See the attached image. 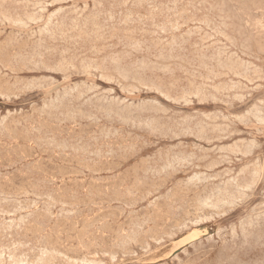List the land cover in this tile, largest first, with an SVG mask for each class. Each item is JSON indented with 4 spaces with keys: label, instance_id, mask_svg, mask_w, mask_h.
<instances>
[{
    "label": "rangeland",
    "instance_id": "obj_1",
    "mask_svg": "<svg viewBox=\"0 0 264 264\" xmlns=\"http://www.w3.org/2000/svg\"><path fill=\"white\" fill-rule=\"evenodd\" d=\"M3 1V0H2ZM12 1V2H11ZM13 1H14V3H13ZM24 1H25V3H27V4H25L24 3ZM21 0V1H16V0H4V2H2L1 3V0H0V5H1V7H0V21H1V23H0V52H1V55H0V86H3V87H7V90H6V88H3V87H0V121H2V122H0V156L2 157H0L1 159H0V169H1V171H0V180H1V184L2 185H0V187H1V189H0V193H2L1 195H0V200L2 199V201L4 202H0V206H1V209H0V213L2 214V216L0 215V225L1 224H3V222H5L4 223V225H1L0 227H3L4 226V228H0L1 230H0V255H1V257H0V264L2 263L3 264V260H4V264H10V262H11V264H19L18 262H20L21 260H23V259H27L26 260V262H25V260H23V263H20V264H33V263H36L35 261H40V258L42 259V260H45L44 262L46 263V264H86L87 263V261L89 262V264H93V263H95V264H98V262H99V264H100V262H101V264H188V262H190L189 264H264V166H263V164H264V122H263V120H264V106H263V104H264V0H248L250 3H248V4H250V5H247V0H241V2L239 1V0H220V1H218V0H200L201 1V4L202 5H200V1L199 0H180V2H179V0H119V2H118V0H112V4H111V0H104V1H102V0H63L64 1V3H62L63 1L61 0H59V1H57V0ZM37 1V2H36ZM95 1V3H96V1L97 2H99V3H96L97 5L98 4H100V5H96L95 3H93ZM101 1H102V3H101ZM113 1L116 3H113ZM122 1H124V2H122ZM127 1V2H126ZM144 1V2H143ZM146 1V2H145ZM150 1V2H149ZM152 1V2H151ZM168 1H169V3H171V4H169L168 3ZM189 1V2H188ZM196 1V2H195ZM211 1H213V2H211ZM226 1V2H225ZM258 3V4H255L256 2ZM8 2V3H7ZM15 2H17V3H15ZM21 2H23V3H21ZM51 2V3H50ZM66 2V3H65ZM108 2V3H107ZM130 2V3H129ZM139 2H140V5H139ZM142 2V3H141ZM155 2V3H154ZM156 2H157V4H156ZM182 2H186L185 4L184 3H182ZM191 2H192V4H191ZM208 2V3H207ZM233 2V3H232ZM237 2H239L238 4H237ZM251 2H253V3H251ZM13 3V4H12ZM18 3H20V4H18ZM33 4V5H30V4ZM38 3V4H37ZM43 3H44V5H43ZM46 3H48V4H46ZM56 3V4H55ZM58 3V4H57ZM105 3V4H104ZM123 3V5H121ZM127 3V4H126ZM137 4V5H134V4ZM144 3V4H143ZM152 3V4H151ZM154 3V4H153ZM166 5H165V4ZM176 3H178V4H176ZM226 3V4H225ZM244 3H246L245 4V9L243 8V6H244ZM261 3V4H260ZM3 4H5V8H4V11H3V9H2V7H3ZM8 6H7V5ZM10 4H12L11 6H10ZM16 4V5H15ZM26 6H25V5ZM41 4L43 5V6H41ZM50 4V5H49ZM77 4V5H76ZM86 4V5H85ZM89 4V6H91V8L89 7V6H87ZM93 4H94V6H93ZM101 4H102V6L103 7H101ZM121 6H120V5ZM131 4V5H130ZM142 4V5H141ZM160 4H162L163 6H160ZM173 4V5H172ZM174 4H175V6H174ZM182 4V5H181ZM194 4V5H193ZM197 4V5H196ZM203 4H205L206 5V7H205V5L203 6ZM214 4V5H213ZM223 4V5H222ZM233 4H234V7H233ZM241 4H243V5H241ZM15 5V6H14ZM17 5H19V6H17ZM35 5V6H34ZM49 5V6H48ZM51 5H52V7H51ZM84 5V6H83ZM110 5V6H109ZM139 5V6H138ZM157 5H159V6H157ZM171 5V6H170ZM186 5H188V6H186ZM190 5V6H189ZM191 5H193V8L191 7ZM210 7H208V6ZM212 7H211V6ZM218 5H220V7L218 6ZM76 6V7H75ZM77 6H78V8H80V9H78L77 8ZM80 6V7H79ZM116 6H118V7H116ZM135 6H137V7H135ZM157 6V7H156ZM182 6H184V7H187V9L186 8H184V7H182ZM201 6V7H200ZM215 6H217V7H215ZM222 6V7H221ZM229 8H228V7ZM230 6H232V7H230ZM236 6V7H235ZM242 6V7H241ZM250 6H251V8H250ZM255 6V7H254ZM46 7V8H45ZM71 7V8H70ZM73 7H75V8H73ZM85 7V8H84ZM108 7V8H107ZM112 7L114 8V9H112ZM127 9H126V8ZM140 7V8H139ZM144 7V8H143ZM152 7V8H151ZM154 7V8H153ZM170 7V8H169ZM175 9H174V8ZM177 7V8H176ZM197 7V9H195ZM208 7V8H207ZM8 8L10 9V11L8 10ZM25 8V10L24 11H22V9H24ZM31 8V9H30ZM32 8H34V9H32ZM41 8H44V9H46V10H44L43 9V11H41V10H39V9ZM63 8H65V11H64V9ZM83 10H82V9ZM101 8V9H100ZM104 8V9H103ZM107 8V9H106ZM110 8V9H109ZM117 8V9H116ZM143 10H142V9ZM169 8V9H168ZM216 8V9H215ZM220 8V9H219ZM222 8V9H221ZM253 8V9H252ZM12 9V10H11ZM14 9V10H13ZM29 9V10H28ZM50 9V10H49ZM59 9V10H58ZM68 11H67V10ZM74 9V10H73ZM76 9V10H75ZM87 10V11H85V10ZM98 9H100V11L98 10ZM116 9V10H115ZM119 9V10H118ZM126 9V10H125ZM145 9V10H144ZM147 9V10H146ZM156 9V10H155ZM160 9H162V10H160ZM174 9V10H173ZM177 9V10H176ZM183 9H184V11H183ZM186 9V10H185ZM226 9V10H225ZM235 9V10H234ZM238 9H239V11H238ZM250 9V10H249ZM18 10V11H17ZM32 10V11H31ZM37 11V12H35V11ZM63 10V11H62ZM79 10V11H78ZM105 10L106 11H108V12H105ZM112 10V11H111ZM122 10V11H121ZM123 10H125V11H123ZM134 10H135V12H134ZM157 10H158V12H157ZM167 10V11H166ZM170 10V11H169ZM189 12H188V11ZM196 10V11H195ZM197 10H199V11H197ZM207 10V11H206ZM212 10V11H211ZM231 10V11H230ZM244 10V11H243ZM5 11H6V13H5ZM9 11V12H8ZM13 13H12V12ZM56 13H55V12ZM66 11H67V14H66ZM77 11V12H76ZM91 11H92V13H94V14H92L91 13ZM101 11H102V14H101ZM114 11V12H113ZM130 11V12H129ZM135 14V15H133V13ZM139 11H141V12H139ZM151 11V12H150ZM156 11V12H155ZM179 11V12H178ZM195 11V12H194ZM210 11V12H209ZM222 11V12H221ZM226 11V12H225ZM232 11H236L235 13L233 12L232 13ZM258 11V12H257ZM4 14H3V13ZM8 12V13H7ZM21 12V13H20ZM28 12V13H27ZM32 12H34L33 13V15H31L32 14ZM44 12V14H42ZM45 12H47V13H45ZM52 12H53V15H54V17H57V19L56 18H54L53 17V15H50V14H52ZM57 12L58 13H60L59 15L57 14ZM65 14H64V13ZM81 14H80V13ZM84 12H86V14L84 13ZM110 12V13H109ZM115 14L116 12V14L114 15L113 13ZM152 13V15L150 14V13ZM161 12H162V14H161ZM175 12V13H174ZM182 12H183V14H182ZM185 12H188V13H185ZM212 12V13H211ZM214 12V13H213ZM10 13H11V15H10ZM17 15H15V14ZM24 13H25V15H24ZM62 13L64 14V16L62 15ZM71 13H72V15H71ZM79 15H78V14ZM99 13V14H98ZM122 15H121V14ZM185 13V14H184ZM194 13V14H193ZM222 13H224V14H222ZM226 13V14H225ZM228 13V14H227ZM230 13V14H229ZM243 13V14H242ZM262 13H263V15H262ZM23 15V16H21V15ZM27 14V15H26ZM35 14V15H34ZM40 14V15H39ZM56 14V15H55ZM75 14V15H74ZM83 14V15H82ZM113 14V15H112ZM132 14V15H131ZM136 14H138V16H140V17H138V16H136ZM140 14V15H139ZM143 14V15H142ZM154 14L156 15V17L154 16ZM208 15V16H205V15ZM215 14H216V16H215ZM222 14V15H221ZM247 14V15H246ZM249 14V15H248ZM255 16H254V15ZM3 15V16H2ZM8 15V16H7ZM39 15V16H38ZM43 15H44V18H43ZM66 15H67V17H66ZM81 15H82V17H81ZM90 15H92V16H90ZM94 15V16H93ZM100 15V16H99ZM105 15V16H104ZM109 15L111 16V17H109ZM159 15V16H158ZM171 15H173V16H171ZM178 16V18L179 17H181V18H177V16ZM258 15H259V17H258ZM262 15V16H261ZM5 16V17H4ZM9 16H10V18H9ZM21 16V17H20ZM24 16H25V18H24ZM37 16V17H36ZM59 16V17H58ZM105 18H104V17ZM107 16V17H106ZM115 16V18H114V20H112L113 19V17ZM121 17L120 19H119V17ZM125 16V17H124ZM130 16V17H129ZM131 16H132V18H131ZM143 16V17H142ZM145 16V17H144ZM148 16V17H147ZM165 16V17H164ZM204 16V17H203ZM220 16V17H219ZM236 16H237V19H236ZM261 16V17H260ZM2 17V18H1ZM7 17V18H6ZM14 17V18H13ZM18 17V18H17ZM35 17L37 18V20L35 19ZM39 17V18H38ZM41 17V18H40ZM53 19H52V18ZM62 17H63V20H62ZM72 17V18H71ZM75 17V21L73 20V18ZM80 17V18H79ZM88 17V18H87ZM90 17V18H89ZM124 17V18H123ZM137 17V18H136ZM162 17V18H161ZM187 17V18H186ZM196 17H197V19H196ZM222 17V18H221ZM226 17H229V18H226ZM232 18V20H231V18ZM256 17V18H255ZM4 18H6V19H4ZM17 20H16V19ZM20 18V19H19ZM34 18V21L33 20H31V19H33ZM43 18V19H42ZM49 18V19H48ZM51 18V19H50ZM61 18V19H60ZM68 18V19H67ZM83 18V19H82ZM107 18V19H106ZM133 18L135 19V20H133ZM148 18H152V19H148ZM156 19V20H154V19ZM165 18V19H164ZM167 18H169V19H167ZM193 18H195V19H193ZM204 18V19H203ZM223 18L224 19H226V20H223ZM234 18V19H233ZM261 18H262V20H261ZM3 19V20H2ZM22 19V20H21ZM26 19V20H25ZM69 19H70V21H69ZM78 19V20H77ZM81 19V20H80ZM88 21H87V20ZM90 19H94L95 21H98V22H95V21H93V20H90ZM97 19V20H96ZM121 19H123L122 21H120ZM141 19V20H140ZM144 19V20H143ZM167 19V20H166ZM173 19V20H172ZM176 21H175V20ZM207 19V20H206ZM215 19V20H214ZM230 19V20H229ZM241 19V20H240ZM8 20H10V21H8ZM24 20V21H23ZM29 20H31L32 22H30ZM38 20H42L41 22L40 21H38ZM54 21V23H52L53 21ZM86 20V21H85ZM104 20V21H103ZM117 20V21H116ZM119 20V21H118ZM124 20H125V22H124ZM128 20V21H127ZM129 20H132V21H129ZM147 22H146V21ZM149 20H152V21H149ZM158 20V21H157ZM162 20V21H161ZM163 20H164V23L162 24V22H163ZM170 20V21H169ZM181 20V21H180ZM183 20H185V21H183ZM196 20H198V21H196ZM204 20V21H203ZM217 20V21H216ZM222 22H221V21ZM257 20V21H256ZM5 23H4V22ZM8 21V22H7ZM23 21V23L22 24H20L21 22ZM29 21V22H28ZM36 21H37V23H36ZM49 21H51V22H49ZM64 21V22H63ZM79 23H78V22ZM82 21V22H81ZM106 21H108V22H106ZM113 21V22H112ZM140 21V22H139ZM144 21V22H143ZM167 21V22H166ZM175 21V22H174ZM178 21V22H177ZM189 21H191V22H189ZM230 21V22H229ZM11 22V23H10ZM19 22V23H18ZM28 22V23H27ZM38 22H40V23H38ZM58 22V23H57ZM60 22V23H59ZM76 22V23H75ZM94 22V24H92ZM100 22V23H99ZM110 22V23H109ZM122 22V23H121ZM131 22H132V25H131ZM135 22H137L136 24H135ZM184 22V23H183ZM195 22V23H194ZM204 22V23H203ZM206 22V23H205ZM208 22V23H207ZM225 22V23H224ZM226 22H227V24H226ZM233 22V23H232ZM245 22H247V23H245ZM14 23H16V24H14ZM36 23V24H35ZM47 23H48V25L50 24V26H48V27H46L47 26ZM57 23V25H55ZM70 23V24H69ZM78 23V24H77ZM104 24V25H102V24ZM107 25H109V26H107ZM109 23V24H108ZM113 23V24H112ZM119 23H121V24H119ZM141 23V24H140ZM143 23V24H142ZM157 23V24H156ZM171 23V24H170ZM187 23V25H185ZM191 23H193L192 25H191ZM217 23V24H216ZM240 23H242V24H240ZM253 23H255V24H253ZM261 23V24H260ZM4 24V25H3ZM6 24V25H5ZM18 24V27L16 26ZM26 24H28V26L26 25ZM30 24H31V26H30ZM55 25V26H57V27H53V25ZM67 24V25H66ZM73 24V25H72ZM77 26H75V25ZM87 24V25H86ZM92 24V25H91ZM97 24V25H96ZM101 25V26H99V25ZM111 24V25H110ZM118 24H119V26H118ZM124 24V25H123ZM129 24V25H128ZM140 24V25H139ZM158 24H159V26H158ZM165 24H168V25H165ZM174 24V25H173ZM181 24V25H180ZM195 24V25H194ZM202 24V25H201ZM211 24V25H210ZM216 26H215V25ZM231 26H230V25ZM232 24H233V26H232ZM245 24H247L246 26H245ZM13 25V26H12ZM46 25V26H45ZM52 25V26H51ZM61 25V26H60ZM63 25V26H62ZM72 25V26H71ZM91 25V26H90ZM96 25V26H95ZM117 25V26H116ZM121 25V26H120ZM131 25V26H130ZM133 25H136V26H133ZM145 25V26H144ZM162 25L163 26H165V27H167L166 29L168 30H166V29H164L165 27H162ZM170 25V26H169ZM178 25H180V27L178 26ZM183 25V26H182ZM189 25V26H188ZM201 27H200V26ZM223 25V26H222ZM224 25L226 26V27H224ZM240 25V26H239ZM243 25V26H242ZM260 25V26H259ZM261 25H263L262 27H261ZM23 26H25V27H23ZM26 26L28 27V28H26ZM30 26V27H29ZM43 26H44V28L46 29H44L43 28ZM65 26V27H64ZM70 28L69 30H68V28ZM70 26V27H69ZM78 26H80V27H78ZM88 26V27H87ZM103 26V27H102ZM105 26H107V29H108V27H109V29L108 30H106V27ZM115 27V29H114V27ZM124 26V27H123ZM125 26H126V28H125ZM133 26V27H132ZM149 28H148V27ZM154 26H156V27H154ZM178 26V27H177ZM188 26V27H187ZM191 26V27H190ZM193 26H194V28H193ZM197 28H196V27ZM206 26H208V27H206ZM21 27H23V28H21ZM52 29H51V28ZM60 27V28H59ZM86 27V28H85ZM95 27V28H94ZM124 29H123V28ZM132 27V28H131ZM144 27V28H143ZM158 27V28H157ZM182 27V28H181ZM215 27V28H214ZM221 27V28H220ZM228 27H230V28H228ZM231 27H233V28H231ZM241 28V29H238V28ZM242 27H244V29L242 28ZM248 27V28H247ZM257 27V28H256ZM21 28V29H20ZM39 28H41V29H39ZM57 28V29H56ZM65 28V29H64ZM75 28V29H74ZM80 29V30H78V29ZM88 28L90 29V30H88ZM93 28V29H92ZM120 28V29H119ZM127 28H129L128 30H127ZM137 28H139V29H137ZM157 28V29H156ZM184 28V29H183ZM186 28V29H185ZM193 28V29H192ZM209 28V29H208ZM218 30H217V29ZM262 28V29H261ZM37 29V30H36ZM49 29V30H48ZM55 31H54V30ZM64 29V30H63ZM73 29V30H72ZM99 29H101V30H99ZM117 29V30H116ZM123 29V30H122ZM132 29V30H131ZM160 29H162V31L160 30ZM169 29H171V30H169ZM177 29V30H176ZM181 29V30H180ZM201 29V30H200ZM229 29V30H228ZM248 29V30H247ZM43 30V31H42ZM51 30H52V32H51ZM58 30V31H57ZM61 30V31H60ZM65 30H67L66 32H65ZM73 32H72V31ZM76 30V31H75ZM81 30H83V31H81ZM85 30H87V31H85ZM94 30V31H93ZM96 30V31H95ZM113 30V31H112ZM121 30V31H120ZM135 30V31H134ZM139 30V31H138ZM148 30V31H147ZM149 30H151V31H149ZM154 32H153V31ZM158 30V31H157ZM160 30V31H159ZM179 30V31H178ZM188 30H190V31H188ZM194 30V31H193ZM196 30V31H195ZM203 30V31H202ZM213 30H215V31H217V32H215V31H213ZM219 30H221V31H219ZM223 30V31H222ZM240 30V31H239ZM1 31H5L6 33H2ZM14 31V32H13ZM36 33H35V32ZM41 31V32H40ZM47 31V32H46ZM49 31V32H48ZM62 31H64V32H62ZM74 31H75V34H74ZM89 31H92V32H89ZM103 31H105L104 33H103ZM108 31L110 32V33H108ZM116 31H119V32H117V33H115ZM129 31V34L127 33ZM136 31H138V32H136ZM164 31H166V33L168 32V34L166 35H164ZM171 33H170V32ZM173 31H176V32H173ZM187 31V32H186ZM207 31V32H206ZM225 31V32H224ZM233 31V32H232ZM236 31H237V33H238V31H239V35L236 33ZM12 32V33H11ZM18 32H19V36L17 35L18 34ZM32 32H33V34H32ZM43 32V33H42ZM51 32V33H50ZM61 32V33H60ZM91 33L90 35L91 36H89V33ZM98 32H99V34H98ZM131 32V33H130ZM132 32H135V34H137L136 36H135V34L134 33H132ZM143 34H142V33ZM158 32V33H157ZM188 34H186V33ZM189 32V33H188ZM190 32H192V33H190ZM194 32H195V34H194ZM213 32V33H212ZM222 32V33H221ZM227 32V33H226ZM16 35H15V34ZM23 33V34H22ZM24 33H25V35H24ZM28 33V34H27ZM40 33V34H39ZM47 33H49V35L47 34ZM55 33V34H54ZM57 33V34H56ZM64 33H66L65 35H63ZM123 33H125V34H123ZM151 33V34H150ZM163 33V34H162ZM182 33V34H181ZM185 33V34H184ZM197 33H199V34H197ZM200 33H201V35H200ZM206 33H208V36L207 35H205ZM211 33V34H210ZM233 33V34H232ZM243 33V34H242ZM11 34V35H10ZM13 34V35H12ZM30 34V35H29ZM51 34V35H50ZM70 34V35H69ZM88 34V35H87ZM105 34V35H104ZM107 34H109V35H107ZM138 34H140V35H138ZM189 34H190V36H189ZM204 34V38H206V37H208V39H207V41H206V39H204L203 38V35ZM220 34H221V36L222 37H220ZM223 34H225V35H223ZM26 35H28V36H26ZM34 35V36H33ZM38 35V36H37ZM41 35H42V37H41ZM43 35H45V36H43ZM53 35V36H52ZM62 35V36H61ZM67 35V36H66ZM120 35V36H119ZM124 35V36H123ZM127 35V38H125V36ZM130 35V36H129ZM132 35V36H131ZM154 35V36H153ZM160 35V36H159ZM184 38H181V36ZM188 37H187V36ZM212 35H214L213 37H212ZM218 35V36H217ZM227 35V36H226ZM240 35H241V39H240ZM8 36V38L7 39H5V37H7ZM16 36V37H15ZM31 36V37H30ZM64 36V37H63ZM72 36H74V37H72ZM77 36V37H76ZM80 36H82V37H80ZM105 38H104V37ZM121 38H119V37ZM141 36V37H140ZM145 36V37H144ZM148 36V37H147ZM157 36V37H156ZM169 38H168V37ZM171 36V37H170ZM193 36V37H192ZM244 36V37H243ZM4 37V38H3ZM13 39H12V38ZM26 37H27V39H26ZM32 37H33V39H32ZM38 40H36L35 38ZM53 37V38H52ZM54 37H55V39H54ZM66 37V38H65ZM85 37V38H84ZM92 39H91V38ZM98 37H100V38H98ZM113 37V38H112ZM115 37H116V39H115ZM130 37V38H129ZM137 37V38H136ZM144 37V38H143ZM160 37V38H159ZM177 38V40H176V38ZM192 38V39H190V38ZM209 37H211V38H209ZM217 37V38H216ZM225 37V38H224ZM228 37H229V39H228ZM230 37L232 38V41H230L231 39H230ZM233 37H235V38H233ZM15 38H17V40L15 39ZM69 38V39H68ZM79 38V39H78ZM80 38H81V41H79L80 40ZM82 38L84 39V40H82ZM89 38V39H88ZM96 38V39H95ZM104 38V39H103ZM107 38H109L110 40H111V42H109L110 40L109 39H107ZM124 38V39H123ZM134 38V39H133ZM142 38V39H141ZM145 38H147V39H145ZM157 38V39H156ZM162 38H163V40H162ZM167 38V39H166ZM174 38V39H173ZM188 38V39H187ZM200 38H203L202 40H199ZM213 38H215V39H217V40H215V39H213ZM10 39H12V40H10ZM19 39V40H18ZM22 39H23V43H22ZM31 39V40H30ZM40 39H41V41H40ZM59 39V40H58ZM61 39V40H60ZM76 39V40H75ZM87 39V40H86ZM114 39V40H113ZM120 39V40H119ZM127 39H130V40H128L127 41ZM133 39V41H131ZM154 39V40H153ZM182 39V40H181ZM227 39H228V41H227ZM240 39V40H239ZM245 39H247L246 41H245ZM10 40V41H9ZM15 40V41H14ZM21 40V41H20ZM28 40V41H27ZM49 40H52V41H49ZM71 40V41H70ZM93 40V41H92ZM99 40V41H98ZM109 40V41H108ZM119 40V41H118ZM124 40H125V42L126 43H124ZM140 40V41H139ZM156 40V41H155ZM161 40V41H160ZM171 41V43H172V46H171V43H170V41ZM174 40V41H173ZM181 40V41H180ZM184 40V41H183ZM197 40H198V42H197ZM204 40V41H203ZM212 40V41H211ZM220 41L222 44H220V42H218L219 44H217V41ZM239 40V41H238ZM251 40V41H250ZM18 41H19V44H17L18 43ZM31 41H32V43H31ZM36 41H37V43H36ZM45 41H46V43H45ZM49 41V42H48ZM64 41H65V43H64ZM77 41V42H76ZM88 41H90V43L88 42ZM97 41H98V43H97ZM103 43H102V42ZM106 41H108V43L106 42ZM122 43H121V42ZM130 41H131V43H130ZM139 43V45H138V43ZM152 41V42H151ZM157 41H158V43H157ZM159 41H160V43H159ZM177 41V42H176ZM185 42L184 44H183V42ZM191 41V42H190ZM196 41V42H195ZM209 41V42H208ZM237 41V42H236ZM5 42V43H4ZM12 42H15V43H12ZM43 43V45H42V43ZM51 42V43H50ZM60 42V43H59ZM62 42V43H61ZM69 42V43H68ZM72 44H71V43ZM74 42V43H73ZM78 42H79V45H78ZM87 42H88V44H87ZM94 42V43H93ZM120 42V43H119ZM141 42V43H140ZM144 44H143V43ZM145 42H146V44H145ZM164 42H167V43H164ZM169 42V43H168ZM203 42V43H202ZM216 43V45H215V43ZM240 42H241V44H240ZM244 42V43H243ZM251 42V43H250ZM4 45H3V44ZM28 43H30V44H28ZM49 43V44H48ZM57 43V44H56ZM75 43H77V44H75ZM82 45H81V44ZM93 43V44H92ZM96 43V44H95ZM129 43V46L127 45ZM153 45L154 44V46H152L151 44ZM174 43V44H173ZM176 43V44H175ZM196 45H195V44ZM207 43V44H206ZM223 43L225 44V45H223ZM237 43V44H236ZM246 43V44H245ZM14 44H15V46H14ZM22 44V45H21ZM23 44H24V46H23ZM26 44V45H25ZM35 46H33V45ZM38 44V45H37ZM55 44V45H54ZM69 44L70 45H73V46H70L69 47ZM75 44V45H74ZM95 44V45H94ZM98 44H100V45H98ZM110 44V45H109ZM111 44H112V46H111ZM119 44V45H118ZM125 44H126V46H128L127 48H124V47H126L125 46ZM131 44V45H130ZM136 44H137V46H136ZM150 44V45H149ZM155 44H158L159 45V47H158V45H155ZM169 44V45H168ZM181 44V45H180ZM186 44V45H185ZM199 44V45H198ZM209 44H214V45H212V47H211V45H209ZM233 46H232V45ZM7 45H10V46H8L7 47ZM13 45V46H12ZM22 47H21V46ZM29 47H28V46ZM37 45V46H36ZM133 45H135V46H133ZM145 47H144V46ZM164 45V46H163ZM167 45V46H166ZM201 45H203V47L201 46ZM209 45V46H208ZM18 46V47H17ZM50 48H48V47ZM53 46V47H52ZM56 46H58V47H56ZM61 46H62V48H61ZM87 46V47H86ZM90 46V47H89ZM96 48V51H95V49L93 48ZM96 46V47H95ZM104 46V47H103ZM105 46H107V47H105ZM118 46V47H117ZM130 46H131V48H130ZM141 46V47H140ZM148 46V47H147ZM152 46V47H151ZM162 46V47H161ZM179 46V47H178ZM182 46V48H180ZM185 46V47H184ZM200 46V47H199ZM223 47L222 49H221V51H220V48L221 47ZM226 46V47H225ZM245 46V47H244ZM249 46V47H248ZM3 47V48H2ZM9 47H12V48H10L9 49ZM21 47V48H20ZM23 47H24V49L27 47V49H23ZM38 47H39V49H38ZM45 47V48H44ZM92 47V48H91ZM117 47V48H116ZM147 47V48H146ZM151 47V48H150ZM168 47V48H167ZM173 48V50H172V48ZM178 47V48H177ZM192 47V48H191ZM196 47V48H195ZM199 47V48H198ZM207 47H209V48H207ZM216 49V50H219V51H217L216 52V50L214 49V48ZM235 47H236V49H235ZM247 47V48H246ZM251 47V48H250ZM2 48V49H1ZM5 48V49H4ZM29 48V49H28ZM51 48H52V50H51ZM53 48H55V49H53ZM80 48H82V49H80ZM86 48V49H85ZM90 48V49H89ZM104 48V49H103ZM110 48V49H109ZM121 48H123V50L121 49ZM154 49V51H152L153 49ZM156 48H158V49H156ZM166 48V49H165ZM195 48V49H194ZM206 48H207V50H206ZM226 48V49H225ZM239 48H241V49H239ZM244 48V49H243ZM247 50H246V49ZM4 49V50H3ZM37 49V50H36ZM128 49V50H127ZM129 49H131V50H129ZM140 49H142L141 51H140ZM147 49H150L151 51H149V50H147ZM161 49V50H160ZM163 49L165 50V51H163ZM178 49V50H177ZM183 49V50H182ZM203 49V50H202ZM224 49V50H223ZM253 49V50H252ZM10 50V51H9ZM14 50V51H13ZM22 50H24V51H22ZM39 50V51H38ZM48 50V51H47ZM71 50H72V52H71ZM74 50V51H73ZM86 50V51H85ZM88 50V51H87ZM92 52H91V51ZM94 50V51H93ZM102 51L101 53H100V51ZM121 51V53H122V55H121V53H120V51ZM157 50V51H156ZM170 50H172V51H170ZM175 50V51H174ZM180 50H182L183 52H185V53H183L182 51H180ZM196 50V51H195ZM200 50V51H199ZM227 50L229 51L228 53H226L227 52ZM250 50V51H249ZM5 51V52H4ZM7 51V52H6ZM20 51V52H19ZM50 51H51V53H50ZM55 51L58 53V54H56L55 53ZM66 52V54H65V52ZM69 53H68V52ZM82 51V52H81ZM86 53H85V52ZM126 51H128L127 53H126ZM148 51V52H147ZM160 53H162V54H160ZM191 51V52H190ZM195 51V52H194ZM198 51V52H197ZM205 51V52H204ZM222 51H224V52H222ZM240 51H241V53H242V55H244V56H242L241 55V53H240ZM252 51V52H251ZM4 52V53H3ZM10 52H11V54H10ZM18 54H17V53ZM22 52V53H21ZM47 52V53H46ZM49 52V53H48ZM54 52V53H53ZM74 52V53H73ZM90 52V53H89ZM96 52V53H95ZM107 54H105V53ZM112 52H113V54H112ZM132 54H131V53ZM141 52H143V53H141ZM148 54H146V53ZM157 52V53H156ZM172 54H171V53ZM201 52H203V53H201ZM215 52V53H214ZM219 52H221V53H219ZM235 52V54H236V56H235V54H233ZM254 52V53H253ZM6 53V54H5ZM20 53V54H19ZM26 53V55H24ZM35 55V57L33 58V54ZM36 53V54H35ZM44 53V54H43ZM88 53V54H87ZM94 53V54H93ZM115 53H120V56L118 55V54H116L115 55ZM126 53V54H125ZM138 53V54H137ZM155 53V54H154ZM169 53V54H168ZM192 53V54H191ZM199 53H201V54H199ZM223 53H225L224 54V56L227 58V61L225 60L226 58L223 56ZM238 53V54H237ZM245 53H246V56H245ZM253 53V54H252ZM14 54V55H13ZM28 54V55H27ZM32 54V55H31ZM39 54V55H38ZM50 54V55H49ZM63 54V55H62ZM69 54V55H68ZM78 54H79V56H78ZM82 54V55H81ZM84 54H85V56H84ZM96 54H98V55H96ZM109 54V55H108ZM131 55V57H129L130 55ZM145 54H146V56H145ZM180 54V55H179ZM204 54V56L202 57V55ZM206 54V55H205ZM215 54V55H214ZM227 54V55H226ZM232 56H231V55ZM256 54H258V56H255ZM6 55V56H5ZM12 55V56H11ZM16 55V56H15ZM21 57H20V56ZM24 55V56H23ZM41 55V56H40ZM46 55V56H45ZM55 55H58V56H55ZM73 55V56H72ZM91 55H93L92 57H91ZM102 55H103V57H102ZM117 55H118V60L120 61V63L118 62V61H116L117 60ZM151 55V56H150ZM172 55V56H171ZM183 55V56H182ZM188 55V56H187ZM209 55V56H208ZM210 55L212 56V57H210ZM222 55V57H220V56ZM249 55V56H248ZM252 55V56H251ZM4 56H5V58H4ZM19 56V57H18ZM23 56V57H22ZM27 56V57H26ZM41 58H40V57ZM56 58H55V57ZM63 58H62V57ZM71 56V57H70ZM76 56V57H75ZM81 56V57H80ZM90 56V57H89ZM105 56V57H104ZM112 57V60H111V57ZM114 56V57H113ZM126 56H128L129 58H127ZM156 56V57H155ZM180 56V57H179ZM182 56V57H181ZM186 56V57H185ZM218 56V57H217ZM229 56H231V58L229 57ZM234 56H235V58H234ZM237 56H239V57H241V58H239V57H237ZM255 56V57H254ZM2 57V58H1ZM11 58V57H13V58H11L10 60H12V61H10L9 60V58ZM14 57H15V60H14ZM74 57H75V59H74ZM99 57V58H98ZM102 57V58H101ZM107 57V58H106ZM124 57V58H123ZM142 57V58H141ZM176 57H178V58H176ZM185 57V58H184ZM192 57V58H191ZM195 57H197V58H195ZM208 57V58H207ZM233 57V58H232ZM237 57V58H236ZM249 57V58H248ZM252 57H253V59H252ZM256 57H258V58H256ZM20 58V59H19ZM26 60H25V59ZM31 58V59H30ZM47 58V59H46ZM58 58H61V59H58ZM74 59V62H73V59ZM76 58H77V60H76ZM87 58V59H86ZM88 58H91V59H89L88 60ZM127 58V59H126ZM131 58V59H130ZM159 58V59H158ZM162 58V59H161ZM163 58H164V60H163ZM184 58V59H183ZM200 58V59H199ZM212 58V59H211ZM221 58V59H220ZM251 58V59H250ZM1 59H3V61H5V62H3ZM10 61L9 63H11L10 65H9V63H8V60ZM20 61H23V62H21V64H20V62L18 61V60ZM23 59V60H22ZM31 60V61H29V60ZM36 59V60H35ZM40 59V60H39ZM55 59V61H53ZM70 59V60H69ZM79 59V60H78ZM81 59V60H80ZM83 59V60H82ZM100 59H101V61H100ZM129 59V60H128ZM141 59V60H140ZM149 59V60H148ZM170 62H174L175 64L173 65V62L172 63H169V61ZM171 59V60H170ZM173 59V60H172ZM196 59H197V61H196ZM203 59V60H202ZM208 59V60H207ZM214 59H216V60H214ZM241 59V60H240ZM243 59V60H242ZM257 59V60H256ZM259 59V60H258ZM7 60V61H6ZM28 60V61H27ZM42 60H44V62L42 61ZM50 60V63L48 62ZM61 62H60V61ZM88 60V61H87ZM96 60V61H95ZM99 60V61H98ZM106 62H104V61ZM126 60V61H125ZM152 60V61H151ZM159 60V61H158ZM176 60H177V63H176ZM182 60H183V62H182ZM188 60V61H187ZM189 60L191 61V63L189 62ZM199 60H202V61H199ZM207 60V61H206ZM212 60V61H211ZM213 60H214V62H213ZM223 60V61H222ZM236 60L238 61L237 63H236ZM263 60V61H262ZM25 61V62H24ZM40 61V62H39ZM52 61V62H51ZM64 61H65V63L67 62V64H65L64 63ZM69 61V62H68ZM79 61V62H78ZM83 61H85V62H83ZM86 61L88 62V64L86 63ZM91 61V62H90ZM95 61V62H94ZM123 61H125V62H123ZM130 61V62H129ZM136 61V62H135ZM139 61V62H138ZM142 61V62H141ZM146 61V62H145ZM150 61V62H149ZM157 63H156V62ZM197 63V64H195V62ZM198 61H199V63H198ZM206 61V62H205ZM220 61V62H219ZM228 62V63H224V62ZM232 61H234L233 63H232ZM241 61V62H240ZM242 61H245V62H242ZM13 62V63H12ZM18 63V66H17V63ZM32 62V63H31ZM46 62H48V63H46ZM54 62V63H53ZM72 64H71V63ZM77 62V63H76ZM115 62H116V65H117V67L115 66ZM149 62V63H148ZM152 62H154V63H152ZM159 62V63H158ZM165 62H166V64H165ZM178 62H180L182 65L180 66V63H178ZM241 64H240V63ZM7 63H8V65H7ZM42 63H43V65H42ZM56 63V64H55ZM70 63V64H69ZM80 63V64H79ZM83 63V64H82ZM96 63V64H95ZM112 63V64H111ZM123 63V64H122ZM143 63H145V64H143ZM161 63H163L162 65H161ZM202 63H203V65H202ZM210 63H211V65H210ZM222 63V64H221ZM224 63V64H223ZM24 64V65H23ZM32 64V65H31ZM35 64H36V66H39V68L38 67H36L35 66ZM39 64V65H38ZM41 64V65H40ZM53 64V66H55V68H53V66H51ZM75 64V65H74ZM78 64V65H77ZM86 64V65H85ZM92 64V65H91ZM106 64V65H105ZM109 64H111V66L109 65ZM129 64V65H128ZM132 64L133 65H135V66H132ZM138 64V65H137ZM165 64V65H164ZM167 64H169V65H167ZM183 64H185V65H183ZM189 64H191V65H193V66H190ZM221 64V65H220ZM230 66H229V65ZM232 64V65H231ZM235 64H236V66H235ZM244 64H246V65H244ZM251 64V65H250ZM3 65V66H2ZM28 65V66H27ZM29 65H30V67H29ZM48 65V66H47ZM61 65V66H60ZM66 65H67V67H66ZM88 65H89V68H88ZM123 65H125V66H123ZM126 65H128V66H126ZM148 65V68H147V70H146V66ZM152 65H153V67H152ZM186 65H188V66H186ZM203 67H201V66ZM218 65V66H217ZM220 65V66H219ZM223 65H225V66H223ZM226 65H227V67H226ZM242 66V69H240L239 67H241ZM243 65L244 66H246V67H243ZM255 65V66H254ZM6 66H8V68L6 67ZM12 66H14V67H12ZM21 66V67H20ZM24 66V67H23ZM31 66H32V68H31ZM35 66V67H34ZM47 68H46V67ZM65 66V67H64ZM76 68H75V67ZM93 67V69L91 70V68ZM101 66V67H100ZM103 66V67H102ZM131 66V67H130ZM137 66V67H136ZM160 66H161V68H160ZM185 67V69H184V67ZM196 66H198L197 68H198V70H197V68H196ZM249 66H251V67H249ZM254 66V67H253ZM12 67V68H11ZM18 69H17V68ZM49 67V68H48ZM60 67V68H59ZM82 67H84V69L85 70H83V69H81ZM97 67V68H96ZM115 67V68H114ZM120 67H122V69L120 68ZM128 67V68H127ZM165 67V68H164ZM189 67V68H188ZM191 67H195V69L196 70H194L193 68H191ZM218 67V68H217ZM222 67V68H221ZM226 67V68H225ZM229 67V68H228ZM238 67V68H237ZM257 67V68H256ZM4 68V69H3ZM5 68L7 69V70H5ZM14 68V69H13ZM23 68H25V69H23ZM32 69V71H31V69ZM35 68H38V69H40L41 70V72H38V71H40V70H38V69H35ZM63 68V69H62ZM75 68V70L73 71V69ZM77 68H79V70H77ZM87 68V69H86ZM94 68H96V69H98L97 71H96V69H94ZM100 68V69H99ZM110 69V70H107V69ZM120 68V69H119ZM127 68V69H126ZM181 68V69H180ZM199 68H201V69H199ZM225 68V69H224ZM234 68H235V70L236 71H234ZM246 68V69H245ZM250 68V69H249ZM254 68V69H253ZM258 68H260V69H258ZM22 69L24 70V71H22ZM34 69V70H33ZM46 69V70H45ZM55 69V70H54ZM66 69H67V71H66ZM101 69H103V70H101ZM131 69V70H130ZM138 69V70H137ZM142 69V70H141ZM144 69V70H143ZM178 69V70H177ZM180 69V70H179ZM189 70V69H191V70H189V71H187V70ZM206 69H208L207 71H206ZM213 69V70H212ZM215 69V70H214ZM224 69V70H223ZM240 69V70H239ZM246 70V71H244V70ZM254 71H253V70ZM256 69H258V70H256ZM21 70V71H20ZM30 70V71H29ZM37 70V71H36ZM45 70V71H44ZM50 70V71H49ZM54 70V71H53ZM64 70V71H63ZM87 70V71H86ZM100 70V71H99ZM104 70H106V73H105V71ZM114 70V75H113V71ZM116 70V71H115ZM135 70V72H133ZM160 70V71H159ZM176 71V72H174V71ZM184 70V71H183ZM205 70V71H204ZM227 70V71H226ZM230 70V71H229ZM250 71V72H248V71ZM10 71V72H9ZM28 71V72H27ZM48 71V72H47ZM57 71V72H56ZM58 71H59V74H58ZM79 71V72H78ZM81 71H82V73H81ZM96 73H95V72ZM99 71V72H98ZM120 71V72H119ZM124 71V72H123ZM146 71V72H145ZM157 71V72H156ZM185 71H187V73H189L188 75H185V74H187ZM193 71V72H192ZM197 71V72H196ZM211 71H213L212 73H213V75L211 74ZM221 73V75H223L221 78H220V73ZM251 71H253V72H251ZM256 71V72H255ZM259 72V74H258V72ZM13 74H12V73ZM54 72V73H53ZM61 72H63V74H60ZM73 72V73H72ZM91 72V73H90ZM92 72H94V73H92ZM104 72V75H102V73ZM109 72V73H108ZM118 72V74H115V73H117ZM142 72V73H141ZM172 72H173V74H172ZM192 72V73H191ZM201 72V73H200ZM209 72V73H208ZM231 72V73H230ZM241 74H240V73ZM4 73V74H3ZM6 73H8V74H6ZM69 73V74H68ZM79 73V74H78ZM83 73H84V75H83ZM88 73V74H87ZM99 73V74H98ZM128 73H129V75H128ZM144 73V74H143ZM196 73H198V74H196ZM218 73L219 74V76H218V74L216 75V74ZM232 73L234 74V75H232ZM236 73V74H235ZM71 74V75H70ZM89 74H91V76L89 75ZM96 74V75H95ZM106 74H109V75H107L106 76ZM120 74V75H119ZM124 74V75H123ZM136 74H138V75H136ZM143 74V75H142ZM195 75V76H193V78L195 79V81H194V79L192 78V75ZM200 74H202V75H200ZM206 74H208V75H206ZM227 74H228V77H226L227 76ZM240 74V75H239ZM248 74H249V76H248ZM251 74V75H250ZM254 74H258V75H254ZM262 74V75H261ZM1 75H3L4 77L2 78V76ZM6 75V76H5ZM13 75V76H12ZM65 75H66V77H65ZM76 75V76H75ZM80 75V76H79ZM85 75H87V76H85ZM101 75V76H100ZM115 75H117V76H115ZM161 75V76H160ZM175 75V77L173 78V76ZM197 75V76H196ZM210 75H212V76H214V77H210ZM235 75H238V76H235ZM242 75H244V76H242ZM43 76L45 77V78H43ZM61 76V77H60ZM74 76V77H73ZM95 76L97 77V78H95ZM104 78H103V77ZM108 76L110 77V79L108 78ZM112 76V77H111ZM138 76V77H137ZM140 76V77H139ZM150 76V77H149ZM151 76H152V78H151ZM199 76H200V78H199ZM240 76H241V78L242 77H244L247 81H245L244 80V78H240ZM260 76H262V81L260 80L259 81V79L258 78H260L261 79V77ZM9 77H12V78H10L9 79ZM17 77V78H16ZM19 77H20V81H19ZM25 77V78H24ZM48 77V78H47ZM50 77V78H49ZM54 77H55V79H54ZM68 77V78H67ZM102 77V78H101ZM106 77V78H105ZM127 77V78H126ZM149 77V78H148ZM160 77H161V79H160ZM181 77V78H180ZM207 77V78H206ZM219 77V78H218ZM235 77V78H234ZM31 78V79H30ZM36 78H37V80H36ZM39 78H43L42 80L41 79H39ZM47 78V79H46ZM118 80H117V79ZM123 78H125V80H123ZM152 79V81L153 82H151V79ZM159 80H158V79ZM171 78V79H170ZM187 78H188V80H189V83H188V80H187ZM220 79V80H218V79ZM240 78V79H239ZM250 78H253L252 80L250 79ZM3 79V80H2ZM14 79V80H13ZM24 79V80H23ZM28 79H30V80H28ZM37 81V83H36V81ZM51 80V81H49V80ZM53 79V80H52ZM106 81H105V80ZM111 79L113 80V82L111 83ZM115 79V80H114ZM120 79V80H119ZM122 79V80H121ZM130 79V80H129ZM135 79V80H134ZM150 79V80H149ZM156 79V80H155ZM174 79V80H173ZM191 79V80H190ZM198 79V80H197ZM16 80H17V82H16ZM23 80V81H22ZM34 80V81H33ZM46 80H47V82H49L48 84H47V82H46ZM109 80V81H108ZM117 80V81H116ZM170 80V81H169ZM180 80V81H179ZM203 80V81H202ZM206 80H209V81H206ZM229 80H230V82H229ZM241 82H240V81ZM11 81V82H10ZM19 81V82H18ZM28 81H30V82H28ZM32 81V82H31ZM41 81V82H40ZM42 81H44V83L42 82ZM57 81L59 82V83H57ZM120 82V84H119V82ZM140 83L141 82V84H139L138 82ZM147 81H148V83H150V85L147 83ZM159 81V82H158ZM164 81V82H163ZM176 81V82H175ZM211 81V82H210ZM214 81V82H213ZM233 81V82H232ZM238 81V82H237ZM250 81V82H249ZM251 81H252V83L253 82H255L254 84H252L251 83ZM22 82H24V83H22ZM35 83V85H34V83ZM56 82V83H55ZM74 82V83H73ZM79 82V83H78ZM83 82V83H82ZM108 82V83H107ZM136 82V83H135ZM156 84H155V83ZM158 82V83H157ZM162 82V83H161ZM178 82V83H177ZM195 82V83H194ZM203 82V83H202ZM210 84H212L211 86L210 85H208L209 83ZM226 82V83H225ZM249 82V83H248ZM9 83V84H8ZM18 83H20V84H18ZM31 83V84H30ZM40 83H41V85H40ZM46 83V84H45ZM85 83V84H84ZM116 83H117V85H116ZM123 83V85H121ZM132 83V84H131ZM154 83V84H153ZM176 83V84H175ZM206 83V84H205ZM208 83V84H207ZM214 83H215V85H214ZM222 83V84H221ZM224 83V84H223ZM229 83H231V84H229ZM233 83V84H232ZM234 83H236L235 85H234ZM239 83V84H238ZM8 84V85H7ZM17 84V85H16ZM26 84V85H25ZM51 84V85H50ZM53 84V85H52ZM76 84V85H75ZM88 84V85H87ZM128 84V85H127ZM135 84V85H134ZM144 84H146V85H144ZM159 84H162V85H159ZM178 84V85H177ZM190 84V85H189ZM194 84H196V85H194ZM198 84H199V86H198ZM204 84V85H203ZM219 84H221V85H219ZM240 84H241V86H240ZM246 84H247V86H246ZM252 84V85H251ZM10 85H12V86H10ZM15 85V87H13ZM22 85V86H21ZM23 85H25L24 87H23ZM31 85V86H30ZM44 85V86H43ZM73 85V86H72ZM78 85H79V87H78ZM86 85V86H85ZM125 85V86H124ZM133 85L134 86H136V87H133ZM141 85H143V86H141ZM154 85H156V88L158 87V88H160V90L157 88V89H153V86ZM173 85H175V87H173ZM203 85V86H202ZM218 85V86H217ZM227 85H229V87L227 86ZM231 85V86H230ZM257 85H259V86H257ZM10 88H14V90H12V89H10ZM21 86V87H20ZM27 86V87H26ZM29 86V87H28ZM35 86L36 87H38V88H35ZM41 86V87H40ZM48 86V87H47ZM68 86H70V87H68ZM81 86V87H80ZM101 86V87H100ZM130 86L132 87V88H130ZM147 87V89L146 88H144V87ZM152 88H151V87ZM161 86L163 87V88H161ZM167 86V87H166ZM193 87V88H190V87ZM213 86V87H212ZM220 86V87H219ZM225 86V87H224ZM234 86V87H233ZM240 86V87H239ZM255 86V87H254ZM256 86H257V88L259 87V89L257 90V88H256ZM263 87V89H261L262 87ZM33 87V88H32ZM39 87H40V89H39ZM47 87V88H46ZM65 87V88H64ZM91 87H93V88H91ZM109 89H108V88ZM141 89H139V88ZM149 87L152 89V90H150L149 89ZM166 87V88H165ZM172 87V88H171ZM177 87V88H176ZM185 89H184V88ZM194 87H196V88H194ZM199 87V88H198ZM201 87H203V88H201ZM205 87V88H204ZM212 89H211V88ZM215 87H219V89H217V88H215ZM224 87V88H223ZM229 89H228V88ZM252 87V88H251ZM9 88V89H8ZM18 88V89H17ZM25 88V89H24ZM30 88V89H29ZM34 89V90H32V89ZM44 88V89H43ZM68 88V89H67ZM95 88V89H94ZM106 88V89H105ZM125 88V89H124ZM131 89V92H130V89ZM138 88V89H137ZM154 88H155V86H154ZM184 90H183V89ZM201 88V89H200ZM209 88V89H208ZM233 89V90H231V89ZM240 88V89H239ZM242 88H244V89H242ZM37 89L39 90L38 92H37ZM129 91H128V90ZM132 89H134V90H132ZM167 89V90H166ZM170 89H172V91L170 90ZM197 89L199 90V92L197 91ZM216 89H217V91H216ZM246 89V90H245ZM248 89V90H247ZM9 90V91H8ZM28 90H30V91H28ZM65 90V91H64ZM80 90V92H78ZM82 90V91H81ZM90 90V91H89ZM104 90V91H103ZM108 90V91H107ZM114 90V91H113ZM121 90H123V91H121ZM137 90H139L138 92H137ZM148 90V91H147ZM158 90V91H157ZM192 90V91H191ZM196 90V91H195ZM212 90H214V91H212ZM223 90V91H222ZM225 90H227V91H225ZM244 91V93H243V91ZM254 90V91H253ZM8 91V92H7ZM24 91V92H23ZM33 91V92H32ZM88 93H87V92ZM93 91V92H92ZM97 91H99V92H97ZM102 91V92H101ZM135 91V92H134ZM141 91V92H140ZM143 91V92H142ZM146 91V92H145ZM155 91V92H154ZM162 91V92H161ZM188 91V92H187ZM232 91V92H231ZM235 91V92H234ZM249 91V92H248ZM261 91V92H260ZM10 92V93H9ZM23 94H22V93ZM61 92V93H60ZM69 92V93H68ZM75 92V93H74ZM84 92V93H83ZM94 92H95V94H94ZM148 92V93H147ZM158 92V93H157ZM159 92H160V95H159ZM165 92V93H164ZM184 92V93H183ZM224 92V93H223ZM18 93V94H17ZM56 93H58V94H56ZM68 93V94H67ZM77 93V94H76ZM102 93H104V94H102ZM106 93V94H105ZM111 93H114V94H112L111 95ZM131 93V94H130ZM138 93V94H137ZM162 93H164V95L162 94ZM181 93L183 94V96L181 95ZM200 93H201V95H200ZM202 93H203V95H202ZM216 93V94H215ZM230 93V94H229ZM234 93V94H233ZM7 94V95H6ZM12 94V96H11V98H10V100H8V98H9V96ZM79 94V95H78ZM90 94H91V96H90ZM98 94L100 95V96H98ZM133 94V95H132ZM166 94V95H165ZM207 94V95H206ZM213 96H212V95ZM220 96H219V95ZM225 94V95H224ZM227 94V95H226ZM241 95L242 94V96H240V98H239V96H237V95ZM261 96H260V95ZM6 95V96H5ZM9 95V96H8ZM17 95V96H16ZM19 95V96H18ZM20 95H22V96H20ZM24 95V96H23ZM66 95V96H65ZM71 95V96H70ZM81 95H83V96H81ZM85 95V96H84ZM107 95V96H106ZM115 95H116V97H115ZM152 95V96H151ZM167 95L169 96V98L167 97ZM172 95V96H171ZM181 95V96H180ZM186 95H188L187 97H186ZM191 95V96H190ZM197 95H200L201 97H199V98H197ZM206 95V96H205ZM209 95H211V97L209 96ZM244 95H245V97H246V100L244 99L245 97H244ZM250 95V96H249ZM258 95H259V97H258ZM8 96V98H5V97H7ZM15 96V97H14ZM49 96H52V99H51V97H49ZM94 96V97H93ZM110 96V97H109ZM166 96V97H165ZM185 96V97H184ZM232 96V97H231ZM237 96V98H235ZM16 97H17V100H16ZM19 97V98H18ZM60 97V98H59ZM81 97V98H80ZM93 97V98H92ZM107 97H108V99H107ZM113 97H115V98H113ZM120 97V98H119ZM177 97V98H176ZM180 99H179V98ZM191 99H190V98ZM202 97H204V99L202 98ZM206 97V98H205ZM208 97V98H207ZM5 98V99H4ZM13 98H14V100H13ZM45 98V99H44ZM57 98V99H56ZM67 100V101H64L65 99ZM88 98V99H87ZM98 98V99H97ZM106 98V99H105ZM123 98V99H122ZM172 98H173V100H172ZM203 100H202V99ZM215 98H216V100H218V99H220V100H218L217 102H216V100H215ZM231 100H230V99ZM232 98H234V99H232ZM47 99V100H46ZM72 99V100H71ZM84 99V100H83ZM95 99V100H94ZM102 99H104V100H102ZM118 99V100H117ZM167 99V100H166ZM171 100V102H170V100ZM175 99V100H174ZM183 101H182V100ZM190 99V100H189ZM197 99V100H196ZM200 101H199V100ZM205 99H207V101L206 102H204V100ZM212 99H214V100H212ZM240 99H241V101H243V102H241L240 101ZM13 100V101H12ZM42 100V101H41ZM71 100V102H69ZM82 100V101H81ZM122 100V101H121ZM149 100V101H148ZM176 100L177 101H179V102H177V104H176ZM184 100H186V101H184ZM209 100V101H208ZM211 100V101H210ZM263 100V101H262ZM44 101H46V102H48V104L49 105H47V103L46 102H44ZM57 101V102H56ZM79 101V102H78ZM97 101V102H96ZM125 101V102H124ZM132 101V102H131ZM138 101V102H137ZM146 101H148V102H146ZM187 101H188V104H187ZM191 103H190V102ZM213 101H214V103H213ZM226 101H228V102H226ZM235 101V102H234ZM56 102V103H55ZM62 102V103H61ZM75 102V103H74ZM85 102V103H84ZM87 102V103H86ZM91 102V103H90ZM108 104H107V103ZM116 102H118V104L116 103ZM133 102H135V104L133 103ZM144 102V103H143ZM152 103V105H151V103ZM155 102V103H154ZM159 102V103H158ZM175 104H174V103ZM193 102V103H192ZM202 102V103H201ZM219 102V103H218ZM222 102H224V103H222ZM231 102V103H230ZM240 102V103H239ZM254 102H256V103H254ZM261 104H260V103ZM43 103H46V104H44L43 105ZM51 103V104H50ZM53 103V104H52ZM63 105H61V104ZM63 103H65V104H63ZM67 103V104H66ZM70 103V104H69ZM93 103H94V105H93ZM105 103V104H104ZM124 103V104H123ZM157 103H158V105H157ZM161 103V104H160ZM163 103V104H162ZM179 103V104H178ZM190 103V104H189ZM196 103H198V104H196ZM221 103V104H220ZM259 103V104H258ZM36 104V105H35ZM55 104V105H54ZM61 107V108H63V109H61L60 107H58V105ZM78 104V105H77ZM107 104V105H106ZM123 105V107H120V106H122ZM142 104V105H141ZM150 104V106L149 107H146V106H148ZM155 104H156V106H155ZM187 104V105H186ZM223 104V105H222ZM227 104H232V108L229 106H227ZM257 105V107H256V105ZM66 105V106H65ZM75 105V106H74ZM86 105V106H85ZM89 105V106H88ZM93 105V106H92ZM103 105V106H102ZM105 105V106H104ZM127 105V106H126ZM132 105H134V107L136 108H134ZM154 105V106H153ZM261 105V106H260ZM36 106V107H35ZM45 106H47V109H46V107ZM112 106V107H111ZM143 106V107H142ZM145 106V107H144ZM153 106V107H152ZM159 106V107H158ZM162 108H161V107ZM163 106H164V108H165V111H163ZM166 106V107H165ZM239 106H240V108H239ZM259 106V107H258ZM50 107H51V109H50ZM52 107L54 108L53 110H52ZM68 107V108H67ZM71 107V108H70ZM77 107V108H76ZM79 107V108H78ZM86 107H88V110H86L85 108ZM94 110H92L91 108ZM117 107V108H116ZM124 107H127L128 109H126V108H124ZM132 107V108H131ZM150 107L152 108L151 110H149L150 109ZM253 107V109H252V111H251V108ZM254 107H256V108H254ZM262 109H261V108ZM30 108V109H29ZM34 108V109H33ZM41 108V109H40ZM44 108V109H43ZM61 109V111H60V109ZM70 108V109H69ZM90 108V109H89ZM135 110H134V109ZM144 108V109H143ZM155 108H156V110H155ZM258 108H259V110H258ZM22 109V110H21ZM32 109H33V111H32ZM38 109V110H37ZM49 109V110H48ZM67 109H69V111L67 110ZM110 109V110H109ZM160 109V110H159ZM162 109V110H161ZM171 109H174L173 111L171 110ZM179 109V110H178ZM16 110V111H15ZM27 110H28V112H27ZM32 112H31V111ZM42 110V111H41ZM52 110V111H51ZM54 110H56V111H54ZM58 110H59V112H58ZM64 110V111H63ZM77 110V111H76ZM91 110V111H90ZM104 110V111H103ZM121 110V111H120ZM123 110H125V112H123ZM131 110V111H130ZM158 110V112H156ZM171 110V111H170ZM182 110V111H181ZM194 110H196V111H194ZM262 110V111H261ZM27 113H26V112ZM38 111H41L40 113L41 114H39V112ZM44 111V112H43ZM50 111H51V113H50ZM54 111V112H53ZM70 111L72 112V113H70ZM95 111H97V112H95ZM116 111H118V112H116ZM129 111V112H128ZM152 111V112H151ZM155 111V112H154ZM163 111V112H162ZM170 111V112H169ZM190 111V112H189ZM198 111V112H197ZM219 111V112H218ZM247 111H248V113H247ZM249 111H250V113H249ZM255 111V112H254ZM257 111V112H256ZM263 112V113H261V112ZM8 112V113H7ZM64 112H65V114H64ZM87 112V113H86ZM122 112V113H121ZM137 112V113H136ZM141 112H142V114H141ZM165 112H167V113H165ZM174 112V113H173ZM177 112V115H175V113ZM183 112V113H182ZM196 112V113H195ZM199 112H200V114H199ZM213 114H215V115H213ZM256 113V114H253V115H251L252 113ZM259 112V113H258ZM15 113L17 114V115H15ZM48 113H49V115H48ZM60 113H63L62 115L60 114ZM90 113V114H89ZM100 113V114H99ZM104 113V114H103ZM120 113V114H119ZM136 113V114H135ZM150 113V114H149ZM161 114V115H158V114ZM166 114V115H164V114ZM169 113H170V115H171V117H170V115H169ZM180 113V114H179ZM203 113V114H202ZM210 113H211V115H210ZM218 113H220V115L218 114ZM4 114H6L5 116H6V118L5 119H3L4 117H3V115ZM10 114H12V115H10ZM19 114V115H18ZM25 114V115H24ZM31 114V115H30ZM38 114V115H37ZM46 114V115H45ZM53 114V115H52ZM77 116H76V115ZM80 114V115H79ZM93 114H95V115H93ZM97 114V115H96ZM100 116H99V115ZM110 114V115H109ZM124 114V115H123ZM127 116H126V115ZM128 114H130L129 116H128ZM141 116H140V115ZM223 114V115H222ZM260 114L261 116V118L260 117H258V115ZM10 115V116H9ZM27 115V116H26ZM43 115V116H42ZM45 115V116H44ZM63 115H65L64 117H63ZM74 115V116H73ZM85 115V116H84ZM104 115V117H102ZM112 115V116H111ZM115 116V118H114V116ZM147 115V116H146ZM237 115V116H236ZM240 115V116H239ZM2 116V117H1ZM20 116V117H19ZM23 116H26V117H23ZM35 116V117H34ZM48 116H49V118H48ZM60 116V117H59ZM80 116V117H79ZM108 116V117H107ZM121 116H122V118H121ZM133 116V117H132ZM137 116V117H136ZM139 116V117H138ZM143 116V117H142ZM155 116V117H154ZM167 116H168V119H167ZM186 116H188V117H186ZM203 116H205V117H203ZM213 116L215 117V119L213 118ZM219 116V117H218ZM222 116H224V117H222ZM236 116V117H235ZM257 116V117H256ZM21 117L24 119H21ZM28 117H29V120H28ZM53 117V118H52ZM58 117H59V119H58ZM69 117V118H68ZM73 117V118H72ZM76 117H77V119H76ZM82 117V118H81ZM86 117V118H85ZM94 117H96V118H94ZM98 117V118H97ZM117 117V118H116ZM127 117V120L125 119ZM136 117V118H135ZM146 117H147V120H146ZM152 117V118H151ZM184 117H185V119H184ZM191 117V118H190ZM211 117V118H210ZM218 117V118H217ZM235 117V118H234ZM244 117V118H243ZM246 117V118H245ZM255 118V119H252V118ZM15 118V119H14ZM31 118V119H30ZM34 118H37L36 120H37V123H36V120L35 121H33V119ZM43 118H45V120L43 119ZM57 119V121L56 120H54V119ZM67 118H68V120L69 121H66L67 120ZM80 118V119H79ZM105 118V119H104ZM113 118V119H112ZM120 118H121V120H120ZM133 118V119H132ZM145 118V119H144ZM155 118H157V119H155ZM171 118L173 119V120H171ZM179 118V119H178ZM195 118V119H194ZM197 118V119H196ZM221 120H220V119ZM237 118H238V120H237ZM248 118H249V120H251V121H249L248 120ZM259 119V120H257V119ZM6 119H8V121L6 120ZM16 119H18V122H17V120ZM40 120V123H39V120ZM50 119V120H49ZM62 119V120H61ZM90 119V120H89ZM94 119V120H93ZM131 119V120H130ZM137 119V120H136ZM155 119V120H154ZM162 119V121H160ZM183 119V120H182ZM202 119V120H201ZM212 119V120H211ZM219 119V120H218ZM227 119V120H226ZM235 119V120H234ZM243 119V120H242ZM247 119V120H246ZM11 120H12V122H11ZM16 121V123L17 124H15L14 122ZM21 120V121H20ZM26 120H28V121H26ZM52 120V121H51ZM54 120V121H53ZM71 120V121H70ZM73 120V121H72ZM75 120V121H74ZM77 120V121H76ZM83 120H84V122H83ZM102 120V121H101ZM111 120H113L112 122H111ZM116 120H118V122L116 121ZM134 120V121H133ZM146 120V121H145ZM156 120H158V121H156ZM166 120V121H165ZM171 120V121H170ZM178 120H180V121H178ZM185 120H190V121H185ZM212 121V122H210V121ZM214 120V121H213ZM218 120V121H217ZM226 120V121H225ZM245 120H246V122H245ZM255 120H256V122H255ZM260 120H262V122L260 121ZM5 121V122H4ZM14 121V122H13ZM24 121H26V122H24ZM45 121V122H44ZM51 121V122H50ZM91 121V122H90ZM95 121V122H94ZM115 121V122H114ZM124 121V122H123ZM141 121V122H140ZM148 121V122H147ZM156 121V122H155ZM193 121V122H192ZM197 121H201V123H198ZM205 123H204V122ZM239 121V122H238ZM259 121V122H258ZM22 124H21V123ZM41 122H43V125L45 126H43L42 125V123ZM49 122V123H48ZM55 124H54V123ZM58 122V123H57ZM65 122H66V124H65ZM68 122H70V123H68ZM74 122V123H73ZM79 122V123H78ZM96 124V122H98L97 124V126L94 124V123ZM106 122H107V127L105 126L106 125ZM108 122H110V123H108ZM114 122V123H113ZM129 122V123H128ZM135 122V123H134ZM147 122V123H146ZM164 122H165V125H164ZM166 122H168V125H167V123ZM176 122V123H175ZM180 122V123H179ZM193 124H192V123ZM206 122H207V124H206ZM209 122V123H208ZM224 122V123H223ZM230 122V123H229ZM243 122V124H241ZM262 124H261V123ZM11 125H10V124ZM19 123H20V125H19ZM24 123V124H23ZM30 123V124H29ZM34 123H36V124H34ZM41 124L40 126H39V124ZM92 123H93V125H92ZM103 123V124H102ZM119 123H121V124H119ZM124 123V124H123ZM130 123H132V124H130ZM134 123V124H133ZM146 123V124H145ZM156 123V124H155ZM163 123V124H162ZM190 123V124H189ZM203 123H204V125H203ZM226 123V125L224 126V124ZM233 123V124H232ZM237 125H236V124ZM247 123V124H246ZM252 123V124H251ZM9 124V125H8ZM33 124H34V126H33ZM46 124H48V125H46ZM61 124V125H60ZM63 124V125H62ZM88 124L90 125V127L88 126ZM123 124V125H122ZM153 124V125H152ZM177 124V125H176ZM183 124H185L184 126H183ZM192 124V125H191ZM197 124V125H196ZM215 126H214V125ZM228 124V125H227ZM6 125V126H5ZM16 125V126H15ZM38 125V126H37ZM57 125H59V126H57ZM65 125V126H64ZM80 125V126H79ZM84 125V126H83ZM96 127H95V126ZM101 125H103V126H101ZM114 125V126H113ZM136 125H138V126H136ZM141 125V127H139ZM143 125V126H142ZM176 127H175V126ZM202 126V129L203 130H201V126ZM207 125H208V127H207ZM224 126L223 128L221 127V129H220V126ZM12 126V127H11ZM14 126V127H13ZM23 126V127H22ZM30 126H32V128L30 127ZM42 126V127H41ZM50 126V127H49ZM68 126V127H67ZM70 126V127H69ZM71 126L73 127V129L71 128ZM86 129L87 127H89L88 129H84L83 127ZM87 126V127H86ZM94 128H92V127ZM109 126V127H108ZM128 126V127H127ZM133 127V128H130V127ZM147 126V127H146ZM172 126V127H171ZM217 126V127H216ZM227 126V127H226ZM229 126V127H228ZM5 129H4V128ZM10 127V128H9ZM15 127H16V129H17V127H18V129L17 130H15V132L13 131L14 129H15ZM36 127V128H35ZM59 127V128H58ZM76 127V128H75ZM77 127H78V129H77ZM102 127V128H101ZM104 127H105V129H104ZM145 127V128H144ZM149 127L151 128V129H149ZM154 127V128H153ZM156 127H158V129L156 130L155 128ZM160 127V128H159ZM178 127V128H177ZM182 127V128H181ZM197 127H199V128H197ZM209 129V130H207L206 129V131H205V129ZM233 127V128H232ZM3 128V129H2ZM12 128V129H11ZM24 129V131H25V134H27L28 135V139L31 141H29V140H27V135H25L24 134V132H23V129ZM29 128V129H28ZM50 128V129H49ZM61 128H62V130H61ZM119 128V129H118ZM129 128V129H128ZM135 128V129H134ZM140 128V129H139ZM187 128V129H186ZM192 128V129H191ZM215 128V129H214ZM217 128V129H216ZM225 128V129H224ZM229 128V129H228ZM232 128V129H231ZM246 128V129H245ZM11 129V130H10ZM27 129H28V131H27ZM39 129V130H38ZM49 131H48V130ZM53 129H54V131H53ZM66 129V130H65ZM72 131H71V130ZM76 129V130H75ZM80 129H81V131H80ZM84 129V130H83ZM91 129V130H90ZM101 129V130H100ZM114 129V130H113ZM122 129V130H121ZM132 129H134V130H132ZM140 131H139V130ZM147 129V131H145V130ZM170 129V130H169ZM182 129V130H181ZM184 129H186L185 131H184ZM5 130V131H4ZM21 131V132H19V131ZM36 130L37 131H39V133L38 132H36ZM42 130V131H41ZM56 130V131H55ZM59 130H61L62 132H63V134L61 133V131H59ZM70 130V131H69ZM74 130V131H73ZM89 130V131H88ZM98 130V131H97ZM108 130V131H107ZM110 130V131H109ZM114 132H113V131ZM123 130L125 131V130H127V131H125V135L123 134ZM130 130L132 131V132H130ZM151 130V131H150ZM159 130V131H158ZM169 130V131H168ZM177 130V131H176ZM192 130V131H191ZM220 131V130H224V131H220V132H218V131ZM240 130V131H239ZM4 131V132H3ZM13 131V132H12ZM32 131V132H31ZM59 131V132H58ZM68 131H69V133H68ZM104 131V132H103ZM154 131H155V134H154ZM196 133H195V132ZM201 131H202V133H201ZM205 131V132H204ZM235 131H237V132H235ZM242 131V133H240ZM23 132V133H22ZM30 134H29V133ZM34 132V133H33ZM41 132V133H40ZM44 132V133H43ZM47 132V133H46ZM54 132H56V133H54ZM75 133V134H71V133ZM87 132H89V133H87ZM92 132V133H91ZM101 132H102V134H101ZM115 132H117V133H115ZM148 132H150V133H148ZM181 132V133H180ZM191 132V133H190ZM204 132V133H203ZM208 132V133H207ZM211 132H212V134H211ZM215 132H216V134H215ZM218 132V133H217ZM224 132V133H223ZM225 132H227V133H225ZM233 132V134H231ZM245 132H246V134H245ZM250 133V135L248 134V133ZM259 132V133H258ZM12 133V134H11ZM18 133V134H17ZM20 133V134H19ZM52 133H54V135L52 134ZM59 133V134H58ZM67 133V134H66ZM77 133V134H76ZM80 133H81V135H82V137H80L81 135H80ZM84 133V134H83ZM85 133H86V135H85ZM94 133V134H93ZM95 133H98V134H95ZM103 133H104V135L105 136H103ZM109 133V134H108ZM112 133V134H111ZM131 135H130V134ZM132 133H135V134H132ZM144 133V134H143ZM146 133V134H145ZM154 134V136H153V134ZM168 133H170V134H168ZM175 133V134H174ZM183 133H185L186 135V137L184 136V134ZM222 133V134H221ZM4 134V135H3ZM5 134H6V136H5ZM12 135V138H11V135ZM15 134V135H14ZM18 136H17V135ZM25 135V136H23L22 137V135ZM35 134H37V135H35ZM40 134L42 135L41 136V138H40ZM47 134H50V135H48L47 136ZM56 134V135H55ZM61 134V135H60ZM79 134V135H78ZM93 134V135H92ZM151 134H152V137H151ZM157 134V135H156ZM162 134V135H161ZM177 134H178V136H180V137H178L177 136ZM202 134V135H201ZM219 134V135H218ZM226 134V136L224 137V135ZM231 134V137L230 136H228V135H230ZM236 134V135H235ZM14 135V136H13ZM33 135V136H32ZM58 135V136H57ZM65 135H68V136H65ZM77 135V136H76ZM90 135V136H89ZM91 135H92V137H91ZM108 135V136H107ZM113 135H114V137H113ZM127 138V141L125 142V140H126V138H124V136ZM137 135V136H136ZM148 135H150V136H148ZM166 135V136H165ZM176 136V138H174L175 136ZM197 135V136H196ZM201 135V136H200ZM214 136L213 138H212V136ZM233 135V136H232ZM39 138H38V137ZM45 136L47 137V138H45ZM62 136V137H61ZM74 137V140H73V137ZM84 136V137H83ZM89 136V137H88ZM135 136V137H134ZM143 136V137H142ZM169 136H171V137H169ZM174 136V137H173ZM182 136V137H181ZM189 136V137H188ZM3 137H4V139H6V141L3 139ZM10 137V138H9ZM16 137V138H15ZM26 137V138H25ZM36 137V138H35ZM57 137V138H56ZM60 137V138H59ZM96 139H95V138ZM105 137V138H104ZM121 137V138H120ZM130 137V139H128ZM133 137H134V139H133ZM140 138V139H137V138ZM158 137V138H157ZM179 139H178V138ZM184 137V138H183ZM201 137V138H200ZM217 137V138H216ZM228 137H230V138H228ZM37 139V140H35V139ZM66 138H68V139H66ZM72 140H71V139ZM76 138V139H75ZM88 138H90V139H88ZM100 138H102L101 140H100ZM111 140H110V139ZM112 138L113 139H115L116 141H117V143H116V141H112ZM118 138V139H117ZM120 138V139H119ZM136 138V139H135ZM142 138H143V140H142ZM147 140H146V139ZM150 138V139H149ZM157 138V139H156ZM166 140H165V139ZM172 138V139H171ZM209 138V139H208ZM224 138V139H223ZM225 138H227V140L225 139ZM242 138H244V140L242 139ZM8 139H11V140H8ZM15 139V140H14ZM24 141H23V140ZM47 141H46V140ZM51 139V140H50ZM82 139V140H81ZM93 139H94V141H93ZM99 139V140H98ZM124 141H123V140ZM160 139H162V140H160ZM168 139V140H167ZM200 139V140H199ZM206 141V143H205V141ZM214 139V140H213ZM218 139V140H217ZM240 139V140H239ZM16 140H18V141H16ZM33 140V141H32ZM44 140V141H43ZM53 140V141H52ZM57 140V141H56ZM61 140V141H60ZM71 140V141H70ZM87 140V141H86ZM90 140V141H89ZM98 140V141H97ZM129 140V141H128ZM131 140V141H130ZM145 140V141H144ZM200 142H199V141ZM212 140V141H211ZM220 140V141H219ZM252 140H254V142L252 141ZM8 141V142H7ZM9 141H11V142H9ZM27 141H29V142H27ZM35 141H37V142H35ZM81 141V142H80ZM153 141V142H152ZM180 141V142H179ZM207 141H209L208 143H207ZM221 141H223V142H221ZM238 141H240V142H238ZM4 142V144L6 145H4L3 144V146H2V143ZM7 142V143H6ZM13 142V143H12ZM16 142H18V143H16ZM32 142H34V144L32 143ZM42 142H43V144H42ZM45 142V143H44ZM64 142V143H63ZM96 142V143H95ZM111 142V143H110ZM131 142V143H130ZM138 142V143H137ZM146 142V143H145ZM179 142V143H178ZM190 142V143H189ZM220 142V143H219ZM237 142V143H236ZM243 142H245V144L243 143ZM250 144H249V143ZM257 142L259 143V144H257ZM8 143H11V144H8ZM31 143V144H30ZM69 143V144H68ZM82 143V144H81ZM99 143V144H98ZM107 143V144H106ZM119 143V144H118ZM121 143V144H120ZM122 143H123V145H122ZM127 143V146L128 147H126L125 148V144ZM133 143V144H132ZM176 143V144H175ZM195 143V144H194ZM212 145H211V144ZM240 143V144H239ZM255 145H253V144ZM15 144H17V145H15ZM25 144V145H24ZM36 144V145H35ZM39 144V145H38ZM60 144H61V146H63V147H61L60 146ZM65 144H66V146H65ZM72 144V145H71ZM95 144H97V146L95 145ZM113 145V146H111V145ZM115 144H117V145H115ZM129 144V145H128ZM132 144V147L130 146ZM135 144V145H134ZM137 144V145H136ZM144 144V146H142ZM166 144V145H165ZM172 144H173V146H172ZM181 144V145H180ZM186 144V145H185ZM193 144V145H192ZM197 144V145H196ZM216 144V145H215ZM231 144V145H230ZM237 144H239V145H237ZM243 144V145H242ZM10 146L9 148H8V146ZM28 145V146H27ZM31 145V146H30ZM46 145V146H45ZM57 147H56V146ZM78 145H79V149H76V148H78ZM94 145V146H93ZM106 145V146H105ZM108 145V146H107ZM124 146V147H122V146ZM150 147H149V146ZM153 145V146H152ZM165 145V146H164ZM175 145V146H174ZM185 145V146H184ZM191 145V146H190ZM196 145V146H195ZM234 145V146H233ZM237 145V147L238 148H240V149H238L237 147H235ZM241 145V146H240ZM251 146L252 145V147H248V146ZM256 145H257V147H256ZM259 145V146H258ZM261 145H262V147H261ZM15 146V147H14ZM20 146H24V147H20ZM29 149H27L26 147ZM38 148H37V147ZM65 146V147H64ZM76 146V147H75ZM84 146V147H83ZM85 146H87V147H85ZM93 146V147H92ZM96 146V147H95ZM98 146L101 148H98ZM119 146H120V148H119ZM140 146V147H139ZM146 146L148 147V149H146ZM168 146V147H167ZM170 146V147H169ZM187 146H190V147H187ZM198 146H199V149H198ZM203 146V147H202ZM214 146V147H213ZM231 146V147H230ZM244 146V147H243ZM247 146V147H246ZM2 147V148H1ZM3 147H4V149H3ZM7 147V149H5ZM52 147V148H51ZM54 147V148H53ZM68 147H69V149H68ZM75 147V148H74ZM91 147V148H90ZM111 147V148H110ZM117 147V148H116ZM135 149H134V148ZM144 147V148H143ZM168 148V149H165V148ZM173 149H172V148ZM176 147L178 148V149H176ZM215 147H217V149L215 148ZM219 147V148H218ZM220 147H222V148H220ZM230 147V148H229ZM242 147V148H241ZM246 147V148H245ZM12 148V149H11ZM14 148V149H13ZM16 148H18V149H16ZM30 148L32 149V150H30ZM41 148H43L42 150H40ZM60 148V149H59ZM74 150H73V149ZM88 149L87 151H83L84 149ZM110 148V149H109ZM116 148V149H115ZM123 148V149H122ZM129 148V149H128ZM138 148V149H137ZM164 149V150H161V149ZM169 148H171V149H169ZM181 148V149H180ZM189 148H191V149H189ZM201 148H203L202 150H201ZM232 148V149H231ZM234 148V149H233ZM254 148V149H253ZM257 148V149H256ZM24 149H26V150H24ZM34 149V150H33ZM39 149V150H38ZM81 149H83V150H81ZM85 149V150H86ZM92 149H94V150H92ZM106 149H107V151H106ZM114 149V150H113ZM118 149V150H117ZM120 149V150H119ZM128 149V150H127ZM130 149H131V151H130ZM134 149V151L132 152V150ZM144 149V150H143ZM175 149V150H174ZM225 149H226V153H225ZM243 149V150H242ZM15 150V151H14ZM17 150V151H16ZM19 150V151H18ZM21 150V151H20ZM23 150V151H22ZM28 150V151H27ZM48 150V151H47ZM54 150V151H53ZM66 152H65V151ZM70 150V151H69ZM97 150V151H96ZM100 150V151H99ZM116 150V151H115ZM122 150V151H121ZM159 150V151H158ZM172 150V151H171ZM178 150V151H177ZM251 150V151H250ZM254 150V151H253ZM2 151H4V152H2ZM9 153H8V152ZM12 151V152H11ZM34 151V152H33ZM36 151V152H35ZM40 151V152H39ZM47 151V152H46ZM57 151V152H56ZM60 151H62V152H60ZM77 151H81V152H77ZM89 151V152H88ZM120 151V152H119ZM124 151H126V153L124 152ZM136 151V152H135ZM163 151V152H162ZM205 151V152H204ZM214 151V152H213ZM221 151H223V152H221ZM229 151H231V152H229ZM232 151H234V153L232 152ZM240 151H241V153L242 154H240ZM244 151V152H243ZM25 152H26V154H25ZM28 152V153H27ZM31 152H33V153H31ZM54 152V153H53ZM73 152V153H72ZM98 154V156H97V154ZM102 152V153H101ZM105 152V153H104ZM118 152V153H117ZM124 152V153H123ZM130 152H132L131 154H130ZM169 152V153H168ZM188 152V153H187ZM191 152L193 153L192 155H191ZM209 152H213L212 154L210 153L209 154ZM216 152V153H215ZM218 152V153H217ZM220 152L222 153V154H220ZM248 152V153H247ZM8 155V156H6V154ZM25 154V155H23V154ZM29 153H31V154H33V155H31L30 156V154ZM46 153V154H45ZM58 155H57V154ZM60 153V154H59ZM63 153H65L64 155H63ZM71 153H72V155H71ZM80 153V154H79ZM87 153H91V154H89V156L87 155ZM106 153H108V154H106ZM129 153V154H128ZM168 155H167V154ZM175 153V154H174ZM185 153V154H184ZM206 153H208V154H206ZM215 153V154H214ZM230 153V154H229ZM232 153V154H231ZM235 153H237L236 155H235ZM238 153H239V155H238ZM244 153V154H243ZM4 154V155H3ZM10 154V155H9ZM14 154V155H13ZM15 154H17V155H15ZM21 156H20V155ZM34 154H37L36 156H34ZM45 154V155H44ZM53 154H54V156H53ZM78 154H79V156H78ZM83 154V155H82ZM84 154H86V155H84ZM101 154V155H100ZM118 154H120V156H121V154H122V157L124 158H127V159H123V158H121V157H119V155ZM162 154V155H161ZM197 154H200V156L199 155H197ZM224 154V155H223ZM251 154H252V156H251ZM19 155V156H18ZM23 155V156H22ZM27 155V156H26ZM29 155V156H28ZM67 155H70V156H67ZM92 155V156H91ZM100 155V156H99ZM108 155V156H107ZM114 155V156H113ZM129 155V156H128ZM156 155V156H155ZM214 155V156H213ZM218 155V156H217ZM222 155L224 156L223 158H225V159H223L222 158ZM228 155H230V156H228ZM233 155H235V156H233ZM245 155H247L246 157H245ZM12 156L15 158H17L19 161H17V160H15L14 158H12ZM38 156V157H37ZM41 156V157H40ZM55 156L57 157V158H55ZM63 156V157H62ZM67 156V157H66ZM75 157L76 156V158H78L79 159V161H78V159H76V158H74L73 159V157ZM84 156V157H83ZM86 156V157H85ZM93 156H94V158H93ZM102 156V157H101ZM107 156V157H106ZM109 156H110V158H109ZM117 156V157H116ZM131 156V157H130ZM143 156V157H142ZM154 156H155V158H154ZM159 156V157H158ZM161 156V157H160ZM166 156H167V158H169L168 160H167V158H166ZM169 156V157H168ZM181 156V157H180ZM183 156V157H182ZM217 156V157H216ZM20 159H19V158ZM22 157V158H21ZM46 158V159H44V158ZM48 157H50V158H48ZM59 157H61V162H60V160L58 159ZM72 157V158H71ZM79 157H81V159L79 158ZM104 157H106V160H105V158ZM113 157V159H111ZM173 157V158H172ZM185 157V158H184ZM195 157V158H194ZM202 157V158H201ZM258 157H260V158H258ZM12 159V161L13 160H15V161H13L12 162V164H11V161L9 160V162H8V159ZM64 158H66V159H64ZM69 158H71L70 160H69ZM89 158V159H88ZM92 158V159H91ZM98 159V161H97V159ZM101 158V159H100ZM108 158H109V160H108ZM121 158V159H120ZM146 158V159H145ZM155 160H154V159ZM157 158H159V159H157ZM180 158H182V159H180V161H179V159ZM198 158V159H197ZM200 158V159H199ZM221 159V161H220V159ZM233 158V159H232ZM241 158V161L239 160ZM4 161H3V160ZM23 159V160H22ZM25 159H27V160H25ZM38 159H41V160H38ZM44 159V160H43ZM48 159V160H47ZM51 161H50V160ZM59 160V161H56V160ZM62 159H64V160H62ZM84 159V160H83ZM94 159H96V160H94ZM116 159H117V161H116ZM141 159H142V162H141ZM157 159V160H156ZM175 161H173V160ZM192 159V160H191ZM230 159V160H229ZM22 162H21V161ZM31 160V161H30ZM34 160H37V161H34ZM46 160V161H45ZM68 160V161H67ZM75 160V161H74ZM91 162H90V161ZM94 162H93V161ZM102 161V163H101V161ZM119 160V161H118ZM120 160H125L124 162L123 161H120ZM127 160V161H126ZM182 160V161H181ZM186 160H188V161H186ZM208 162H207V161ZM213 160V161H212ZM217 160V161H216ZM218 160H219V162H218ZM227 160V162H225ZM239 160V161H238ZM261 160V161H260ZM3 161V162H2ZM27 163H29V164H27ZM66 161V162H65ZM70 161V162H69ZM76 161H78V163H79V165L80 166H78V163L76 162ZM82 161H84L83 163H82ZM86 161V162H85ZM88 161V162H87ZM109 161V162H108ZM146 161H148V162H150V161H152V162H150V163H146ZM168 161V162H167ZM184 161V162H183ZM186 161V162H185ZM206 161V162H205ZM216 161V162H215ZM229 161H231V162H229ZM237 161V162H236ZM254 161V162H253ZM17 162H18V164H17ZM35 162V163H34ZM47 162V163H46ZM48 162H50L51 163V165H49V163ZM55 162V163H54ZM60 162V163H59ZM63 162V163H62ZM74 162V164H72ZM75 162H76V166H75ZM90 162V163H89ZM172 162V163H171ZM176 164H174V163ZM178 162V163H177ZM203 162V163H202ZM233 162V163H232ZM235 162V163H234ZM253 162V163H252ZM258 162V163H257ZM261 162V163H260ZM4 163V164H3ZM10 163V164H9ZM14 163V164H13ZM23 163V164H22ZM37 163V164H36ZM39 163V164H38ZM43 163H46V164H43ZM53 163V164H52ZM63 165H62V164ZM65 163H67V164H65ZM71 163V164H70ZM92 163V164H91ZM95 163V164H94ZM99 163V165H98V168H97V164ZM106 165H105V164ZM192 163V164H191ZM216 163V164H215ZM220 163V164H219ZM224 163V164H223ZM228 163H230V164H228ZM241 163V164H240ZM21 165V167H20V165ZM25 164V165H24ZM42 164V165H41ZM56 166H55V165ZM69 164H70V166H69ZM90 164V165H89ZM109 164V165H108ZM110 164H113V165H111L110 166ZM116 164H118L117 165V167H116ZM119 164H120V166H119ZM139 164H141V167H139V165L137 166V165ZM149 164V165H148ZM154 166H153V165ZM161 164H163V165H161ZM172 164V165H171ZM187 164V165H186ZM190 166H189V165ZM227 164V165H226ZM257 164V165H256ZM259 164V165H258ZM7 167H5V166ZM9 165H10V167H9ZM13 165L15 166V167H13ZM30 165V166H29ZM31 165H32V167H31ZM33 165H34V167H33ZM58 165V166H57ZM65 165V166H64ZM81 165H82V168H81ZM86 165H88L89 166V169H90V171H88L89 169H88V166H86ZM105 165V167H103ZM184 165V166H183ZM196 165V166H195ZM198 165V166H197ZM218 165V166H217ZM245 165V166H244ZM252 167H251V166ZM45 166V167H44ZM49 166V167H48ZM54 166L57 168H54ZM96 166V167H95ZM100 166V167H99ZM146 166V167H145ZM152 166V167H151ZM158 166V167H157ZM164 166H165V169H163L164 168ZM178 166V167H177ZM189 166V167H188ZM195 168H193V167ZM220 166V167H219ZM230 166V167H229ZM246 166H249L250 168H248V167H246ZM257 166H259V167H257ZM13 167V168H12ZM18 167V168H17ZM27 167V168H26ZM41 167V168H40ZM43 167V168H42ZM63 167H65V168H63ZM69 167H71L70 168V171H69ZM80 167V168H79ZM92 167V168H91ZM93 167H95L96 169L93 171ZM107 167V168H106ZM110 167V168H109ZM112 167V168H111ZM114 167V168H113ZM141 168V169H143L142 171H141V169H139V168ZM146 168V170H145V168ZM148 167H150V168H148ZM157 169H156V168ZM167 167H169L168 169H167ZM171 167H173V168H171ZM183 167H185V168H183ZM191 167H192V169H191ZM201 167V168H200ZM203 167V168H202ZM213 167H215V169L213 168ZM242 167V168H241ZM254 167V168H253ZM5 168V169H4ZM20 168V169H19ZM29 168H31V172H29V173H27L28 171H30V169ZM47 168V169H46ZM61 168V169H60ZM67 168H68V170H67ZM72 168H73V170H72ZM78 169L77 171H81L80 173L79 172H76V169ZM101 170H100V169ZM109 168V169H108ZM116 168V169H115ZM118 168V169H117ZM148 168V169H147ZM176 168V169H175ZM221 168V169H220ZM225 168V169H224ZM234 168V169H233ZM243 169V170H241V169ZM262 168V169H261ZM3 169H4V171H3ZM8 169V170H7ZM16 169H18V170H16ZM23 169V170H22ZM27 170V171H24V170ZM54 171H53V170ZM60 169V170H59ZM63 169V170H62ZM81 169V170H80ZM106 169H107V171H108V173H107V171H106ZM127 169V170H126ZM132 169H133V171H132ZM137 169V170H136ZM150 169V170H149ZM152 169V170H151ZM156 169V170H155ZM174 169V170H173ZM203 169V170H202ZM207 169V170H206ZM260 169V170H259ZM49 170H52V171H49ZM75 170V171H74ZM99 170H100V172H99ZM113 170H115L114 172H113ZM127 172H126V171ZM159 170V171H158ZM163 170V171H162ZM186 170V171H185ZM201 170V171H200ZM223 171V173H222V171ZM247 170V171H246ZM263 170V171H262ZM16 171V172H15ZM17 171H18V173H20V174H17ZM21 171H22V173H21ZM38 171V172H37ZM40 171V172H39ZM68 171V172H67ZM87 171V172H86ZM110 171H112L111 173H110ZM122 171V172H121ZM126 173H128V174H125V172ZM144 171H146V172H144ZM154 171V172H153ZM173 171V172H172ZM180 171V172H179ZM183 171V172H182ZM232 171V172H231ZM246 171V173H245V175L243 174L244 172ZM254 171L256 172V175H255V173H254ZM260 171H262V172H260V175H259V172ZM2 172H4V173H2ZM16 174H15V173ZM27 173V175H26V173ZM38 174H37V173ZM44 172V173H43ZM48 172H50V176H46L47 174L49 175V173ZM52 172L55 174H53L52 175ZM95 172H97L96 174H95ZM137 172V173H136ZM150 172V173H149ZM156 172V173H155ZM160 174H159V173ZM189 172V173H188ZM198 172V173H197ZM218 172H219V175H218ZM238 172V173H237ZM252 172V173H251ZM8 173V174H7ZM40 173V174H39ZM45 173H46V175H45ZM94 173V174H93ZM132 173H133V175H132ZM143 173H145V174H143ZM147 173V174H146ZM148 173H149V175H148ZM167 173L169 174V176L167 177ZM170 173H171V175H170ZM175 173V174H174ZM185 173V174H184ZM194 173V174H193ZM200 173V174H199ZM203 175H202V174ZM231 173V174H230ZM232 173H234V174H232ZM236 173V174H235ZM3 174V175H2ZM5 174V175H4ZM7 174V175H6ZM14 174V175H13ZM22 174V175H21ZM61 174V175H60ZM66 175V176H64V178H63V175ZM78 174H80L79 175V177H78ZM115 174H117V175H115ZM120 174H121V177H120ZM141 174V175H140ZM212 174V175H211ZM224 174H226V175H224ZM238 174L241 176V174H242V176L241 177H239L238 178ZM262 174V175H261ZM2 175V176H1ZM9 175V176H8ZM25 175V176H24ZM35 175H38V177L37 176H35ZM42 175H43V177H42ZM59 175V176H58ZM68 175H70V177L68 176ZM76 175H77V177H76ZM122 175H123V178H122ZM146 175V176H145ZM197 175V176H196ZM202 175V176H201ZM208 177H206V176ZM209 175V176H208ZM221 175V176H220ZM231 175H233L232 177H231ZM244 175V176H243ZM254 175H255V177L257 178H255L254 179ZM9 178V179H7V177ZM19 177V179H16V178H18ZM23 176V177H22ZM41 178H40V177ZM45 176L47 177V178H49V179H45ZM62 176V177H61ZM85 176V177H84ZM90 178H89V177ZM99 176V177H98ZM106 176V177H105ZM125 176H127V178L125 177ZM129 176V177H128ZM132 176V177H131ZM135 176H137V177H135ZM140 176V177H139ZM145 176V177H144ZM153 176V177H152ZM158 176V177H157ZM160 176V177H159ZM171 176V177H170ZM192 176V177H191ZM198 176H200V177H198ZM205 176V177H204ZM223 176V177H222ZM228 176V177H227ZM237 176V177H236ZM260 176V177H259ZM3 177V178H2ZM5 177H6V180H5ZM52 177V178H51ZM55 177H56V179H55ZM91 177H92V179H91ZM95 177V178H94ZM103 177V178H102ZM111 177V179H109V178ZM118 177V178H117ZM138 178V180L137 179H135V178ZM149 177V178H148ZM156 177V178H155ZM165 177V178H164ZM170 177V178H169ZM173 177V178H172ZM211 177V178H210ZM217 177V178H216ZM15 178V180H11V179H14ZM26 180H25V179ZM77 178V179H76ZM85 178H86V180H85ZM97 178V179H96ZM113 178H115L114 180H113ZM119 178H121L120 180L121 181H118L119 180ZM133 178V179H132ZM141 178V179H140ZM143 178V179H142ZM161 178H163V179H165V181L164 180H160ZM195 178V179H194ZM197 178V179H196ZM201 178V180H198V179H200ZM203 178H207L206 179V181L203 179ZM213 178V179H212ZM221 178V179H220ZM233 178V179H232ZM262 180H261V179ZM28 179V180H27ZM40 181H39V180ZM44 179V180H43ZM50 179L52 180V181H50ZM61 179H62V181H61ZM69 179H70V181H69ZM75 179H76V182H75ZM93 179H95V180H97V181H94ZM100 179H102V180H100ZM117 179V180H116ZM129 179H131V180H129ZM135 179V180H134ZM140 179V180H139ZM145 179V180H144ZM146 179H149L150 181L148 182ZM190 179V180H189ZM238 179V180H237ZM254 181V183H252L253 181ZM259 179V180H258ZM25 180V181H24ZM54 180V181H53ZM58 180V181H57ZM59 180H60V182H59ZM105 180V181H104ZM108 180V181H107ZM113 180V181H112ZM116 180V181H115ZM127 180V181H126ZM155 180H156V182H155ZM167 180V181H166ZM182 180H183V183H182ZM193 180V181H192ZM214 180V181H213ZM228 180V181H227ZM234 180H236L235 182H234ZM257 180V181H256ZM3 181H5V182H3ZM30 181V182H29ZM35 181V182H34ZM45 181V182H44ZM78 181H80V182H78ZM82 181V182H81ZM92 181H94V182H92ZM115 181V182H114ZM123 181V182H122ZM127 182V184L125 183V185L123 186L122 185V183L124 184V182ZM131 181V182H130ZM137 181V182H136ZM143 181H145V182H143ZM151 181H153L152 183H153V185H152V183H151ZM196 181V182H195ZM204 181V182H203ZM243 183H242V182ZM255 181L257 182V183H255ZM261 181V182H260ZM8 182H10V184L8 183ZM15 182V183H14ZM22 182V184H20V183ZM45 184H44V183ZM64 184H63V183ZM71 182V183H70ZM100 182V183H99ZM103 182H105V184H103ZM119 182V183H118ZM133 182H135V183H138L137 185L136 184H133ZM139 182H141V183H139ZM146 182H147V184H146ZM160 182V183H159ZM166 182H168V184H166ZM179 182V183H178ZM191 182V183H190ZM194 182V183H193ZM201 182H203L202 183V185H201ZM214 182V183H213ZM227 182H228V184H227ZM236 182H238V183H236ZM246 182V183H245ZM251 182V183H250ZM259 182V183H258ZM27 183V184H26ZM36 183V184H35ZM38 183V184H37ZM41 183H42V185H41ZM54 183V184H53ZM59 183V184H58ZM85 185H83V184ZM91 183H92V185H91ZM99 183V184H98ZM108 183V184H107ZM121 183V184H120ZM130 183V184H129ZM143 183V185H141ZM150 183V185H148ZM208 183H210V184H208ZM7 184H8V186H7ZM11 184L12 185H14V186H11ZM26 184V185H25ZM33 184L35 185V186H33ZM53 184V185H52ZM61 184H62V187H61ZM73 184H76L75 186L73 185ZM93 186V187H95V186H97V188L95 187V189H92L91 188V186ZM94 184V185H93ZM110 184H112V185H110ZM118 184V185H117ZM182 184V185H181ZM186 184H191V185H189L190 187H188ZM195 185V187H194V185ZM227 184V185H226ZM233 184H235V185H237V186H235V185H233ZM245 184V185H244ZM248 184H251V185H254L253 187L255 188H253L252 186H248ZM5 185H6V187H5ZM39 185V186H38ZM49 185V186H48ZM52 185V186H51ZM66 185V186H65ZM70 185V186H69ZM83 185V186H82ZM106 187H105V186ZM128 185V187H126ZM130 185V186H129ZM137 187H136V186ZM139 185V186H138ZM146 185H147V187H146ZM164 185H166L165 187H164ZM205 187H204V186ZM207 185H209V186H207ZM231 185V187H229ZM241 185H242V187H241ZM26 186V187H25ZM33 186V187H32ZM48 186V188H47V190H46V188H44V187H47ZM56 186V187H55ZM57 186H60L61 187V189L58 187L57 188ZM104 187V188H106V189H104V190H102L103 188H101L100 189V187ZM111 186V187H110ZM114 186V188H112ZM115 186L117 187V189L115 188ZM135 186V187H134ZM141 186V187H140ZM143 186V187H142ZM155 186V187H154ZM157 186H158V188H157ZM191 186L193 187V189H191ZM207 186V187H206ZM256 186H258V187H256ZM3 187V188H2ZM13 189H12V188ZM22 187V188H21ZM26 188V189H24V188ZM35 187L37 188H39V190H38V188L37 189H35ZM40 187H41V189H40ZM52 187V188H51ZM54 187V188H53ZM68 189H67V188ZM73 189H72V188ZM80 187H82L84 190L82 191V190H80V189H82V188H80ZM89 187V188H88ZM109 187V188H108ZM119 187H120V190H119V192L122 194H120L119 196H117L119 193H118V189H119ZM130 187V188H129ZM146 187V188H145ZM164 187V188H163ZM197 187H199V188H197ZM201 187V188H200ZM204 187V188H203ZM212 187V188H211ZM219 187H221V188H219ZM236 187V188H235ZM245 187V188H244ZM247 187H248V189H249V191H246V190H248L247 189ZM10 188V189H9ZM17 188V189H16ZM27 188H29V189H27ZM88 188V189H87ZM91 188V189H90ZM111 188V189H110ZM124 188V189H123ZM126 188H128V189H130L129 191H131V193H132V196L128 193V189L126 190ZM132 188H133V190H132ZM140 188V189H139ZM147 190H145V189ZM162 188V189H161ZM180 188V189H179ZM190 188V190H188ZM210 188V189H209ZM227 188V189H226ZM238 188V189H237ZM243 188V189H242ZM8 189V190H7ZM32 189V190H31ZM54 189V190H53ZM65 191H64V190ZM70 189H72V191L74 192V195L72 194V191H68V190H70ZM108 189V191H106ZM110 189V190H109ZM114 189H116L115 191H112V190H114ZM153 189V191H155L154 193H153V191H151ZM170 189V190H169ZM179 189V190H178ZM194 189H196L195 191H194ZM201 189H202V191H201ZM213 189H214V191H213ZM218 189H220V190H218ZM222 189H224L223 191H222ZM229 189H231V190H233V191H231V190H229ZM238 191H237V190ZM251 189H254L253 190V192H252V190ZM9 190H10V192L11 191H13V192H9ZM18 190V191H17ZM42 190L44 191V190H46L47 191V193H49V194H46L45 192L46 191H44V193L42 192ZM51 190V191H50ZM53 190V191H52ZM61 190V191H60ZM63 190V191H62ZM66 190L68 191V192H66ZM77 190V191H76ZM80 190V192H78ZM87 190H88V193H87ZM91 190V191H90ZM92 190H94V191H92ZM122 190V191H121ZM124 190V191H123ZM139 190V191H138ZM148 190H150V191H148ZM172 190V191H171ZM180 190H182V191H180ZM198 190V191H197ZM205 190V191H204ZM243 190L245 191L243 194L245 195H248V197L246 196H244V195H242V192H243ZM6 191V192H5ZM9 192V194H8V192ZM14 191H15V193H14ZM19 191H20V193H19ZM32 191V192H31ZM39 193H38V192ZM49 191V192H48ZM91 193H90V192ZM97 191V192H96ZM100 191H102L103 193H99ZM143 191H144V196H142L143 195ZM158 193H157V192ZM160 191V192H159ZM171 191V192H170ZM179 191V192H178ZM191 191V192H190ZM197 191V192H196ZM204 191V192H203ZM217 191V192H216ZM229 191V194L227 193ZM231 191V192H230ZM251 191V192H250ZM24 192H26V193H24ZM29 193V195H28V193ZM35 192H37V193H35ZM41 192V193H40ZM61 192V193H60ZM66 192V193H65ZM78 192V193H77ZM84 192V193H83ZM110 192H112V193H110ZM126 192V193H125ZM133 192H135V194L133 195ZM140 192V193H139ZM149 192H150V194H149ZM177 192V193H176ZM180 192H183V193H180ZM194 192V193H193ZM207 192V193H206ZM210 192V193H209ZM233 192H235V194L233 193ZM236 192H239V193H236ZM241 192V193H240ZM248 192V193H247ZM262 192V193H261ZM33 193V194H32ZM59 193V194H58ZM69 193H70V195H69ZM76 193V194H75ZM95 193V194H94ZM109 193H110V196L112 197H115V198H111V197H109ZM117 193V194H116ZM139 193V194H138ZM145 193H147V194H145ZM166 193V194H165ZM176 193V195H174ZM200 193H201V196L202 197H199L198 198V196L200 195ZM203 193L205 194V195H203ZM215 193H217L218 194V196L220 195V196H222L223 198H225V197H228V196H232L231 194H233V196L235 197H233V199H229L230 201H231V204H232V207H231V204H228V203H225V202H218V200L220 199H223L222 197H219L218 198V196H217V194H215ZM224 195H223V194ZM15 194H17V195H15ZM25 194V195H24ZM41 196H40V195ZM61 194H63V196L61 195ZM64 194H65V196H64ZM69 195L71 198L69 199V198H67L68 196H66V195ZM78 194V195H77ZM80 194V195H79ZM81 194H82V196H81ZM85 194V195H84ZM88 194V196H86ZM114 194H116V195H114ZM123 194H125V196L127 195H129V197H125ZM178 194V195H177ZM239 194V195H238ZM6 195V196H5ZM9 195V196H8ZM35 195H37L38 197H40L41 199H39L37 196L35 197ZM43 195V196H42ZM49 195L51 196V197H49ZM59 195H61L60 197L62 198V200H61V198H59ZM84 195V196H83ZM90 195H92V197L90 196ZM96 195V196H95ZM162 197H161V196ZM169 197H168V196ZM194 195V196H193ZM210 197H209V196ZM4 196V197H3ZM15 197V196H17V197H15V199L16 200H14L13 198H11V197ZM19 196V197H18ZM24 196H25V198H24ZM28 196H29V198H28ZM52 196H53V198H54V200H52L53 198H52ZM58 196V197H57ZM73 196V197H72ZM76 196V197H75ZM137 196V197H136ZM139 196V197H138ZM146 196H148L147 198H146ZM166 196H167V198H166ZM182 196V197H181ZM225 196V197H224ZM238 196V197H237ZM7 197V199H4V198H6ZM35 197V198H34ZM48 197V198H47ZM65 197V198H64ZM77 197H78V199H77ZM81 197V198H80ZM109 197V198H108ZM117 197H121V198H117ZM131 197V198H130ZM136 197V198H135ZM142 197V198H141ZM160 197V198H159ZM191 197V198H190ZM210 199H213V198H215V199H213V202L214 203H216V204H218V207L220 208V206H221V208L219 209L218 207H216V209H214V207H213V209H211L212 207L210 206H208V205H205L206 203H205V201H207L209 198ZM241 199H240V198ZM249 197H251V198H249ZM10 198V199H9ZM19 198V199H18ZM24 198V199H23ZM30 198H33V199H30ZM52 198V199H51ZM58 198V199H57ZM76 198V199H75ZM89 198H93V199H89ZM96 198H100L99 200L98 199H96ZM117 198V199H116ZM123 198V199H122ZM126 198V199H125ZM145 200H144V199ZM150 198V199H149ZM155 198V199H154ZM183 200V201H181V199ZM194 198V199H193ZM198 200H197V199ZM245 198V200H243ZM247 198V199H246ZM18 199V200H17ZM36 199V200H35ZM51 199V200H50ZM57 201H56V200ZM65 199V200H64ZM69 201V202H67V200ZM81 199V200H80ZM87 199V201H85ZM95 199V200H94ZM101 199H103V200H101ZM112 199V200H111ZM114 199V200H113ZM142 199V200H141ZM200 199V200H199ZM202 199V200H201ZM206 199V200H205ZM11 200V201H10ZM26 200H28V201H26ZM38 200H40V201H38ZM43 200H44V203H43ZM46 200H47V202H46ZM49 200V201H48ZM59 200V201H58ZM61 200V201H60ZM74 200H76L75 202L76 203H73L74 202ZM88 200H89V203H88ZM94 200V201H93ZM99 202H98V201ZM121 200V201H120ZM124 200V201H123ZM126 200V201H125ZM134 201L133 203L132 202H130V201ZM154 202H153V201ZM167 200V201H166ZM239 202H238V201ZM242 200H243V202H242ZM251 200V201H250ZM260 200V201H259ZM21 201V202H20ZM27 203H26V202ZM42 201V202H41ZM56 201V202H55ZM63 201H64V203H63ZM71 201V202H70ZM78 201V202H77ZM96 201V202H95ZM102 201V202H101ZM105 201V202H104ZM108 203H107V202ZM109 201H110V203H109ZM114 201V202H113ZM116 201H119V202H117V204H116ZM128 201V202H127ZM152 201V202H151ZM156 201V202H155ZM197 201H199L198 203H197ZM200 201H201V203H200ZM233 201V202H232ZM250 201V202H249ZM13 204H12V203ZM15 202H16V205H15ZM30 202V203H29ZM32 202H33V204H32ZM38 202V203H37ZM61 204H60V203ZM104 204L103 206H102V204ZM113 202V203H112ZM131 204H130V203ZM158 202V203H157ZM159 202L160 203H162V204H160V205H158L159 204ZM192 202V203H191ZM236 202H238V203H236ZM241 202V203H240ZM8 203V204H7ZM13 205V206H10L11 204ZM26 203V204H25ZM34 203H35V205H34ZM42 203H43V205H42ZM54 203V204H53ZM57 203V204H56ZM64 205H63V204ZM65 203H66V205H65ZM68 203V204H67ZM70 203V204H69ZM72 203V204H71ZM124 205H123V204ZM150 205H149V204ZM167 203V207L166 206H164L165 204ZM174 205H173V204ZM204 203V204H203ZM2 204H5V205H2ZM18 204V205H17ZM28 204V205H27ZM39 204V205H38ZM47 204V205H46ZM51 204V205H50ZM60 204V205H59ZM73 204H74V207H73ZM76 204V205H75ZM80 204V205H79ZM89 204V205H88ZM108 204V205H107ZM131 206H130V205ZM139 205V207L137 206V205ZM147 204V205H146ZM153 204V205H152ZM164 204V205H163ZM187 204V205H186ZM200 206V208H199V206ZM203 204V205H202ZM221 204V205H220ZM225 204H228V205H225ZM237 204V205H236ZM239 204V205H238ZM247 204V205H246ZM9 205V206H8ZM22 205V206H21ZM49 205V206H48ZM70 205V206H69ZM79 205V206H78ZM82 205V206H81ZM91 205V206H90ZM93 205H94V208H93ZM121 205V206H120ZM123 205V206H122ZM126 205V206H125ZM128 205V206H127ZM163 205V206H162ZM173 205V206H172ZM182 206V207H179V206ZM235 205H236V207H235ZM246 205V206H245ZM7 206H8V208H7ZM19 206V207H18ZM31 206V207H30ZM58 206V207H57ZM77 206V207H76ZM97 206V207H96ZM103 208H102V207ZM107 206H108V209H106L107 208ZM115 206V207H114ZM129 206H130V208H129ZM134 206H136V207H134ZM155 206H157L156 208H155ZM160 206V207H159ZM170 206H172V207H170ZM229 206V207H228ZM234 206V207H233ZM254 206H256L255 208H254ZM260 206V207H259ZM12 207V208H11ZM18 207V208H17ZM22 207V209H20ZM24 207V208H23ZM42 207V208H41ZM61 207H62V209L64 210V211H62V212H60L62 209H61ZM67 209H65V208ZM80 207V208H79ZM84 207V208H83ZM114 207V208H113ZM120 207V208H119ZM121 207H123V208H121ZM143 209H142V208ZM164 207H166V209L164 208ZM168 207H170V208H168ZM179 207V208H178ZM203 207H206V208H204L203 209ZM224 207V208H223ZM7 208V209H6ZM9 208H10V210H9ZM16 208V209H15ZM28 208L29 209H31V210H28ZM33 208V209H32ZM51 208V209H50ZM58 208V209H57ZM77 208L79 209L78 211H77ZM81 208H82V210H81ZM90 208V209H89ZM106 209V211H105V209ZM110 208H112L111 210H110ZM125 208V209H124ZM133 208V209H132ZM135 208V209H134ZM146 208H150L149 210L148 209H146ZM155 208V209H154ZM157 208H158V210H157ZM163 208V209H162ZM172 208H174L173 210H174V212H173V210H172ZM176 208V209H175ZM192 208V209H191ZM223 208V209H222ZM256 208H257V210H256ZM258 208L260 209V211H258ZM3 209V210H2ZM6 209V210H5ZM13 210V212H12V210ZM20 211H19V210ZM25 209H27V210H25ZM54 209V210H53ZM57 209V210H56ZM72 209V210H71ZM94 211H93V210ZM100 209V210H99ZM139 209V210H138ZM145 209V210H144ZM162 209V210H161ZM165 209V210H164ZM171 211H170V210ZM197 209H199V211L197 210ZM251 209V210H250ZM8 210V212H9V216L7 215V213L8 212H5V211H7ZM42 210V211H41ZM43 210H45V211H43ZM50 210V211H49ZM59 210V211H58ZM75 210H76V212H75ZM88 210V211H87ZM99 210V212H97ZM104 210V211H103ZM117 210V212H115ZM133 210V211H132ZM140 210H142L141 212H140ZM163 210H164V212H163ZM168 210V211H167ZM190 210V211H189ZM194 210V211H193ZM202 212H201V211ZM216 210V211H215ZM225 210H228V211H225ZM234 210V211H233ZM253 210V211H252ZM33 211V212H32ZM35 211V212H34ZM68 213H67V212ZM70 211V212H69ZM80 211V212H79ZM85 211V212H84ZM89 212L88 214H86L87 212ZM112 211H114V212H112ZM119 211H121V212H119ZM131 211V213H128V212H130ZM137 211V212H136ZM146 211V212H145ZM149 211H152V213H150ZM159 211V212H158ZM166 211V212H165ZM197 211V212H196ZM233 211V212H232ZM243 211V212H242ZM23 212V213H22ZM72 212H74V213H72ZM91 212V213H90ZM94 212V213H93ZM108 212H111V213H108ZM119 212V213H118ZM125 212V213H124ZM142 212H143V214H142ZM147 212H149L148 214H147ZM155 212H157V214L155 213ZM173 212V213H172ZM189 212H191V213H189ZM211 212V213H210ZM225 212V213H224ZM252 212V213H251ZM257 212H260V213H257ZM6 213V214H5ZM17 213V214H16ZM20 213V214H19ZM44 213V214H43ZM45 213H46V215H45ZM68 215H67V214ZM70 213V214H69ZM75 213L77 214V215H75ZM96 213V214H95ZM98 213H99V215H98ZM103 213V214H102ZM108 213V214H107ZM135 213V214H134ZM139 213V214H138ZM155 213V214H154ZM159 213H161V215L159 214ZM165 213V214H164ZM166 213H169V214H171V215H169V214H166ZM175 213H176V215H175ZM193 213V214H192ZM214 213V214H213ZM215 213H216V215H215ZM224 213V214H223ZM257 213V214H256ZM5 214V215H4ZM13 214H15V215H12ZM49 214V215H48ZM61 214V216H57V215H60ZM92 214V215H91ZM104 214H106L107 216L105 217L104 216ZM110 214L112 215V217L110 216ZM116 214V215H115ZM132 214H134V215H132ZM142 216H141V215ZM146 216H145V215ZM162 214H164L165 216H163ZM183 216H182V215ZM186 214V215H185ZM209 214V215H208ZM214 216V219H213V216ZM222 214V215H221ZM261 214V215H260ZM263 214V215H262ZM7 215V216H6ZM21 215V216H20ZM29 215H31V216H29ZM66 215V216H65ZM71 215H72V217H71ZM75 215V216H74ZM82 216V219H81V216ZM93 216L94 215V218L93 217H88V216ZM96 215V216H95ZM121 215H122V217H121ZM131 215V216H130ZM143 218V220H142V218H140V216ZM150 215V216H149ZM152 215H154V216H152ZM169 217H168V216ZM182 217H181V216ZM220 215V216H219ZM224 215V216H223ZM25 216V217H24ZM50 216V217H49ZM57 216V217H56ZM67 216H68V218H67ZM77 216H78V218H77ZM85 216H86V219L88 220V221H86V223L88 224V226H89V224L91 223V224H93V223H95V224H93V225H91L90 224V228L87 226V224L85 223ZM103 216V217H102ZM109 216H110V218H109ZM115 216H117V217H115ZM129 216H130V218H129ZM133 216V217H132ZM136 216V217H135ZM144 216V217H143ZM149 216V217H148ZM152 216V217H151ZM156 216V217H155ZM159 216L161 217V216H163L162 217V219L161 218H159ZM166 216L168 217V218H166ZM179 216V217H178ZM189 216V217H188ZM200 216H201V219H200ZM250 216V217H249ZM253 216V217H252ZM3 217V218H2ZM21 217V218H20ZM26 217H28V218H26ZM31 217V218H30ZM53 217H55V218H53ZM63 217H66V218H63ZM72 219H71V218ZM73 217H75L76 219H74ZM96 217V218H95ZM99 217H101L102 218V220H101V218H99ZM106 218L107 219V217H108V219L106 220H104L103 218ZM137 217H139V218H137ZM158 217V218H157ZM165 217V218H164ZM176 217V218H175ZM178 217V218H177ZM183 217H184V219L186 220H184L183 219ZM186 217V218H185ZM210 217V218H209ZM219 217H221V218H219ZM246 217H247V220H246ZM253 218V222L251 221L252 220V218ZM256 217V218H255ZM5 218V219H4ZM19 218V219H18ZM30 218V219H29ZM40 218V219H39ZM58 218V219H57ZM59 218H61V219H59ZM69 218H70V220H69ZM80 218V219H79ZM92 218H93V222L91 221L92 220ZM114 218H115V220H114ZM121 218V219H120ZM136 218V219H135ZM150 218H151V223H150ZM153 218H155V219H153ZM163 218H164V220H163ZM213 220H212V219ZM13 219V220H12ZM14 219H16V221L17 222H15V224L16 223H18V224H13L14 223ZM21 219V220H20ZM22 219H23V221H22ZM25 219V220H24ZM39 219V220H38ZM66 219H67V221H66ZM100 219V220H99ZM118 221H117V220ZM132 219V220H131ZM135 221H134V220ZM138 219V220H137ZM140 219V220H139ZM166 219V220H165ZM169 219V220H168ZM173 219V220H172ZM176 219H177V222H176ZM179 219H180V222H178L179 221ZM245 219V220H244ZM256 219V220H255ZM9 220H12L11 222L9 221ZM47 220H48V222H47ZM96 220V221H95ZM104 220V221H103ZM116 221V222H114V221ZM157 220H159L157 223L159 224H155L156 223V221ZM161 220H162V222H164V224L161 222ZM182 220H184V222H182ZM200 221V223H199V221ZM212 220V221H211ZM243 220V221H242ZM260 220V221H259ZM1 221H2V223H1ZM27 221H31L30 223L29 222H27ZM46 223H45V222ZM61 221V222H60ZM63 221H64V223H63ZM66 221V222H65ZM77 221H78V223H77ZM102 221V222H101ZM124 221V222H123ZM142 221H144V222H142ZM155 221V222H154ZM168 221V222H167ZM173 221V222H172ZM190 221L192 222V223H190ZM202 221H203V223H202ZM209 221H211V222H209ZM248 221V222H247ZM21 222V223H20ZM23 222H25V224L23 223ZM89 222V223H88ZM100 224H99V223ZM129 222H130V224H131V227H128V226H130V224H129ZM132 222V223H131ZM136 222V223H135ZM148 222V223H147ZM160 222V223H159ZM167 222V223H166ZM171 222L174 224H171ZM186 222V223H185ZM242 224H241V223ZM249 222H251V223H249ZM256 222H257V224H256ZM9 223H11V224H9ZM23 223V224H22ZM56 223V224H55ZM77 223V224H76ZM99 225H98V224ZM113 223V224H112ZM117 223V224H116ZM121 225H119V224ZM128 225H127V224ZM140 223V224H139ZM150 223V224H149ZM178 223V224H177ZM181 223V224H180ZM186 225H185V224ZM194 223V224H193ZM261 223V224H260ZM20 224V226H18ZM27 224V225H26ZM28 224H29V226H28ZM33 224V225H32ZM37 224V225H36ZM49 224V225H48ZM51 224V225H50ZM54 224V225H53ZM65 225V224H68V225H65V226H63V225ZM72 224V225H71ZM124 224V225H123ZM143 224V225H142ZM155 225V227H154V225ZM171 224V225H170ZM185 225V226H183V225ZM187 224H189L188 226H187ZM192 224V225H191ZM197 226H196V225ZM252 224H253V226H252ZM256 224V225H255ZM6 225H8V227L6 226ZM10 225H11V228H9L10 227ZM12 225H14V226H12ZM79 225V226H78ZM81 225V226H80ZM85 225V226H84ZM101 225V226H100ZM105 225V226H104ZM127 225V226H126ZM132 225H133V227H132ZM136 225V226H135ZM161 225V226H160ZM164 227H163V226ZM167 225V226H166ZM178 225V226H177ZM180 225V226H179ZM181 225H182V227H181ZM233 227H232V226ZM236 225V226H235ZM6 226V227H5ZM18 226V227H17ZM25 226H26V228H25ZM31 226V227H30ZM51 226V227H50ZM60 226V227H59ZM76 227V230L77 231H75V230H73L72 231V229L74 228L75 229V227ZM83 226V227H82ZM92 226H94L93 228H91ZM96 226H97V229H96ZM113 226V227H112ZM121 228H120V227ZM122 226H124L125 228H123ZM144 226V227H143ZM148 226H151V227H148ZM153 226V227H152ZM173 226V227H172ZM175 226V227H174ZM256 226V227H255ZM14 229H13V228ZM20 227H21V229H20ZM39 227V228H38ZM42 227V228H41ZM48 227H50V228H48ZM55 227H57V228H55ZM59 227V228H58ZM82 227V228H81ZM86 228V229H84V230H82L83 228ZM107 227H108V229H107ZM111 227H112V229H111ZM139 227H141L142 228V230H143V232H142V230H141V228H139ZM161 227V228H160ZM189 227H191V228H189ZM241 227V228H240ZM244 227H246V228H244ZM260 227V228H259ZM18 228V230H16ZM25 228V229H24ZM44 228V229H43ZM60 228H61V231H60ZM81 229V231H83V232H81L80 231V229ZM121 230H120V229ZM127 228V229H126ZM136 229V231H135V229ZM156 228H159V229H156ZM177 228H180V229H177ZM182 228V229H181ZM185 228V229H184ZM221 228V229H220ZM239 228V229H238ZM249 228V229H248ZM2 229H6L5 231H3ZM8 229H9V231H10V233H9V231H8ZM27 229H29L28 231H27ZM50 230V232H49V230ZM63 229V230H62ZM70 229V230H69ZM91 229L93 230L92 231V233H91ZM119 229V230H118ZM138 229V230H137ZM163 229V230H162ZM176 229H177V231H176ZM188 229V230H187ZM227 229V230H226ZM251 229V230H250ZM15 230V231H14ZM20 230V231H19ZM46 230V231H45ZM53 230V231H52ZM55 230V231H54ZM87 230V231H86ZM99 230V233L98 234H96L97 233V231ZM100 230H101V232H100ZM106 230H108V232L106 231ZM126 230V231H125ZM130 230V231H129ZM134 230V231H133ZM152 230V231H151ZM158 230V231H157ZM160 230V231H159ZM172 230V231H171ZM187 230V231H186ZM220 230H221V232H220ZM247 230V231H246ZM57 231H58V234H57ZM65 231V232H64ZM72 234H70L69 232ZM88 234H86L85 232ZM90 231V232H89ZM105 231V232H104ZM110 231V232H109ZM117 231H118V234H117ZM123 231H124V233H123ZM149 231V232H148ZM162 231V232H161ZM165 231V232H164ZM180 231V232H179ZM205 231V232H204ZM236 231H238V232H236ZM241 231V232H240ZM15 232H17V233H15ZM29 232V233H28ZM54 232H56V233H54ZM64 232V233H63ZM67 232V233H66ZM111 232H113V233H111ZM146 232H148V234H146ZM171 232H173V233H171ZM174 232H175V234H176V236H175V234H174ZM177 232H179V233H177ZM194 232H195V234H194ZM259 232V233H258ZM4 233H6V235L4 234ZM14 233V234H13ZM21 233V234H20ZM32 233V234H31ZM39 233H40V235H39ZM43 233H47L46 235L45 234H43ZM55 235H54V234ZM80 233H82V237H81V234ZM85 233V234H84ZM115 233H116V237H115ZM122 233V234H121ZM127 233H129V234H127ZM149 233H150V235H149ZM155 233H157V235L155 234ZM165 233H167V234H165ZM168 233H169V235H168ZM182 235H181V234ZM218 233V234H217ZM226 233V234H225ZM228 233H229V235H228ZM230 233H231V236H230ZM256 233H258V234H256ZM17 234V235H16ZM49 234V235H48ZM140 234V235H139ZM164 234L167 236H165V238H163V236H164ZM191 234V235H190ZM224 234V235H223ZM244 234V235H243ZM246 234V235H245ZM261 234V235H260ZM12 235V236H11ZM32 235V236H31ZM57 235H58V238H56L57 237ZM62 235V236H61ZM95 235V236H94ZM96 235H98V236H96ZM106 235V236H105ZM126 235H128V236H126ZM131 235V236H130ZM137 235V236H136ZM138 235H139V237H138ZM212 235V236H211ZM218 235V236H217ZM11 236V237H10ZM20 236V237H19ZM42 236H44V239H43V237ZM48 236V237H47ZM49 236H51V237H49ZM56 236V237H55ZM77 236V237H76ZM85 238H84V237ZM89 236V237H88ZM91 236V237H90ZM103 236H104V239H101V237L103 238ZM108 236V237H107ZM110 236V237H109ZM125 236V237H124ZM162 238H160V237ZM170 236H172V239H171V237ZM226 236V237H225ZM236 236V237H235ZM19 237V238H18ZM40 237V238H39ZM66 237V238H65ZM71 237V238H70ZM88 237V238H87ZM96 238V240H95V238ZM100 239H99V238ZM120 237V238H119ZM148 237H150V238H148ZM153 237H154V239H153ZM170 239H169V238ZM197 238V240H195L196 238ZM212 237V238H211ZM229 237V238H228ZM235 237V238H234ZM5 238V239H4ZM9 238V239H8ZM12 238V239H11ZM36 238V239H35ZM80 238V239H79ZM82 238H84V239H82ZM111 238H113V239H111ZM119 240H118V239ZM126 238H129V239H126ZM130 238H131V240H130ZM152 238V239H151ZM174 238V239H173ZM194 238V239H193ZM228 238V239H227ZM25 239H26V241H25ZM34 239V240H33ZM40 239V240H39ZM79 241H78V240ZM92 239H94V240H92ZM107 239H108V241H107ZM147 239V240H146ZM152 241H151V240ZM193 239V240H192ZM222 239V240H221ZM13 240V241H12ZM15 240V241H14ZM37 240V241H36ZM39 240V241H38ZM101 240V241H100ZM114 240V241H113ZM118 240V241H117ZM125 242H124V241ZM134 240V242H132ZM146 240V241H145ZM160 240H161V242H162V244H161V242H160ZM167 240V241H166ZM203 242H202V241ZM234 240V241H233ZM20 241V242H19ZM34 241V242H33ZM41 241L43 242V243H41ZM78 241V242H77ZM82 241V242H81ZM88 241V242H87ZM90 241H91V243H90ZM95 241V242H94ZM113 241V242H112ZM123 241V242H122ZM156 241V242H155ZM157 241H159V242H157ZM2 242V243H1ZM61 242V243H60ZM81 242V244H79ZM101 242H103V243H101ZM117 242V243H116ZM146 242V243H145ZM180 242H183L184 243V246L182 245L181 246V244L182 243H180ZM225 242V243H224ZM17 243V244H16ZM21 243L22 244H24V247H25V249H24V247H23V245H21ZM27 243V244H26ZM36 243H38V244H36ZM40 243V244H39ZM83 243V244H82ZM84 243H86V244H84ZM88 243V244H87ZM90 243V244H89ZM92 243H94V244H92ZM105 243V244H104ZM107 243V244H106ZM129 243L132 245H130L129 246ZM145 243V244H144ZM152 243H153V245H155V246H153L152 245ZM157 243V244H156ZM186 243V244H185ZM6 244H8V245H6ZM9 244H12V247H11V245H9ZM60 244V245H59ZM98 244V247L96 246ZM99 244H100V246H102V247H100L99 246ZM103 244V245H102ZM113 244V245H112ZM114 244H115V246H114ZM121 244V245H120ZM134 244V245H133ZM142 244V245H141ZM147 244H149L148 246H147ZM169 244V245H168ZM177 244H178V246H177ZM220 244V245H219ZM17 246V247H15V246ZM27 245H28V247H27ZM75 245H77V246H75ZM81 245V246H80ZM87 247H86V246ZM91 245H93V246H95L94 247V249L92 248L93 246H91ZM146 245V246H145ZM219 245V246H218ZM34 246H35V248H34ZM104 246V247H103ZM109 246V247H108ZM118 246V247H117ZM119 246H121V247H119ZM124 246L126 247V248H124ZM159 246H160V248H159ZM181 246V247H180ZM257 246V247H256ZM18 247L20 248V249H22V250H20L19 251V249H18ZM47 248V249H43V248ZM59 247V248H58ZM66 247V248H65ZM86 247V248H85ZM90 249H89V248ZM117 249H116V248ZM122 247H123V249H122ZM146 247V248H145ZM152 248V250H151V248ZM176 247H178V248H176ZM7 248H9V250L6 249ZM15 248V249H14ZM27 248V249H26ZM37 248V249H36ZM49 248H50V250H49ZM83 248V249H82ZM104 248H106V249H104ZM108 248V249H107ZM154 248V249H153ZM175 248V249H174ZM192 248H193V250H192ZM253 248V249H252ZM14 249V250H13ZM30 249V250H29ZM34 251H33V250ZM53 249H55V250H53ZM85 249H87V250H85ZM103 249V250H102ZM143 249H145L144 250V252H143ZM148 251H147V250ZM150 249V250H149ZM261 249V250H260ZM6 250V251H5ZM28 250V251H27ZM38 250V251H37ZM39 250H40V253H39ZM82 250V251H81ZM174 250V251H173ZM14 251V252H13ZM15 251H17V252H15ZM36 251V252H35ZM43 251V252H42ZM44 251H45V253H44ZM47 251H49V253L47 252ZM53 251V252H52ZM65 251V252H64ZM100 251V252H99ZM120 251V252H119ZM128 253H127V252ZM142 251V252H141ZM146 251V252H145ZM173 251V252H172ZM182 251V252H181ZM186 251V252H185ZM213 251L215 252V253H213ZM5 252V253H4ZM11 252V253H10ZM21 252V253H20ZM25 252V253H24ZM41 252H42V254H44V255H42L41 254ZM82 252V253H81ZM85 254H84V253ZM87 252V253H86ZM93 252V253H92ZM99 252V253H98ZM106 252H107V254H106ZM131 252V253H130ZM212 252V253H211ZM10 253V254H9ZM15 253H16V255H15ZM24 253V254H23ZM28 253H29V255H28ZM33 253V256L31 255V254ZM52 253V254H51ZM56 253H57V255H62V257H60V256H57L56 255ZM97 255H96V254ZM108 253L110 254V255H108ZM170 253H172V254H170ZM184 253V254H183ZM6 254V255H5ZM14 254V255H13ZM20 254H21V256H20ZM27 254V256H25ZM48 254V255H47ZM70 254V255H69ZM75 255V254H77V255H75V257L73 256V255ZM84 254V255H83ZM87 254V255H86ZM102 254V255H101ZM105 254V255H104ZM111 254H114V255H111ZM117 254V255H116ZM124 256H123V255ZM149 254V255H148ZM170 254V255H169ZM13 255V256H12ZM35 255H37L36 257H35ZM42 255V256H41ZM51 255L53 256V257H51ZM56 257H55V256ZM65 255V256H64ZM80 255V256H79ZM107 255H108V257H107ZM136 255V256H135ZM167 257H166V256ZM7 256V257H6ZM8 256H10V257H8ZM12 256V257H11ZM15 256V257H14ZM20 256V257H19ZM23 256H24V258H23ZM73 256V257H72ZM82 256V257H81ZM89 258H88V257ZM98 256V257H97ZM116 257V259H115V257ZM143 256H145V257H143ZM3 257V258H2ZM26 257V258H25ZM27 257H29V258H27ZM44 257V258H43ZM64 257V258H63ZM93 257V258H92ZM114 257V258H113ZM239 257V258H238ZM6 258V259H5ZM20 260H18V259ZM35 258H38V259H35ZM48 258V259H47ZM51 258V259H50ZM54 258V259H53ZM56 258V259H55ZM67 260H66V259ZM114 260H113V259ZM117 258H119V259H117ZM123 258V259H122ZM162 258V259H161ZM173 258V259H172ZM235 258V259H234ZM241 258V259H240ZM1 259H3V260H1ZM9 259H12L13 260V262H12V260L11 261H9ZM63 261H62V260ZM86 259V260H85ZM111 259V260H110ZM177 261H176V260ZM188 259H190V260H188ZM202 259V260H201ZM204 259H207V260H204ZM5 260H6V262H5ZM17 260H18V262H17ZM33 260V261H32ZM48 260H50V261H48ZM57 260V261H56ZM82 260H83V262H82ZM120 260V261H119ZM121 260H123V261H121ZM188 260V261H187ZM235 260V261H234ZM238 260V261H237ZM16 261V262H15ZM85 261H86V263H85ZM90 261H92V263L90 262ZM94 261H96V262H94ZM114 261H116V262H114ZM173 261V262H172ZM203 261V262H202ZM44 262H42L41 264H45ZM49 262V263H48ZM66 262V263H65ZM77 262V263H76ZM80 262V263H79ZM177 262V263H176ZM216 262V263H215ZM88 264V263H87Z\"/></svg>",
    "mask_w": 264,
    "mask_h": 264
},
{
    "label": "bare ground",
    "instance_id": "obj_2",
    "mask_svg": "<svg viewBox=\"0 0 264 264\" xmlns=\"http://www.w3.org/2000/svg\"><path fill=\"white\" fill-rule=\"evenodd\" d=\"M16 1H18V0H16ZM19 1H21V0H19ZM23 1H24V0H23ZM26 1H27V0H26ZM53 1H54V0H53ZM57 1H59V0H57ZM60 1H61V0H60ZM60 1H59V2H60ZM62 1H63V0H62ZM64 1H65V0H64ZM64 1H63L62 3H64ZM69 1H70V0H69ZM71 1H72V0H71ZM77 1H78V0H77ZM98 1H99V0H98ZM102 1H104V0H102ZM102 1H101V3H102ZM136 1H137V0H136ZM159 1H160V0H159ZM174 1H175V0H174ZM199 1H200V0H199ZM202 1H203V0H202ZM205 1H206V0H205ZM207 1H208V0H207ZM218 1H220V0H218ZM221 1H222V0H221ZM234 1H235V0H234ZM239 1L241 2V0H239ZM247 1H248V0H247ZM261 1H262V0H261ZM2 2H4V0H3V1L1 0V3H2ZM11 2H12V1H11ZM36 2H37V1H36ZM118 2H119V0H118ZM122 2H124V1H122ZM126 2H127V1H126ZM143 2H144V1H143ZM145 2H146V1H145ZM149 2H150V1H149ZM151 2H152V1H151ZM179 2H180V0H179ZM188 2H189V1H188ZM195 2H196V1H195ZM211 2H213V1H211ZM225 2H226V1H225ZM255 2H256V1H255ZM262 2H263V1H262ZM4 3H5V2H4ZM7 3H8V2H7ZM13 3H14V1H13ZM13 3H12V4H13ZM15 3H17V2H15ZM21 3H23V2H21ZM24 3H25V1H24ZM50 3H51V2H50ZM60 3H61V2H60ZM65 3H66V2H65ZM93 3H95V1H94ZM96 3H99V2L96 1ZM96 3H95V4H96ZM107 3H108V2H107ZM113 3H115V2L113 1ZM129 3H130V2H129ZM141 3H142V2H141ZM154 3H155V2H154ZM154 3H153V4H154ZM168 3H169V1H168ZM171 3H172V2H171ZM171 3H169V4H171ZM182 3L185 4L186 2H182ZM207 3H208V2H207ZM232 3H233V2H232ZM238 3H239V2H237V4H238ZM248 3H250L249 1L247 2V5H250V4H248ZM251 3H253V2H251ZM12 4H10V6H11ZM18 4H20V3H18ZM25 4H27V3H25ZM25 4H24V5H25ZM29 4H30V3H29ZM37 4H38V3H37ZM46 4H48V3H46ZM55 4H56V3H55ZM57 4H58V3H57ZM102 4H103V3H102ZM102 4H101V7H103ZM104 4H105V3H104ZM111 4H112V0H111ZM115 4H116V3H115ZM126 4H127V3H126ZM133 4H134V3H133ZM143 4H144V3H143ZM151 4H152V3H151ZM156 4H157V2H156ZM164 4H165V3H164ZM176 4H178V3H176ZM191 4H192V2H191ZM225 4H226V3H225ZM239 4H240V3H239ZM245 4H246V3H244L243 8L245 7ZM255 4H258V3L256 2ZM260 4H261V3H260ZM263 4H264V3H263ZM6 5H7V4H6ZM8 5H9V4H8ZM8 5H7V6H8ZM15 5H16V4H15ZM15 5H14V6H15ZM30 5H33V4H30ZM43 5H44V3H43ZM43 5L41 4V6H43ZM49 5H50V4H49ZM49 5H48V6H49ZM76 5H77V4H76ZM85 5H86V4H85ZM96 5H97V4H96ZM96 5H95V6H96ZM98 5H100V4H98ZM98 5H97V6H98ZM119 5H120V4H119ZM121 5H123V3H122ZM121 5H120V6H121ZM130 5H131V4H130ZM134 5H137V4H134ZM139 5H140V2H139ZM139 5H138V6H139ZM141 5H142V4H141ZM165 5H166V4H165ZM172 5H173V4H172ZM181 5H182V4H181ZM193 5H194V4H193ZM193 5H191L192 8H193ZM196 5H197V4H196ZM200 5H202V4H201V1H200ZM204 5H205V4H203V6H204ZM213 5H214V4H213ZM222 5H223V4H222ZM241 5H243V4H241ZM4 6H5V4H3V7H2L3 11H4V8H5ZM17 6H19V5H17ZM25 6H26V5H25ZM34 6H35V5H34ZM83 6H84V5H83ZM87 6H89V4H88ZM93 6H94V4H93ZM95 6H94V7H95ZM109 6H110V5H109ZM157 6H159V5H157ZM157 6H156V7H157ZM160 6H163V5L160 4ZM160 6H159V7H160ZM170 6H171V5H170ZM174 6H175V4H174ZM186 6H188V5H186ZM189 6H190V5H189ZM207 6H208V5H207ZM210 6H211V5H210ZM218 6L220 7V5H218ZM0 7H1V5H0ZM51 7H52V5H51ZM75 7H76V6H75ZM75 7H73V8H75ZM79 7H80V6H79ZM89 7L91 8V6H89ZM116 7H118V6H116ZM135 7H137V6H135ZM182 7H184V6H182ZM200 7H201V6H200ZM205 7H206V5H205ZM208 7H209V6H208ZM208 7H207V8H208ZM211 7H212V6H211ZM215 7H217V6H215ZM221 7H222V6H221ZM227 7H228V6H227ZM230 7H232V6H230ZM233 7H234V4H233ZM235 7H236V6H235ZM241 7H242V6H241ZM254 7H255V6H254ZM45 8H46V7H45ZM70 8H71V7H70ZM77 8H78V6H77ZM84 8H85V7H84ZM107 8H108V7H107ZM107 8H106V9H107ZM125 8H126V7H125ZM139 8H140V7H139ZM143 8H144V7H143ZM151 8H152V7H151ZM153 8H154V7H153ZM160 8H161V7H160ZM169 8H170V7H169ZM169 8H168V9H169ZM173 8H174V7H173ZM176 8H177V7H176ZM184 8L187 9V7H184ZM209 8H210V7H209ZM217 8H218V7H217ZM228 8H229V7H228ZM250 8H251V6H250ZM30 9H31V8H30ZM32 9H34V8H32ZM38 9H39V8H38ZM43 9H44V8H42V9L40 8L39 10L43 11ZM63 9H64V11H65V8H63ZM78 9H80V8H78ZM81 9H82V8H81ZM100 9H101V8H100ZM100 9H98V10L100 11ZM103 9H104V8H103ZM109 9H110V8H109ZM112 9H114V8L112 7ZM116 9H117V8H116ZM116 9H115V10H116ZM126 9H127V8H126ZM126 9H125V10H126ZM141 9H142V8H141ZM174 9H175V8H174ZM174 9H173V10H174ZM186 9H185V10H186ZM195 9H197V7H196ZM215 9H216V8H215ZM219 9H220V8H219ZM221 9H222V8H221ZM244 9H245V8H244ZM252 9H253V8H252ZM8 10L10 11L9 8H8ZM11 10H12V9H11ZM13 10H14V9H13ZM24 10H25V8L22 9V11H24ZM28 10H29V9H28ZM44 10H46V9H44ZM49 10H50V9H49ZM58 10H59V9H58ZM66 10H67V9H66ZM73 10H74V9H73ZM75 10H76V9H75ZM82 10H83V9H82ZM84 10H85V9H84ZM118 10H119V9H118ZM125 10H123V11H125ZM142 10H143V9H142ZM144 10H145V9H144ZM146 10H147V9H146ZM155 10H156V9H155ZM160 10H162V9H160ZM176 10H177V9H176ZM225 10H226V9H225ZM234 10H235V9H234ZM249 10H250V9H249ZM9 11H8V12H9ZM17 11H18V10H17ZM25 11H26V10H25ZM31 11H32V10H31ZM34 11H35V10H34ZM46 11H47V10H46ZM62 11H63V10H62ZM67 11H68V10H67ZM67 11H66V14H67ZM78 11H79V10H78ZM85 11H87V10H85ZM111 11H112V10H111ZM121 11H122V10H121ZM166 11H167V10H166ZM169 11H170V10H169ZM183 11H184V9H183ZM187 11H188V10H187ZM195 11H196V10H195ZM195 11H194V12H195ZM197 11H199V10H197ZM206 11H207V10H206ZM211 11H212V10H211ZM230 11H231V10H230ZM238 11H239V9H238ZM243 11H244V10H243ZM8 12H7V13H8ZM11 12H12V11H11ZM35 12H37V11H35ZM54 12H55V11H54ZM76 12H77V11H76ZM105 12H108V11L105 10ZM113 12H114V11H113ZM113 12H112V13H113ZM129 12H130V11H129ZM131 12H132V11H131ZM134 12H135V10H134ZM139 12H141V11H139ZM150 12H151V11H150ZM150 12H149V13H150ZM155 12H156V11H155ZM157 12H158V10H157ZM178 12H179V11H178ZM188 12H189V11H188ZM188 12H185V13H188ZM209 12H210V11H209ZM221 12H222V11H221ZM225 12H226V11H225ZM233 12H234V11H232V13H233ZM235 12H236V11H235ZM235 12H234V13H235ZM257 12H258V11H257ZM0 13H1V12H0ZM2 13H3V12H2ZM5 13H6V11H5ZM12 13H13V12H12ZM20 13H21V12H20ZM27 13H28V12H27ZM33 13H34V12H32L31 15H33ZM45 13H47V12H45ZM55 13H56V12H55ZM63 13H64V12H63ZM63 13H62V15L64 16L65 13H64V14H63ZM79 13H80V12H79ZM84 13L86 14V12H84ZM91 13H92V11H91ZM109 13H110V12H109ZM116 13H117V12H116ZM116 13H115V14H116ZM132 13H133V12H132ZM174 13H175V12H174ZM185 13H184V14H185ZM211 13H212V12H211ZM213 13H214V12H213ZM3 14H4V13H3ZM14 14H15V13H14ZM42 14H44V12H43ZM57 14L59 15L60 13L57 12ZM77 14H78V13H77ZM80 14H81V13H80ZM92 14H94V13H92ZM98 14H99V13H98ZM101 14H102V11H101ZM113 14H114V13H113ZM113 14H112V15H113ZM115 14H114V15H115ZM120 14H121V13H120ZM150 14L152 15V13H150ZM161 14H162V12H161ZM182 14H183V12H182ZM193 14H194V13H193ZM222 14H224V13H222ZM222 14H221V15H222ZM225 14H226V13H225ZM227 14H228V13H227ZM229 14H230V13H229ZM242 14H243V13H242ZM0 15H1V14H0ZM10 15H11V13H10ZM15 15H16V14H15ZM17 15H18V14H17ZM17 15H16V16H17ZM20 15H21V14H20ZM24 15H25V13H24ZM26 15H27V14H26ZM34 15H35V14H34ZM39 15H40V14H39ZM39 15H38V16H39ZM50 15H53V12H52V14H50ZM55 15H56V14H55ZM71 15H72V13H71ZM74 15H75V14H74ZM78 15H79V14H78ZM82 15H83V14H82ZM82 15H81V17H82ZM94 15H95V14H94ZM94 15H93V16H94ZM121 15H122V14H121ZM131 15H132V14H131ZM133 15H135V14L133 13ZM139 15H140V14H139ZM142 15H143V14H142ZM162 15H163V14H162ZM246 15H247V14H246ZM248 15H249V14H248ZM253 15H254V14H253ZM262 15H263V13H262ZM262 15H261V16H262ZM2 16H3V15H2ZM7 16H8V15H7ZM21 16H23V15H21ZM21 16H20V17H21ZM59 16H60V15H59ZM59 16H58V17H59ZM90 16H92V15H90ZM99 16H100V15H99ZM104 16H105V15H104ZM104 16H103V17H104ZM136 16H138V14H136ZM154 16L156 17L155 14H154ZM158 16H159V15H158ZM171 16H173V15H171ZM176 16H177V15H176ZM178 16H179V15H178ZM178 16H177V18H178ZM205 16H208V15L206 14ZM215 16H216V14H215ZM254 16H255V15H254ZM261 16H260V17H261ZM4 17H5V16H4ZM36 17H37V16H36ZM36 17H35V19L37 20ZM53 17H54V15H53ZM66 17H67V15H66ZM106 17H107V16H106ZM109 17H111V16L109 15ZM118 17H119V16H118ZM124 17H125V16H124ZM124 17H123V18H124ZM129 17H130V16H129ZM138 17H140V16H138ZM142 17H143V16H142ZM144 17H145V16H144ZM147 17H148V16H147ZM164 17H165V16H164ZM203 17H204V16H203ZM219 17H220V16H219ZM258 17H259V15H258ZM1 18H2V17H1ZM6 18H7V17H6ZM6 18H4V19H6ZM9 18H10V16H9ZM13 18H14V17H13ZM17 18H18V17H17ZM24 18H25V16H24ZM38 18H39V17H38ZM40 18H41V17H40ZM43 18H44V15H43ZM43 18H42V19H43ZM51 18H52V17H51ZM51 18H50V19H51ZM54 18L57 19V17H54ZM71 18H72V17H71ZM79 18H80V17H79ZM87 18H88V17H87ZM89 18H90V17H89ZM104 18H105V17H104ZM114 18H115V16L113 17L112 20H114ZM120 18H121V17H119V19H120ZM131 18H132V16H131ZM136 18H137V17H136ZM161 18H162V17H161ZM179 18H181V17H179ZM179 18H178V19H179ZM186 18H187V17H186ZM221 18H222V17H221ZM226 18H229V17H226ZM230 18H231V17H230ZM255 18H256V17H255ZM10 19H11V18H10ZM15 19H16V18H15ZM19 19H20V18H19ZM48 19H49V18H48ZM52 19H53V18H52ZM60 19H61V18H60ZM67 19H68V18H67ZM74 19H75V17L73 18V20H74ZM82 19H83V18H82ZM106 19H107V18H106ZM148 19H152V18H148ZM153 19H154V18H153ZM164 19H165V18H164ZM167 19H169V18H167ZM167 19H166V20H167ZM193 19H195V18H193ZM196 19H197V17H196ZM203 19H204V18H203ZM233 19H234V18H233ZM236 19H237V16H236ZM2 20H3V19H2ZM6 20H7V19H6ZM16 20H17V19H16ZM21 20H22V19H21ZM25 20H26V19H25ZM31 20L34 21V18L31 19ZM31 20H29V21L32 22ZM62 20H63V17H62ZM77 20H78V19H77ZM80 20H81V19H80ZM86 20H87V19H86ZM86 20H85V21H86ZM90 20L95 21L94 19H90ZM96 20H97V19H96ZM122 20H123V19H121L120 21H122ZM133 20H135V19L133 18ZM140 20H141V19H140ZM143 20H144V19H143ZM154 20H156V19H154ZM172 20H173V19H172ZM174 20H175V19H174ZM206 20H207V19H206ZM214 20H215V19H214ZM223 20H226V19L223 18ZM229 20H230V19H229ZM231 20H232V18H231ZM240 20H241V19H240ZM261 20H262V18H261ZM8 21H10V20H8ZM8 21H7V22H8ZM23 21H24V20H23ZM23 21H22L20 24H22ZM29 21H28V22H29ZM38 21H40V20H38ZM41 21H42V20H41ZM41 21H40V22H41ZM52 21H53V20H52ZM69 21H70V19H69ZM74 21H75V20H74ZM87 21H88V20H87ZM103 21H104V20H103ZM116 21H117V20H116ZM118 21H119V20H118ZM127 21H128V20H127ZM129 21H132V20H129ZM145 21H146V20H145ZM147 21H148V20H147ZM147 21H146V22H147ZM149 21H152V20H149ZM157 21H158V20H157ZM161 21H162V20H161ZM169 21H170V20H169ZM175 21H176V20H175ZM175 21H174V22H175ZM180 21H181V20H180ZM183 21H185V20H183ZM196 21H198V20H196ZM203 21H204V20H203ZM216 21H217V20H216ZM220 21H221V20H220ZM226 21H227V20H226ZM256 21H257V20H256ZM3 22H4V21H3ZM28 22H27V23H28ZM40 22H38V23H40ZM49 22H51V21H49ZM63 22H64V21H63ZM77 22H78V21H77ZM81 22H82V21H81ZM95 22H98V21H95ZM106 22H108V21H106ZM112 22H113V21H112ZM122 22H123V21H122ZM122 22H121V23H122ZM124 22H125V20H124ZM139 22H140V21H139ZM143 22H144V21H143ZM166 22H167V21H166ZM177 22H178V21H177ZM189 22H191V21H189ZM221 22H222V21H221ZM227 22H228V21H227ZM227 22H226V24H227ZM229 22H230V21H229ZM0 23H1V21H0ZM4 23H5V22H4ZM10 23H11V22H10ZM18 23H19V22H18ZM24 23H25V22H24ZM24 23H23V24H24ZM36 23H37V21H36ZM36 23H35V24H36ZM52 23H54V21H53ZM57 23H58V22H57ZM57 23H56L55 25H57ZM59 23H60V22H59ZM75 23H76V22H75ZM78 23H79V22H78ZM78 23H77V24H78ZM99 23H100V22H99ZM109 23H110V22H109ZM109 23H108V24H109ZM121 23H119V24H121ZM136 23H137V22H135V24H136ZM163 23H164V20H163L162 24H163ZM183 23H184V22H183ZM194 23H195V22H194ZM203 23H204V22H203ZM205 23H206V22H205ZM207 23H208V22H207ZM224 23H225V22H224ZM232 23H233V22H232ZM245 23H247V22H245ZM14 24H16V23H14ZM69 24H70V23H69ZM92 24H94V22H93ZM92 24H91V25H92ZM101 24H102V23H101ZM105 24H106V23H105ZM112 24H113V23H112ZM119 24H118V26H119ZM140 24H141V23H140ZM140 24H139V25H140ZM142 24H143V23H142ZM156 24H157V23H156ZM170 24H171V23H170ZM192 24H193V23H191V25H192ZM216 24H217V23H216ZM240 24H242V23H240ZM253 24H255V23H253ZM260 24H261V23H260ZM3 25H4V24H3ZM5 25H6V24H5ZM26 25L28 26V24H26ZM52 25H53V24H52ZM52 25H51V26H52ZM55 25H53V27H54ZM66 25H67V24H66ZM72 25H73V24H72ZM72 25H71V26H72ZM74 25H75V24H74ZM86 25H87V24H86ZM91 25H90V26H91ZM96 25H97V24H96ZM96 25H95V26H96ZM98 25H99V24H98ZM102 25H104V24H102ZM106 25H107V24H106ZM110 25H111V24H110ZM123 25H124V24H123ZM128 25H129V24H128ZM131 25H132V22H131ZM131 25H130V26H131ZM165 25H168V24H165ZM173 25H174V24H173ZM180 25H181V24H180ZM180 25H178V26L180 27ZM185 25H187V23H186ZM194 25H195V24H194ZM201 25H202V24H201ZM210 25H211V24H210ZM214 25H215V24H214ZM229 25H230V24H229ZM246 25H247V24H245V26H246ZM12 26H13V25H12ZM16 26L18 27V24H17ZM27 26H26V28H28ZM30 26H31V24H30ZM30 26H29V27H30ZM45 26H46V25H45ZM48 26H50V24L48 25V23H47V26H46V27H48ZM60 26H61V25H60ZM62 26H63V25H62ZM75 26H76V25H75ZM99 26H101V25H99ZM107 26H109V25H107ZM107 26H105V27H106V30H108L109 27H110V26H109L108 29H107ZM116 26H117V25H116ZM120 26H121V25H120ZM133 26H136V25H133ZM133 26H132V27H133ZM144 26H145V25H144ZM158 26H159V24H158ZM169 26H170V25H169ZM178 26H177V27H178ZM182 26H183V25H182ZM188 26H189V25H188ZM188 26H187V27H188ZM199 26H200V25H199ZM215 26H216V25H215ZM222 26H223V25H222ZM230 26H231V25H230ZM232 26H233V24H232ZM239 26H240V25H239ZM242 26H243V25H242ZM247 26H248V25H247ZM259 26H260V25H259ZM262 26H263V25H261V27H262ZM23 27H25V26H23ZM23 27H21V28H23ZM55 27H57V26H55ZM64 27H65V26H64ZM66 27H67V26H66ZM69 27H70V26H69ZM76 27H77V26H76ZM78 27H80V26H78ZM87 27H88V26H87ZM102 27H103V26H102ZM113 27H114V26H113ZM123 27H124V26H123ZM123 27H122V28H123ZM132 27H131V28H132ZM147 27H148V26H147ZM154 27H156V26H154ZM162 27H165V26L162 25ZM190 27H191V26H190ZM195 27H196V26H195ZM200 27H201V26H200ZM206 27H208V26H206ZM224 27H226V26L224 25ZM263 27H264V26H263ZM21 28H20V29H21ZM43 28H44V26H43ZM48 28H49V27H48ZM50 28H51V27H50ZM59 28H60V27H59ZM67 28H68V27H67ZM80 28H81V27H80ZM85 28H86V27H85ZM94 28H95V27H94ZM125 28H126V26H125ZM143 28H144V27H143ZM148 28H149V27H148ZM157 28H158V27H157ZM157 28H156V29H157ZM166 28H167V27H165L164 29H166ZM181 28H182V27H181ZM193 28H194V26H193ZM193 28H192V29H193ZM196 28H197V27H196ZM214 28H215V27H214ZM220 28H221V27H220ZM228 28H230V27H228ZM231 28H233V27H231ZM242 28L244 29V27H242ZM247 28H248V27H247ZM256 28H257V27H256ZM39 29H41V28H39ZM44 29H45V28H44ZM51 29H52V28H51ZM56 29H57V28H56ZM56 29H55V30H56ZM64 29H65V28H64ZM64 29H63V30H64ZM69 29H70V28H68V30H69ZM74 29H75V28H74ZM77 29H78V28H77ZM92 29H93V28H92ZM114 29H115V27H114ZM119 29H120V28H119ZM123 29H124V28H123ZM123 29H122V30H123ZM128 29H129V28H127V30H128ZM137 29H139V28H137ZM183 29H184V28H183ZM185 29H186V28H185ZM208 29H209V28H208ZM216 29H217V28H216ZM238 29H241V28L239 27ZM261 29H262V28H261ZM263 29H264V28H263ZM36 30H37V29H36ZM45 30H46V29H45ZM48 30H49V29H48ZM53 30H54V29H53ZM55 30H54V31H55ZM72 30H73V29H72ZM72 30H71V31H72ZM78 30H80V29H78ZM88 30H90V29L88 28ZM99 30H101V29H99ZM116 30H117V29H116ZM131 30H132V29H131ZM160 30L162 31V29H160ZM160 30H159V31H160ZM166 30H167V29H166ZM169 30H171V29H169ZM176 30H177V29H176ZM180 30H181V29H180ZM200 30H201V29H200ZM217 30H218V29H217ZM228 30H229V29H228ZM241 30H242V29H241ZM247 30H248V29H247ZM42 31H43V30H42ZM57 31H58V30H57ZM60 31H61V30H60ZM66 31H67V30H65V32H66ZM75 31H76V30H75ZM75 31H74V34H75ZM81 31H83V30H81ZM85 31H87V30H85ZM93 31H94V30H93ZM95 31H96V30H95ZM101 31H102V30H101ZM112 31H113V30H112ZM120 31H121V30H120ZM134 31H135V30H134ZM138 31H139V30H138ZM138 31H136V32H138ZM147 31H148V30H147ZM149 31H151V30H149ZM152 31H153V30H152ZM154 31H155V30H154ZM154 31H153V32H154ZM157 31H158V30H157ZM167 31H168V30H167ZM178 31H179V30H178ZM188 31H190V30H188ZM193 31H194V30H193ZM195 31H196V30H195ZM202 31H203V30H202ZM213 31H215V30H213ZM219 31H221V30H219ZM222 31H223V30H222ZM239 31H240V30H239ZM239 31H238V33H239ZM1 32H2V33H3V32L6 33L5 31H1ZM13 32H14V31H13ZM34 32H35V31H34ZM40 32H41V31H40ZM46 32H47V31H46ZM48 32H49V31H48ZM51 32H52V30H51ZM51 32H50V33H51ZM62 32H64V31H62ZM72 32H73V31H72ZM89 32H92V31H89ZM89 32H88V33H89ZM104 32H105V31H103V33H104ZM114 32H115V31H114ZM117 32H119V31H116L115 33H117ZM169 32H170V31H169ZM173 32H176V31H173ZM186 32H187V31H186ZM186 32H185V33H186ZM206 32H207V31H206ZM215 32H217V31H215ZM224 32H225V31H224ZM232 32H233V31H232ZM11 33H12V32H11ZM35 33H36V32H35ZM42 33H43V32H42ZM60 33H61V32H60ZM66 33H67V32H66ZM66 33H64L63 35H65ZM108 33H110V32L108 31ZM119 33H120V32H119ZM127 33L129 34V31H128ZM130 33H131V32H130ZM132 33L135 34V32H132ZM141 33H142V32H141ZM157 33H158V32H157ZM163 33H164V35H165V34H166V35L168 34V32L166 33V31H164ZM163 33H162V34H163ZM170 33H171V32H170ZM185 33H184V34H185ZM188 33H189V32H188ZM190 33H192V32H190ZM212 33H213V32H212ZM221 33H222V32H221ZM226 33H227V32H226ZM236 33H237V31H236ZM238 33H237V34H238ZM14 34H15V33H14ZM22 34H23V33H22ZM27 34H28V33H27ZM32 34H33V32H32ZM39 34H40V33H39ZM47 34L49 35V33H47ZM54 34H55V33H54ZM56 34H57V33H56ZM90 34H91V33H89V36L92 35V34H91V35H90ZM98 34H99V32H98ZM123 34H125V33H123ZM142 34H143V33H142ZM150 34H151V33H150ZM181 34H182V33H181ZM186 34H187V33H186ZM192 34H193V33H192ZM194 34H195V32H194ZM197 34H199V33H197ZM210 34H211V33H210ZM232 34H233V33H232ZM242 34H243V33H242ZM0 35H1V34H0ZM10 35H11V34H10ZM12 35H13V34H12ZM15 35H16V34H15ZM17 35L19 36V32H18ZM24 35H25V33H24ZM29 35H30V34H29ZM50 35H51V34H50ZM69 35H70V34H69ZM87 35H88V34H87ZM104 35H105V34H104ZM107 35H109V34H107ZM136 35H137V34H135V36H136ZM138 35H140V34H138ZM187 35H188V34H187ZM187 35H186V36H187ZM200 35H201V33H200ZM205 35L208 36V33H206ZM223 35H225V34H223ZM238 35H239V34H238ZM26 36H28V35H26ZM33 36H34V35H33ZM37 36H38V35H37ZM43 36H45V35H43ZM52 36H53V35H52ZM61 36H62V35H61ZM66 36H67V35H66ZM92 36H93V35H92ZM119 36H120V35H119ZM119 36H118V37H119ZM123 36H124V35H123ZM129 36H130V35H129ZM131 36H132V35H131ZM153 36H154V35H153ZM159 36H160V35H159ZM180 36H181V35H180ZM189 36H190V34H189ZM202 36H203V38H204V34H203ZM213 36H214V35H212V37H213ZM217 36H218V35H217ZM226 36H227V35H226ZM15 37H16V36H15ZM28 37H29V36H28ZM30 37H31V36H30ZM41 37H42V35H41ZM63 37H64V36H63ZM72 37H74V36H72ZM76 37H77V36H76ZM80 37H82V36H80ZM103 37H104V36H103ZM105 37H106V36H105ZM105 37H104V38H105ZM140 37H141V36H140ZM144 37H145V36H144ZM144 37H143V38H144ZM147 37H148V36H147ZM156 37H157V36H156ZM167 37H168V36H167ZM170 37H171V36H170ZM187 37H188V36H187ZM192 37H193V36H192ZM220 37H222L221 34H220ZM243 37H244V36H243ZM0 38H1V37H0ZM3 38H4V37H3ZM7 38H8V36L5 37V39H7ZM11 38H12V37H11ZM34 38H35V37H34ZM52 38H53V37H52ZM65 38H66V37H65ZM84 38H85V37H84ZM90 38H91V37H90ZM98 38H100V37H98ZM104 38H103V39H104ZM112 38H113V37H112ZM119 38H120V37H119ZM125 38H127V35L125 36ZM129 38H130V37H129ZM136 38H137V37H136ZM159 38H160V37H159ZM168 38H169V37H168ZM175 38H176V37H175ZM181 38H183V37L181 36ZM189 38H190V37H189ZM203 38H200L199 40H202ZM206 38L208 39V37H206ZM206 38H204V39H206ZM209 38H211V37H209ZM216 38H217V37H216ZM224 38H225V37H224ZM233 38H235V37H233ZM12 39H13V38H12ZM12 39H10V40H12ZM15 39L17 40V38H15ZM26 39H27V37H26ZM32 39H33V37H32ZM35 39H36V38H35ZM54 39H55V37H54ZM68 39H69V38H68ZM78 39H79V38H78ZM88 39H89V38H88ZM91 39H92V38H91ZM95 39H96V38H95ZM107 39H109V38H107ZM115 39H116V37H115ZM120 39H121V38H120ZM120 39H119V40H120ZM123 39H124V38H123ZM133 39H134V38H133ZM133 39H132L131 41H133ZM141 39H142V38H141ZM145 39H147V38H145ZM156 39H157V38H156ZM166 39H167V38H166ZM173 39H174V38H173ZM183 39H184V38H183ZM187 39H188V38H187ZM190 39H192V38H190ZM207 39H206V41H207ZM213 39H215V38H213ZM228 39H229V37H228ZM228 39H227V41H228ZM230 39H231L230 41H232V38H231V37H230ZM240 39H241V35H240ZM240 39H239V40H240ZM10 40H9V41H10ZM18 40H19V39H18ZM30 40H31V39H30ZM33 40H34V39H33ZM36 40H37V39H36ZM58 40H59V39H58ZM60 40H61V39H60ZM75 40H76V39H75ZM82 40H84V39L82 38ZM86 40H87V39H86ZM109 40H110V39H109ZM109 40H108V41H109ZM113 40H114V39H113ZM119 40H118V41H119ZM128 40H130V39H127V41H128ZM153 40H154V39H153ZM162 40H163V38H162ZM176 40H177V38H176ZM181 40H182V39H181ZM181 40H180V41H181ZM215 40H217V39H215ZM239 40H238V41H239ZM246 40H247V39H245V41H246ZM14 41H15V40H14ZM20 41H21V40H20ZM27 41H28V40H27ZM37 41H38V40H37ZM37 41H36V43H37ZM40 41H41V39H40ZM49 41H52V40H49ZM49 41H48V42H49ZM70 41H71V40H70ZM79 41H81V38H80ZM92 41H93V40H92ZM98 41H99V40H98ZM98 41H97V43H98ZM108 41H106V42L108 43ZM131 41H130V43H131ZM139 41H140V40H139ZM139 41H138V42H139ZM155 41H156V40H155ZM160 41H161V40H160ZM160 41H159V43H160ZM169 41H170V40H169ZM173 41H174V40H173ZM183 41H184V40H183ZM183 41H182V42H183ZM203 41H204V40H203ZM211 41H212V40H211ZM250 41H251V40H250ZM23 42H24V41H23V39H22V43H23ZM76 42H77V41H76ZM88 42L90 43V41H88ZM88 42H87V44H88ZM101 42H102V41H101ZM109 42H111V40H110ZM120 42H121V41H120ZM120 42H119V43H120ZM122 42H123V41H122ZM122 42H121V43H122ZM136 42H137V41H136ZM138 42H137V43H138ZM151 42H152V41H151ZM176 42H177V41H176ZM190 42H191V41H190ZM195 42H196V41H195ZM197 42H198V40H197ZM208 42H209V41H208ZM218 42H220V41L218 40V41H217V44H219ZM236 42H237V41H236ZM0 43H1V42H0ZM4 43H5V42H4ZM12 43H15V42H12ZM31 43H32V41H31ZM41 43H42V42H41ZM45 43H46V41H45ZM50 43H51V42H50ZM59 43H60V42H59ZM61 43H62V42H61ZM64 43H65V41H64ZM68 43H69V42H68ZM70 43H71V42H70ZM73 43H74V42H73ZM93 43H94V42H93ZM93 43H92V44H93ZM102 43H103V42H102ZM124 43H126L125 40H124ZM140 43H141V42H140ZM142 43H143V42H142ZM157 43H158V41H157ZM164 43H167V42H164ZM168 43H169V42H168ZM170 43H171V41H170ZM184 43H185V42H183V44H184ZM202 43H203V42H202ZM214 43H215V42H214ZM243 43H244V42H243ZM250 43H251V42H250ZM2 44H3V43H2ZM17 44H19V41H18ZM28 44H30V43H28ZM48 44H49V43H48ZM56 44H57V43H56ZM71 44H72V43H71ZM75 44H77V43H75ZM75 44H74V45H75ZM80 44H81V43H80ZM95 44H96V43H95ZM95 44H94V45H95ZM143 44H144V43H143ZM145 44H146V42H145ZM150 44H151V43H150ZM150 44H149V45H150ZM173 44H174V43H173ZM175 44H176V43H175ZM194 44H195V43H194ZM196 44H197V43H196ZM196 44H195V45H196ZM206 44H207V43H206ZM220 44H222V43L220 42ZM236 44H237V43H236ZM240 44H241V42H240ZM245 44H246V43H245ZM3 45H4V44H3ZM21 45H22V44H21ZM21 45H20V46H21ZM25 45H26V44H25ZM32 45H33V44H32ZM37 45H38V44H37ZM37 45H36V46H37ZM42 45H43V43H42ZM54 45H55V44H54ZM78 45H79V42H78ZM81 45H82V44H81ZM88 45H89V44H88ZM98 45H100V44H98ZM109 45H110V44H109ZM118 45H119V44H118ZM127 45L129 46V43H128ZM130 45H131V44H130ZM138 45H139V43H138ZM151 45H152V44H151ZM155 45H158V44H155ZM168 45H169V44H168ZM180 45H181V44H180ZM185 45H186V44H185ZM198 45H199V44H198ZM209 45H211V44H209ZM209 45H208V46H209ZM212 45H214V44H212ZM212 45H211V47H212ZM215 45H216V43H215ZM215 45H214V46H215ZM223 45H225V44L223 43ZM231 45H232V44H231ZM8 46H10V45H7V47H8ZM12 46H13V45H12ZM14 46H15V44H14ZM23 46H24V44H23ZM27 46H28V45H27ZM33 46H34V45H33ZM43 46H44V45H43ZM70 46H73V45H70V44H69V47H70ZM100 46H101V45H100ZM111 46H112V44H111ZM125 46H126V44H125ZM128 46H126V47H124V48H127ZM133 46H135V45H133ZM136 46H137V44H136ZM143 46H144V45H143ZM152 46H154V44H153ZM152 46H151V47H152ZM163 46H164V45H163ZM166 46H167V45H166ZM171 46H172V43H171ZM173 46H174V45H173ZM173 46H172V47H173ZM201 46L203 47V45H201ZM232 46H233V45H232ZM17 47H18V46H17ZM21 47H22V46H21ZM21 47H20V48H21ZM24 47H25V46H24ZM24 47H23V49H24ZM28 47H29V46H28ZM34 47H35V46H34ZM47 47H48V46H47ZM52 47H53V46H52ZM56 47H58V46H56ZM86 47H87V46H86ZM89 47H90V46H89ZM92 47H93V46H92ZM92 47H91V48H92ZM95 47H96V46H95ZM103 47H104V46H103ZM105 47H107V46H105ZM117 47H118V46H117ZM117 47H116V48H117ZM140 47H141V46H140ZM144 47H145V46H144ZM147 47H148V46H147ZM147 47H146V48H147ZM151 47H150V48H151ZM158 47H159V45H158ZM161 47H162V46H161ZM172 47H171V48H172ZM178 47H179V46H178ZM178 47H177V48H178ZM184 47H185V46H184ZM199 47H200V46H199ZM199 47H198V48H199ZM220 47H221V46H220ZM225 47H226V46H225ZM244 47H245V46H244ZM248 47H249V46H248ZM2 48H3V47H2ZM2 48H1V49H2ZM10 48H12V47H9V49H10ZM44 48H45V47H44ZM48 48H49V47H48ZM58 48H59V47H58ZM61 48H62V46H61ZM93 48H94V47H93ZM107 48H108V47H107ZM130 48H131V46H130ZM167 48H168V47H167ZM180 48H182V46H181ZM191 48H192V47H191ZM195 48H196V47H195ZM195 48H194V49H195ZM207 48H209V47H207ZM207 48H206V50H207ZM213 48H214V47H213ZM222 48H223V47L220 48V51H221ZM246 48H247V47H246ZM246 48H245V49H246ZM250 48H251V47H250ZM4 49H5V48H4ZM4 49H3V50H4ZM25 49H27V47H26ZM25 49H24V50H25ZM28 49H29V48H28ZM38 49H39V47H38ZM49 49H50V48H49ZM53 49H55V48H53ZM80 49H82V48H80ZM85 49H86V48H85ZM89 49H90V48H89ZM94 49H95V51H96V48H94ZM103 49H104V48H103ZM109 49H110V48H109ZM121 49L123 50V48H121ZM152 49H153V48H152ZM156 49H158V48H156ZM165 49H166V48H165ZM214 49H215V48H214ZM225 49H226V48H225ZM235 49H236V47H235ZM239 49H241V48H239ZM243 49H244V48H243ZM24 50H22V51H24ZM36 50H37V49H36ZM51 50H52V48H51ZM82 50H83V49H82ZM127 50H128V49H127ZM129 50H131V49H129ZM141 50H142V49H140V51H141ZM147 50L151 51L150 49H147ZM160 50H161V49H160ZM172 50H173V48H172ZM172 50H170V51H172ZM177 50H178V49H177ZM182 50H183V49H182ZM182 50H180V51H182ZM202 50H203V49H202ZM215 50H216V49H215ZM223 50H224V49H223ZM246 50H247V49H246ZM252 50H253V49H252ZM9 51H10V50H9ZM13 51H14V50H13ZM38 51H39V50H38ZM47 51H48V50H47ZM73 51H74V50H73ZM85 51H86V50H85ZM85 51H84V52H85ZM87 51H88V50H87ZM90 51H91V50H90ZM93 51H94V50H93ZM99 51H100V50H99ZM119 51H120V50H119ZM152 51H154V49H153ZM156 51H157V50H156ZM163 51H165V50L163 49ZM174 51H175V50H174ZM195 51H196V50H195ZM195 51H194V52H195ZM199 51H200V50H199ZM217 51H219V50H216V52H217ZM249 51H250V50H249ZM4 52H5V51H4ZM4 52H3V53H4ZM6 52H7V51H6ZM19 52H20V51H19ZM64 52H65V51H64ZM67 52H68V51H67ZM69 52H70V51H69ZM69 52H68V53H69ZM71 52H72V50H71ZM81 52H82V51H81ZM91 52H92V51H91ZM101 52H102V51H100V53H101ZM127 52H128V51H126V53H127ZM147 52H148V51H147ZM158 52H159V51H158ZM172 52H173V51H172ZM182 52H183V51H182ZM190 52H191V51H190ZM197 52H198V51H197ZM204 52H205V51H204ZM222 52H224V51H222ZM228 52H229V51L227 50L226 53H228ZM251 52H252V51H251ZM16 53H17V52H16ZM21 53H22V52H21ZM46 53H47V52H46ZM48 53H49V52H48ZM50 53H51V51H50ZM53 53H54V52H53ZM55 53L58 54L56 51H55ZM73 53H74V52H73ZM85 53H86V52H85ZM89 53H90V52H89ZM95 53H96V52H95ZM104 53H105V52H104ZM120 53H121V51H120ZM120 53H119V54H118V53H115V55L118 54V55L120 56ZM122 53H123V52H122ZM122 53H121V55H122ZM126 53H125V54H126ZM130 53H131V52H130ZM132 53H133V52H132ZM132 53H131V54H132ZM141 53H143V52H141ZM145 53H146V52H145ZM156 53H157V52H156ZM159 53H160V52H159ZM170 53H171V52H170ZM183 53H185V52H183ZM201 53H203V52H201ZM201 53H199V54H201ZM214 53H215V52H214ZM219 53H221V52H219ZM240 53H241V51H240ZM242 53H243V52H242ZM242 53H241V55H242ZM253 53H254V52H253ZM253 53H252V54H253ZM5 54H6V53H5ZM10 54H11V52H10ZM17 54H18V53H17ZM19 54H20V53H19ZM32 54H33V53H32ZM32 54H31V55H32ZM35 54H36V53H35ZM43 54H44V53H43ZM65 54H66V52H65ZM87 54H88V53H87ZM93 54H94V53H93ZM105 54H106V53H105ZM112 54H113V52H112ZM127 54H128V53H127ZM137 54H138V53H137ZM146 54H147V53H146ZM146 54H145V56H146ZM154 54H155V53H154ZM160 54H162V53H160ZM168 54H169V53H168ZM171 54H172V53H171ZM191 54H192V53H191ZM224 54H225V53H223V56H224ZM233 54H235V52H234ZM237 54H238V53H237ZM0 55H1V52H0ZM13 55H14V54H13ZM24 55H26V53H25ZM24 55H23V56H24ZM27 55H28V54H27ZM38 55H39V54H38ZM49 55H50V54H49ZM62 55H63V54H62ZM68 55H69V54H68ZM81 55H82V54H81ZM96 55H98V54H96ZM106 55H107V54H106ZM108 55H109V54H108ZM118 55H117V60H116V61H118V62L120 63V61L118 60ZM129 55H130V54H129ZM147 55H148V54H147ZM162 55H163V54H162ZM179 55H180V54H179ZM205 55H206V54H205ZM214 55H215V54H214ZM226 55H227V54H226ZM230 55H231V54H230ZM5 56H6V55H5ZM5 56H4V58H5ZM11 56H12V55H11ZM15 56H16V55H15ZM19 56H20V55H19ZM19 56H18V57H19ZM23 56H22V57H23ZM32 56H33V58L35 57L34 54H33ZM40 56H41V55H40ZM40 56H39V57H40ZM45 56H46V55H45ZM55 56H58V55H55ZM55 56H54V57H55ZM72 56H73V55H72ZM78 56H79V54H78ZM84 56H85V54H84ZM92 56H93V55H91V57H92ZM150 56H151V55H150ZM171 56H172V55H171ZM182 56H183V55H182ZM182 56H181V57H182ZM187 56H188V55H187ZM203 56H204V54L202 55V57H203ZM208 56H209V55H208ZM219 56H220V55H219ZM231 56H232V55H231ZM231 56H229V57L231 58ZM235 56H236V54H235ZM235 56H234V58H235ZM242 56H244V55H242ZM245 56H246V53H245ZM248 56H249V55H248ZM251 56H252V55H251ZM255 56H258V54H256ZM255 56H254V57H255ZM20 57H21V56H20ZM26 57H27V56H26ZM58 57H59V56H58ZM61 57H62V56H61ZM70 57H71V56H70ZM75 57H76V56H75ZM75 57H74V59H75ZM80 57H81V56H80ZM89 57H90V56H89ZM102 57H103V55H102ZM102 57H101V58H102ZM104 57H105V56H104ZM110 57H111V56H110ZM113 57H114V56H113ZM126 57L129 58V57H131V55H130L129 57H128V56H126ZM155 57H156V56H155ZM179 57H180V56H179ZM185 57H186V56H185ZM185 57H184V58H185ZM210 57H212V56L210 55ZM217 57H218V56H217ZM220 57H222V55H221ZM224 57H225V56H224ZM237 57H239V56H237ZM237 57H236V58H237ZM258 57H259V56H258ZM258 57H256V58H258ZM1 58H2V57H1ZM8 58H9V57H8ZM11 58H13V57H11ZM11 58H9V60H10ZM40 58H41V57H40ZM55 58H56V57H55ZM62 58H63V57H62ZM98 58H99V57H98ZM106 58H107V57H106ZM123 58H124V57H123ZM127 58H126V59H127ZM141 58H142V57H141ZM176 58H178V57H176ZM184 58H183V59H184ZM191 58H192V57H191ZM195 58H197V57H195ZM207 58H208V57H207ZM222 58H223V57H222ZM225 58H226V57H225ZM232 58H233V57H232ZM239 58H241V57H239ZM248 58H249V57H248ZM19 59H20V58H19ZM24 59H25V58H24ZM30 59H31V58H30ZM46 59H47V58H46ZM58 59H61V58H58ZM72 59H73V58H72ZM74 59H73V62H74ZM86 59H87V58H86ZM89 59H91V58H88V60H89ZM130 59H131V58H130ZM158 59H159V58H158ZM161 59H162V58H161ZM199 59H200V58H199ZM211 59H212V58H211ZM220 59H221V58H220ZM250 59H251V58H250ZM252 59H253V57H252ZM1 60L3 61V59H1ZM7 60H8V59H7ZM7 60H6V61H7ZM9 60H8V63H9L10 61H12V60H10V61H9ZM14 60H15V57H14ZM17 60H18V59H17ZM22 60H23V59H22ZM25 60H26V59H25ZM28 60H29V59H28ZM28 60H27V61H28ZM35 60H36V59H35ZM39 60H40V59H39ZM69 60H70V59H69ZM76 60H77V58H76ZM78 60H79V59H78ZM80 60H81V59H80ZM82 60H83V59H82ZM88 60H87V61H88ZM111 60H112V57H111ZM128 60H129V59H128ZM140 60H141V59H140ZM148 60H149V59H148ZM163 60H164V58H163ZM167 60H168V59H167ZM170 60H171V59H170ZM172 60H173V59H172ZM202 60H203V59H202ZM202 60H199V61H202ZM207 60H208V59H207ZM207 60H206V61H207ZM214 60H216V59H214ZM214 60H213V62H214ZM225 60L227 61V58H226ZM240 60H241V59H240ZM242 60H243V59H242ZM256 60H257V59H256ZM258 60H259V59H258ZM15 61H16V60H15ZM18 61H19V60H18ZM20 61H21V60H20ZM20 61H19V62H20ZM29 61H31V60H29ZM42 61L44 62V60H42ZM53 61H55V59H54ZM59 61H60V60H59ZM87 61H86V63L88 64ZM95 61H96V60H95ZM95 61H94V62H95ZM98 61H99V60H98ZM100 61H101V59H100ZM103 61H104V60H103ZM125 61H126V60H125ZM125 61H123V62H125ZM151 61H152V60H151ZM158 61H159V60H158ZM168 61H169V60H168ZM187 61H188V60H187ZM196 61H197V59H196ZM199 61H198V63H199ZM206 61H205V62H206ZM211 61H212V60H211ZM222 61H223V60H222ZM226 61H225L224 63H228V62H226ZM262 61H263V60H262ZM3 62H5V61H3ZM21 62H23V61H21ZM21 62H20V64H21ZM24 62H25V61H24ZM39 62H40V61H39ZM48 62L50 63V60H49ZM48 62H46V63H48ZM51 62H52V61H51ZM55 62H56V61H55ZM60 62H61V61H60ZM68 62H69V61H68ZM73 62H72V63H73ZM78 62H79V61H78ZM83 62H85V61H83ZM90 62H91V61H90ZM104 62H105V61H104ZM106 62H107V61H106ZM106 62H105V63H106ZM129 62H130V61H129ZM135 62H136V61H135ZM138 62H139V61H138ZM141 62H142V61H141ZM145 62H146V61H145ZM149 62H150V61H149ZM149 62H148V63H149ZM155 62H156V61H155ZM172 62H173V61H172ZM172 62L169 61V63H172ZM182 62H183V60H182ZM189 62L191 63L190 60H189ZM194 62H195V61H194ZM202 62H203V61H202ZM219 62H220V61H219ZM233 62H234V61H232V63H233ZM237 62H238V61L236 60V63H237ZM240 62H241V61H240ZM240 62H239V63H240ZM242 62H245V61H242ZM5 63H6V62H5ZM8 63H7V65H8ZM12 63H13V62H12ZM16 63H17V62H16ZM31 63H32V62H31ZM49 63H48V64H49ZM53 63H54V62H53ZM64 63H65V61H64ZM70 63H71V62H70ZM70 63H69V64H70ZM72 63H71V64H72ZM76 63H77V62H76ZM152 63H154V62H152ZM156 63H157V62H156ZM158 63H159V62H158ZM176 63H177V60H176ZM178 63H180V62H178ZM203 63H204V62H203ZM203 63H202V65H203ZM224 63H223V64H224ZM234 63H235V62H234ZM234 63H233V64H234ZM0 64H1V63H0ZM10 64H11V63H9V65H10ZM55 64H56V63H55ZM65 64H67V62H66ZM79 64H80V63H79ZM82 64H83V63H82ZM95 64H96V63H95ZM111 64H112V63H111ZM111 64H109V65L111 66ZM122 64H123V63H122ZM143 64H145V63H143ZM162 64H163V63H161V65H162ZM165 64H166V62H165ZM165 64H164V65H165ZM174 64H175V63L173 62V65H174ZM195 64H197V63L195 62ZM221 64H222V63H221ZM221 64H220V65H221ZM240 64H241V63H240ZM11 65H12V64H11ZM23 65H24V64H23ZM31 65H32V64H31ZM38 65H39V64H38ZM40 65H41V64H40ZM42 65H43V63H42ZM74 65H75V64H74ZM77 65H78V64H77ZM85 65H86V64H85ZM91 65H92V64H91ZM105 65H106V64H105ZM128 65H129V64H128ZM128 65H126V66H128ZM135 65H136V64H135ZM135 65L132 64V66H135ZM137 65H138V64H137ZM145 65H146V64H145ZM167 65H169V64H167ZM181 65H182V64L180 63V66H181ZM183 65H185V64H183ZM189 65H190V66H193V65H191V64H189ZM210 65H211V63H210ZM220 65H219V66H220ZM228 65H229V64H228ZM231 65H232V64H231ZM244 65H246V64H244ZM244 65H243V67H246V66H244ZM250 65H251V64H250ZM2 66H3V65H2ZM17 66H18V63H17ZM27 66H28V65H27ZM35 66H36V64H35ZM35 66H34V67H35ZM47 66H48V65H47ZM51 66H53V64H52ZM60 66H61V65H60ZM115 66L117 67L116 62H115ZM123 66H125V65H123ZM169 66H170V65H169ZM186 66H188V65H186ZM200 66H201V65H200ZM203 66H204V65H203ZM217 66H218V65H217ZM223 66H225V65H223ZM229 66H230V65H229ZM235 66H236V64H235ZM240 66H241V65H240ZM254 66H255V65H254ZM254 66H253V67H254ZM6 67L8 68V66H6ZM12 67H14V66H12ZM12 67H11V68H12ZM20 67H21V66H20ZM23 67H24V66H23ZM29 67H30V65H29ZM36 67L39 68V66H36ZM45 67H46V66H45ZM64 67H65V66H64ZM66 67H67V65H66ZM74 67H75V66H74ZM76 67H77V66H76ZM76 67H75V68H76ZM91 67H92V66H91ZM100 67H101V66H100ZM102 67H103V66H102ZM130 67H131V66H130ZM136 67H137V66H136ZM152 67H153V65H152ZM170 67H171V66H170ZM183 67H184V66H183ZM197 67H198V66H196V68H197ZM201 67H202V66H201ZM226 67H227V65H226ZM226 67H225V68H226ZM249 67H251V66H249ZM0 68H1V67H0ZM16 68H17V67H16ZM31 68H32V66H31ZM31 68H30V69H31ZM38 68H35V69H38ZM46 68H47V67H46ZM48 68H49V67H48ZM53 68H55V66H53ZM59 68H60V67H59ZM67 68H68V67H67ZM75 68L73 69V71L75 70ZM88 68H89V65H88ZM96 68H97V67H96ZM96 68H94V69H96ZM114 68H115V67H114ZM120 68L122 69V67H120ZM120 68H119V69H120ZM127 68H128V67H127ZM127 68H126V69H127ZM145 68H146V70H147L148 65H147ZM160 68H161V66H160ZM164 68H165V67H164ZM171 68H172V67H171ZM188 68H189V67H188ZM191 68H193V67H191ZM202 68H203V67H202ZM217 68H218V67H217ZM221 68H222V67H221ZM225 68H224V69H225ZM228 68H229V67H228ZM237 68H238V67H237ZM239 68L242 69V66L239 67ZM256 68H257V67H256ZM3 69H4V68H3ZM13 69H14V68H13ZM17 69H18V68H17ZM23 69H25V68H23ZM23 69H22V71H24ZM62 69H63V68H62ZM81 69L85 70L84 67H82ZM86 69H87V68H86ZM89 69H90V68H89ZM92 69H93V67L91 68V70H92ZM99 69H100V68H99ZM106 69H107V68H106ZM180 69H181V68H180ZM180 69H179V70H180ZM184 69H185V67H184ZM193 69L196 70L195 67H194ZM199 69H201V68H199ZM224 69H223V70H224ZM240 69H239V70H240ZM245 69H246V68H245ZM249 69H250V68H249ZM253 69H254V68H253ZM253 69H252V70H253ZM258 69H260V68H258ZM258 69H256V70H258ZM5 70H7V69L5 68ZM33 70H34V69H33ZM38 70H40V69H38ZM45 70H46V69H45ZM45 70H44V71H45ZM54 70H55V69H54ZM54 70H53V71H54ZM77 70H79V68H77ZM97 70H98V69H96V71H97ZM101 70H103V69H101ZM107 70H110V69H107ZM130 70H131V69H130ZM137 70H138V69H137ZM141 70H142V69H141ZM143 70H144V69H143ZM177 70H178V69H177ZM186 70H187V69H186ZM189 70H191V69H189ZM189 70H187V71H189ZM197 70H198V68H197ZM207 70H208V69H206V71H207ZM212 70H213V69H212ZM214 70H215V69H214ZM243 70H244V69H243ZM20 71H21V70H20ZM29 71H30V70H29ZM31 71H32V69H31ZM36 71H37V70H36ZM49 71H50V70H49ZM63 71H64V70H63ZM66 71H67V69H66ZM75 71H76V70H75ZM86 71H87V70H86ZM99 71H100V70H99ZM99 71H98V72H99ZM104 71H105V73H106V70H104ZM115 71H116V70H115ZM159 71H160V70H159ZM173 71H174V70H173ZM183 71H184V70H183ZM187 71H185V72L187 73ZM204 71H205V70H204ZM226 71H227V70H226ZM229 71H230V70H229ZM234 71H236L235 68H234ZM244 71H246V70H244ZM247 71H248V70H247ZM253 71H254V70H253ZM253 71H251V72H253ZM9 72H10V71H9ZM27 72H28V71H27ZM38 72H41V70L38 71ZM47 72H48V71H47ZM56 72H57V71H56ZM78 72H79V71H78ZM94 72H95V71H94ZM94 72H92V73H94ZM112 72H113V75H114V70H113ZM119 72H120V71H119ZM123 72H124V71H123ZM133 72H135V70H134ZM145 72H146V71H145ZM156 72H157V71H156ZM174 72H176V71H174ZM192 72H193V71H192ZM192 72H191V73H192ZM196 72H197V71H196ZM212 72H213V71H211V74L213 75L214 72H213V73H212ZM218 72H219V71H218ZM248 72H250V71H248ZM255 72H256V71H255ZM257 72H258V71H257ZM11 73H12V72H11ZM53 73H54V72H53ZM72 73H73V72H72ZM81 73H82V71H81ZM90 73H91V72H90ZM95 73H96V72H95ZM108 73H109V72H108ZM141 73H142V72H141ZM200 73H201V72H200ZM208 73H209V72H208ZM219 73H220V72H219ZM230 73H231V72H230ZM239 73H240V72H239ZM253 73H254V72H253ZM263 73H264V72H263ZM3 74H4V73H3ZM6 74H8V73H6ZM12 74H13V73H12ZM58 74H59V71H58ZM60 74H63V72H61ZM68 74H69V73H68ZM78 74H79V73H78ZM87 74H88V73H87ZM98 74H99V73H98ZM115 74H118V72L115 73ZM143 74H144V73H143ZM143 74H142V75H143ZM172 74H173V72H172ZM188 74H189V73H187V74H185V75H188ZM196 74H198V73H196ZM215 74H216V73H215ZM217 74H218V73H217ZM217 74H216V75H217ZM235 74H236V73H235ZM240 74H241V73H240ZM240 74H239V75H240ZM258 74H259V72H258ZM258 74H254V75H258ZM63 75H64V74H63ZM70 75H71V74H70ZM83 75H84V73H83ZM89 75L91 76V74H89ZM95 75H96V74H95ZM102 75H104V72L102 73ZM107 75H109V74H106V76H107ZM119 75H120V74H119ZM123 75H124V74H123ZM128 75H129V73H128ZM136 75H138V74H136ZM200 75H202V74H200ZM206 75H208V74H206ZM212 75H210V77H211ZM220 75H221V73H220ZM223 75H224V74H223ZM223 75H221L220 78H221ZM232 75H234V74L232 73ZM250 75H251V74H250ZM261 75H262V74H261ZM1 76H2V78L4 77L3 75H1ZM5 76H6V75H5ZM12 76H13V75H12ZM75 76H76V75H75ZM79 76H80V75H79ZM85 76H87V75H85ZM100 76H101V75H100ZM115 76H117V75H115ZM160 76H161V75H160ZM193 76H195V75L193 74V75H192V78H193ZM196 76H197V75H196ZM218 76H219V74H218ZM235 76H238V75H235ZM242 76H244V75H242ZM248 76H249V74H248ZM60 77H61V76H60ZM65 77H66V75H65ZM73 77H74V76H73ZM91 77H92V76H91ZM102 77H103V76H102ZM102 77H101V78H102ZM111 77H112V76H111ZM137 77H138V76H137ZM139 77H140V76H139ZM149 77H150V76H149ZM149 77H148V78H149ZM174 77H175V75L173 76V78H174ZM212 77H214V76H212ZM226 77H228V74H227ZM238 77H239V76H238ZM244 77H245V76H244ZM244 77H242V78H244ZM260 77H261V79H260V78H258V79H259V81H260V80L262 81V76H260ZM10 78H12V77H9V79H10ZM16 78H17V77H16ZM24 78H25V77H24ZM43 78H45V77L43 76ZM43 78H39V79L42 80ZM47 78H48V77H47ZM47 78H46V79H47ZM49 78H50V77H49ZM67 78H68V77H67ZM95 78H97V77L95 76ZM103 78H104V77H103ZM105 78H106V77H105ZM108 78L110 79L109 76H108ZM126 78H127V77H126ZM151 78H152V76H151ZM151 78H150V79H151ZM180 78H181V77H180ZM199 78H200V76H199ZM206 78H207V77H206ZM218 78H219V77H218ZM218 78H217V79H218ZM234 78H235V77H234ZM240 78H241V76H240ZM240 78H239V79H240ZM242 78H241V79H242ZM30 79H31V78H30ZM30 79H28V80H30ZM54 79H55V77H54ZM116 79H117V78H116ZM150 79H149V80H150ZM157 79H158V78H157ZM160 79H161V77H160ZM170 79H171V78H170ZM193 79H194V78H193ZM200 79H201V78H200ZM250 79L252 80L253 78H250ZM0 80H1V79H0ZM2 80H3V79H2ZM13 80H14V79H13ZM23 80H24V79H23ZM23 80H22V81H23ZM34 80H35V79H34ZM34 80H33V81H34ZM36 80H37V78H36ZM36 80H35V81H36ZM48 80H49V79H48ZM52 80H53V79H52ZM104 80H105V79H104ZM114 80H115V79H114ZM117 80H118V79H117ZM117 80H116V81H117ZM119 80H120V79H119ZM121 80H122V79H121ZM123 80H125V78H123ZM129 80H130V79H129ZM134 80H135V79H134ZM155 80H156V79H155ZM158 80H159V79H158ZM173 80H174V79H173ZM187 80H188V78H187ZM190 80H191V79H190ZM197 80H198V79H197ZM218 80H220V79H218ZM244 80L247 81L245 78H244ZM253 80H254V79H253ZM19 81H20V77H19ZM19 81H18V82H19ZM49 81H51V80H49ZM105 81H106V80H105ZM108 81H109V80H108ZM169 81H170V80H169ZM179 81H180V80H179ZM194 81H195V79H194ZM202 81H203V80H202ZM206 81H209V80H206ZM239 81H240V80H239ZM0 82H1V81H0ZM10 82H11V81H10ZM16 82H17V80H16ZM28 82H30V81H28ZM31 82H32V81H31ZM40 82H41V81H40ZM42 82L44 83V81H42ZM46 82H47V80H46ZM51 82H52V81H51ZM112 82H113V80L111 79V83H112ZM118 82H119V81H118ZM120 82H121V81H120ZM120 82H119V84H120ZM137 82H138V81H137ZM151 82H153L152 79H151ZM158 82H159V81H158ZM158 82H157V83H158ZM163 82H164V81H163ZM175 82H176V81H175ZM210 82H211V81H210ZM213 82H214V81H213ZM229 82H230V80H229ZM232 82H233V81H232ZM237 82H238V81H237ZM240 82H241V81H240ZM249 82H250V81H249ZM249 82H248V83H249ZM262 82H263V81H262ZM22 83H24V82H22ZM33 83H34V82H33ZM36 83H37V81H36ZM48 83H49V82H47V84H48ZM55 83H56V82H55ZM57 83H59V82L57 81ZM73 83H74V82H73ZM78 83H79V82H78ZM82 83H83V82H82ZM107 83H108V82H107ZM135 83H136V82H135ZM138 83H139V82H138ZM147 83H148V81H147ZM154 83H155V82H154ZM154 83H153V84H154ZM161 83H162V82H161ZM177 83H178V82H177ZM188 83H189V80H188ZM194 83H195V82H194ZM202 83H203V82H202ZM208 83H209V82H208ZM208 83H207V84H208ZM225 83H226V82H225ZM251 83H252V81H251ZM254 83H255V82H253L252 84H254ZM8 84H9V83H8ZM8 84H7V85H8ZM18 84H20V83H18ZM30 84H31V83H30ZM45 84H46V83H45ZM84 84H85V83H84ZM131 84H132V83H131ZM139 84H141V82H140ZM148 84L150 85V83H148ZM155 84H156V83H155ZM175 84H176V83H175ZM205 84H206V83H205ZM221 84H222V83H221ZM221 84H219V85H221ZM223 84H224V83H223ZM229 84H231V83H229ZM232 84H233V83H232ZM235 84H236V83H234V85H235ZM238 84H239V83H238ZM252 84H251V85H252ZM16 85H17V84H16ZM25 85H26V84H25ZM25 85H23V87H24ZM34 85H35V83H34ZM40 85H41V83H40ZM50 85H51V84H50ZM52 85H53V84H52ZM75 85H76V84H75ZM87 85H88V84H87ZM116 85H117V83H116ZM121 85H123V83H122ZM127 85H128V84H127ZM134 85H135V84H134ZM134 85H133V87H136V86H134ZM144 85H146V84H144ZM159 85H162V84H159ZM177 85H178V84H177ZM189 85H190V84H189ZM194 85H196V84H194ZM203 85H204V84H203ZM203 85H202V86H203ZM208 85L211 86L212 84L209 83ZM214 85H215V83H214ZM3 86H4V85H3ZM3 86H0V87H3ZM10 86H12V85H10ZM21 86H22V85H21ZM21 86H20V87H21ZM30 86H31V85H30ZM41 86H42V85H41ZM41 86H40V87H41ZM43 86H44V85H43ZM72 86H73V85H72ZM85 86H86V85H85ZM124 86H125V85H124ZM141 86H143V85H141ZM154 86H155V88H154ZM154 86H153V89H157V88L159 87V86H158V87L156 88V85H154ZM198 86H199V84H198ZM217 86H218V85H217ZM227 86L229 87V85H227ZM230 86H231V85H230ZM235 86H236V85H235ZM240 86H241V84H240ZM240 86H239V87H240ZM246 86H247V84H246ZM257 86H259V85H257ZM257 86H256V88H257ZM8 87H9V86H8ZM13 87H15V85H14ZM26 87H27V86H26ZM28 87H29V86H28ZM40 87H39V89H40ZM47 87H48V86H47ZM47 87H46V88H47ZM68 87H70V86H68ZM78 87H79V85H78ZM80 87H81V86H80ZM100 87H101V86H100ZM147 87H148V86H147ZM147 87L145 86L144 88L147 89ZM150 87H151V86H150ZM150 87H149V89L152 90V89H151L152 87H151V88H150ZM166 87H167V86H166ZM166 87H165V88H166ZM173 87H175V85H173ZM189 87H190V86H189ZM212 87H213V86H212ZM219 87H220V86H219ZM219 87H218V88L215 87V88L219 89ZM224 87H225V86H224ZM224 87H223V88H224ZM228 87H227V88H228ZM233 87H234V86H233ZM254 87H255V86H254ZM261 87H262V86H261ZM3 88H6V90H7V87H3ZM9 88H10V87H9ZM9 88H8V89H9ZM15 88H16V87H15ZM32 88H33V87H32ZM32 88H31V89H32ZM35 88H38V87L35 86ZM64 88H65V87H64ZM70 88H71V87H70ZM91 88H93V87H91ZM107 88H108V87H107ZM130 88H132V87L130 86ZM130 88H129V89H130ZM138 88H139V87H138ZM138 88H137V89H138ZM161 88H163V87L161 86ZM171 88H172V87H171ZM176 88H177V87H176ZM183 88H184V87H183ZM183 88H182V89H183ZM190 88H193V87H190ZM194 88H196V87H194ZM198 88H199V87H198ZM201 88H203V87H201ZM201 88H200V89H201ZM204 88H205V87H204ZM210 88H211V87H210ZM251 88H252V87H251ZM10 89H12V88H10ZM17 89H18V88H17ZM24 89H25V88H24ZM29 89H30V88H29ZM43 89H44V88H43ZM67 89H68V88H67ZM71 89H72V88H71ZM94 89H95V88H94ZM105 89H106V88H105ZM108 89H109V88H108ZM124 89H125V88H124ZM139 89H140V88H139ZM158 89L160 90V88H158ZM184 89H185V88H184ZM184 89H183V90H184ZM200 89H199V90H200ZM208 89H209V88H208ZM211 89H212V88H211ZM217 89H216V91H217ZM228 89H229V88H228ZM230 89H231V88H230ZM239 89H240V88H239ZM242 89H244V88H242ZM258 89H259V87L257 88V90H258ZM261 89H263V87H262ZM12 90H14V88H13ZM32 90H34V89H32ZM127 90H128V89H127ZM132 90H134V89H132ZM140 90H141V89H140ZM166 90H167V89H166ZM170 90L172 91V89H170ZM199 90L197 89L198 92H199ZM231 90H233V89H231ZM245 90H246V89H245ZM247 90H248V89H247ZM8 91H9V90H8ZM8 91H7V92H8ZM28 91H30V90H28ZM38 91H39V90L37 89V92H38ZM64 91H65V90H64ZM81 91H82V90H81ZM89 91H90V90H89ZM103 91H104V90H103ZM107 91H108V90H107ZM113 91H114V90H113ZM121 91H123V90H121ZM128 91H129V90H128ZM138 91H139V90H137V92H138ZM147 91H148V90H147ZM157 91H158V90H157ZM191 91H192V90H191ZM195 91H196V90H195ZM200 91H201V90H200ZM212 91H214V90H212ZM218 91H219V90H218ZM218 91H217V92H218ZM222 91H223V90H222ZM225 91H227V90H225ZM242 91H243V90H242ZM253 91H254V90H253ZM23 92H24V91H23ZM32 92H33V91H32ZM78 92H80V90H79ZM86 92H87V91H86ZM92 92H93V91H92ZM97 92H99V91H97ZM101 92H102V91H101ZM130 92H131V89H130ZM134 92H135V91H134ZM140 92H141V91H140ZM142 92H143V91H142ZM145 92H146V91H145ZM154 92H155V91H154ZM161 92H162V91H161ZM187 92H188V91H187ZM201 92H202V91H201ZM219 92H220V91H219ZM231 92H232V91H231ZM234 92H235V91H234ZM248 92H249V91H248ZM260 92H261V91H260ZM9 93H10V92H9ZM21 93H22V92H21ZM60 93H61V92H60ZM68 93H69V92H68ZM68 93H67V94H68ZM74 93H75V92H74ZM83 93H84V92H83ZM87 93H88V92H87ZM147 93H148V92H147ZM157 93H158V92H157ZM164 93H165V92H164ZM164 93H162V94L164 95ZM183 93H184V92H183ZM223 93H224V92H223ZM243 93H244V91H243ZM17 94H18V93H17ZM22 94H23V93H22ZM56 94H58V93H56ZM76 94H77V93H76ZM94 94H95V92H94ZM102 94H104V93H102ZM105 94H106V93H105ZM112 94H114V93H111V95H112ZM130 94H131V93H130ZM137 94H138V93H137ZM215 94H216V93H215ZM229 94H230V93H229ZM233 94H234V93H233ZM6 95H7V94H6ZM6 95H5V96H6ZM78 95H79V94H78ZM132 95H133V94H132ZM159 95H160V92H159ZM165 95H166V94H165ZM181 95L183 96L182 93H181ZM181 95H180V96H181ZM200 95H201V93H200ZM200 95H197V98L201 97ZM202 95H203V93H202ZM206 95H207V94H206ZM206 95H205V96H206ZM211 95H212V94H211ZM211 95H209V96L211 97ZM218 95H219V94H218ZM224 95H225V94H224ZM226 95H227V94H226ZM236 95H237V94H236ZM239 95H240V94H239ZM239 95H237V96H239ZM259 95H260V94H259ZM259 95H258V97H259ZM263 95H264V94H263ZM8 96H9V95H8ZM8 96L5 97V98H8ZM11 96H12V94L9 96L8 100H10ZM16 96H17V95H16ZM18 96H19V95H18ZM20 96H22V95H20ZM23 96H24V95H23ZM65 96H66V95H65ZM70 96H71V95H70ZM81 96H83V95H81ZM84 96H85V95H84ZM90 96H91V94H90ZM98 96H100V95L98 94ZM106 96H107V95H106ZM151 96H152V95H151ZM171 96H172V95H171ZM187 96H188V95H186V97H187ZM190 96H191V95H190ZM212 96H213V95H212ZM219 96H220V95H219ZM237 96H236L235 98H237ZM240 96H242V94H241ZM240 96H239V98H240ZM249 96H250V95H249ZM260 96H261V95H260ZM14 97H15V96H14ZM49 97H51V99H52V96H49ZM93 97H94V96H93ZM93 97H92V98H93ZM109 97H110V96H109ZM115 97H116V95H115ZM115 97H113V98H115ZM165 97H166V96H165ZM167 97L169 98L168 95H167ZM184 97H185V96H184ZM231 97H232V96H231ZM244 97H245V95H244ZM5 98H4V99H5ZM18 98H19V97H18ZM59 98H60V97H59ZM80 98H81V97H80ZM119 98H120V97H119ZM176 98H177V97H176ZM178 98H179V97H178ZM180 98H181V97H180ZM180 98H179V99H180ZM189 98H190V97H189ZM202 98L204 99V97H202ZM202 98H201V99H202ZM205 98H206V97H205ZM207 98H208V97H207ZM44 99H45V98H44ZM56 99H57V98H56ZM64 99H65V98H64ZM87 99H88V98H87ZM97 99H98V98H97ZM105 99H106V98H105ZM107 99H108V97H107ZM122 99H123V98H122ZM190 99H191V98H190ZM190 99H189V100H190ZM203 99H202V100H203ZM229 99H230V98H229ZM232 99H234V98H232ZM237 99H238V98H237ZM244 99L246 100V97H245ZM13 100H14V98H13ZM13 100H12V101H13ZM16 100H17V97H16ZM46 100H47V99H46ZM52 100H53V99H52ZM71 100H72V99H71ZM71 100H70L69 102H71ZM83 100H84V99H83ZM94 100H95V99H94ZM102 100H104V99H102ZM117 100H118V99H117ZM166 100H167V99H166ZM169 100H170V99H169ZM172 100H173V98H172ZM174 100H175V99H174ZM181 100H182V99H181ZM196 100H197V99H196ZM198 100H199V99H198ZM212 100H214V99H212ZM215 100H216V98H215ZM218 100H220V99H218ZM218 100H216V102H217ZM230 100H231V99H230ZM41 101H42V100H41ZM64 101H67V100L65 99ZM81 101H82V100H81ZM121 101H122V100H121ZM148 101H149V100H148ZM148 101H146V102H148ZM182 101H183V100H182ZM184 101H186V100H184ZM199 101H200V100H199ZM206 101H207V99L204 100V102H206ZM208 101H209V100H208ZM210 101H211V100H210ZM240 101H241V99H240ZM262 101H263V100H262ZM44 102H46V101H44ZM56 102H57V101H56ZM56 102H55V103H56ZM78 102H79V101H78ZM96 102H97V101H96ZM124 102H125V101H124ZM131 102H132V101H131ZM137 102H138V101H137ZM170 102H171V100H170ZM177 102H179V101L176 100V104H177ZM189 102H190V101H189ZM226 102H228V101H226ZM234 102H235V101H234ZM241 102H243V101H241ZM46 103H47V105H49L48 102H46ZM46 103H43V105L46 104ZM61 103H62V102H61ZM61 103H60V104H61ZM74 103H75V102H74ZM84 103H85V102H84ZM86 103H87V102H86ZM90 103H91V102H90ZM106 103H107V102H106ZM116 103L118 104V102H116ZM133 103L135 104V102H133ZM143 103H144V102H143ZM150 103H151V102H150ZM154 103H155V102H154ZM158 103H159V102H158ZM158 103H157V105H158ZM173 103H174V102H173ZM179 103H180V102H179ZM179 103H178V104H179ZM190 103H191V102H190ZM190 103H189V104H190ZM192 103H193V102H192ZM201 103H202V102H201ZM213 103H214V101H213ZM218 103H219V102H218ZM222 103H224V102H222ZM230 103H231V102H230ZM239 103H240V102H239ZM254 103H256V102H254ZM259 103H260V102H259ZM259 103H258V104H259ZM50 104H51V103H50ZM52 104H53V103H52ZM63 104H65V103H63ZM66 104H67V103H66ZM69 104H70V103H69ZM104 104H105V103H104ZM107 104H108V103H107ZM107 104H106V105H107ZM123 104H124V103H123ZM160 104H161V103H160ZM162 104H163V103H162ZM174 104H175V103H174ZM187 104H188V101H187ZM187 104H186V105H187ZM196 104H198V103H196ZM220 104H221V103H220ZM260 104H261V103H260ZM35 105H36V104H35ZM54 105H55V104H54ZM57 105H58V104H57ZM61 105H62V104H61ZM77 105H78V104H77ZM93 105H94V103H93ZM93 105H92V106H93ZM121 105H122V104H121ZM141 105H142V104H141ZM151 105H152V103H151ZM222 105H223V104H222ZM230 105H231V106H230ZM230 105L227 104L228 107L230 106V107L232 108V104H230ZM255 105H256V104H255ZM62 106H63V105H62ZM65 106H66V105H65ZM74 106H75V105H74ZM85 106H86V105H85ZM88 106H89V105H88ZM102 106H103V105H102ZM104 106H105V105H104ZM126 106H127V105H126ZM132 106L134 107V105H132ZM149 106H150V104H149L148 106H146V107H149ZM153 106H154V105H153ZM153 106H152V107H153ZM155 106H156V104H155ZM260 106H261V105H260ZM263 106H264V104H263ZM35 107H36V106H35ZM45 107H46V109H47V106H45ZM58 107H60V106L58 105ZM111 107H112V106H111ZM120 107H123V105L120 106ZM135 107H136V106H135ZM135 107H134V108H135ZM142 107H143V106H142ZM144 107H145V106H144ZM158 107H159V106H158ZM160 107H161V106H160ZM165 107H166V106H165ZM256 107H257V105H256ZM256 107H254V108H256ZM258 107H259V106H258ZM54 108H55V107H54ZM54 108L52 107V110H53ZM60 108H61V107H60ZM60 108H59V109H60ZM67 108H68V107H67ZM70 108H71V107H70ZM70 108H69V109H70ZM76 108H77V107H76ZM78 108H79V107H78ZM84 108H85V107H84ZM90 108H91V107H90ZM90 108H89V109H90ZM116 108H117V107H116ZM124 108L128 109L127 107H124ZM131 108H132V107H131ZM134 108H133V109H134ZM161 108H162V107H161ZM239 108H240V106H239ZM260 108H261V107H260ZM29 109H30V108H29ZM33 109H34V108H33ZM33 109H32V111H33ZM40 109H41V108H40ZM43 109H44V108H43ZM50 109H51V107H50ZM61 109H63V108H61ZM61 109H60V111H61ZM69 109H67V110L69 111ZM85 109L88 110V107H86ZM91 109H92V108H91ZM135 109H136V108H135ZM135 109H134V110H135ZM143 109H144V108H143ZM151 109H152V108L150 107L149 110H151ZM252 109H253V107L251 108V111H252ZM261 109H262V108H261ZM21 110H22V109H21ZM37 110H38V109H37ZM48 110H49V109H48ZM52 110H51V111H52ZM92 110H93V109H92ZM109 110H110V109H109ZM155 110H156V108H155ZM159 110H160V109H159ZM161 110H162V109H161ZM171 110L173 111L174 109H171ZM171 110H170V111H171ZM178 110H179V109H178ZM258 110H259V108H258ZM15 111H16V110H15ZM30 111H31V110H30ZM32 111H31V112H32ZM41 111H42V110H41ZM41 111H38L39 114H41V113H40ZM51 111H50V113H51ZM54 111H56V110H54ZM54 111H53V112H54ZM63 111H64V110H63ZM76 111H77V110H76ZM88 111H89V110H88ZM90 111H91V110H90ZM93 111H94V110H93ZM103 111H104V110H103ZM120 111H121V110H120ZM130 111H131V110H130ZM163 111H165L164 106H163ZM163 111H162V112H163ZM170 111H169V112H170ZM181 111H182V110H181ZM194 111H196V110H194ZM261 111H262V110H261ZM261 111H260V112H261ZM25 112H26V111H25ZM27 112H28V110H27ZM27 112H26V113H27ZM43 112H44V111H43ZM56 112H57V111H56ZM58 112H59V110H58ZM95 112H97V111H95ZM116 112H118V111H116ZM123 112H125V110H123ZM128 112H129V111H128ZM151 112H152V111H151ZM154 112H155V111H154ZM156 112H158V110H157ZM189 112H190V111H189ZM197 112H198V111H197ZM218 112H219V111H218ZM254 112H255V111H254ZM256 112H257V111H256ZM263 112H264V111H263ZM263 112H261V113H263ZM7 113H8V112H7ZM70 113H72V112L70 111ZM86 113H87V112H86ZM121 113H122V112H121ZM136 113H137V112H136ZM136 113H135V114H136ZM165 113H167V112H165ZM173 113H174V112H173ZM182 113H183V112H182ZM195 113H196V112H195ZM211 113H212V112H211ZM211 113H210V115H211ZM247 113H248V111H247ZM249 113H250V111H249ZM251 113H252V112H251ZM258 113H259V112H258ZM60 114L62 115L63 113H60ZM64 114H65V112H64ZM89 114H90V113H89ZM99 114H100V113H99ZM99 114H98V115H99ZM103 114H104V113H103ZM119 114H120V113H119ZM141 114H142V112H141ZM149 114H150V113H149ZM161 114H162V113H161ZM161 114L159 113L158 115H161ZM163 114H164V113H163ZM179 114H180V113H179ZM199 114H200V112H199ZM202 114H203V113H202ZM212 114H213V113H212ZM218 114L220 115V113H218ZM253 114H256V113H252L251 115H253ZM5 115H6V114H4L3 117H4ZM10 115H12V114H10ZM10 115H9V116H10ZM15 115H17V114L15 113ZM18 115H19V114H18ZM24 115H25V114H24ZM30 115H31V114H30ZM37 115H38V114H37ZM45 115H46V114H45ZM45 115H44V116H45ZM48 115H49V113H48ZM52 115H53V114H52ZM75 115H76V114H75ZM79 115H80V114H79ZM93 115H95V114H93ZM96 115H97V114H96ZM109 115H110V114H109ZM123 115H124V114H123ZM125 115H126V114H125ZM129 115H130V114H128V116H129ZM139 115H140V114H139ZM164 115H166V114H164ZM169 115H170V113H169ZM175 115H177V112L175 113ZM213 115H215V114H213ZM222 115H223V114H222ZM257 115H258V114H257ZM26 116H27V115H26ZM26 116H23V117H26ZM42 116H43V115H42ZM64 116H65V115H63V117H64ZM73 116H74V115H73ZM76 116H77V115H76ZM84 116H85V115H84ZM99 116H100V115H99ZM111 116H112V115H111ZM113 116H114V115H113ZM126 116H127V115H126ZM140 116H141V115H140ZM146 116H147V115H146ZM236 116H237V115H236ZM236 116H235V117H236ZM239 116H240V115H239ZM260 116H261V115L259 114L258 117H260ZM1 117H2V116H1ZM19 117H20V116H19ZM34 117H35V116H34ZM59 117H60V116H59ZM59 117H58V119H59ZM79 117H80V116H79ZM102 117H104V115H103ZM107 117H108V116H107ZM132 117H133V116H132ZM136 117H137V116H136ZM136 117H135V118H136ZM138 117H139V116H138ZM142 117H143V116H142ZM154 117H155V116H154ZM170 117H171V115H170ZM186 117H188V116H186ZM203 117H205V116H203ZM218 117H219V116H218ZM218 117H217V118H218ZM222 117H224V116H222ZM235 117H234V118H235ZM256 117H257V116H256ZM5 118H6V116H5L3 119H5ZM48 118H49V116H48ZM52 118H53V117H52ZM68 118H69V117H68ZM68 118H67L66 121H69ZM72 118H73V117H72ZM81 118H82V117H81ZM85 118H86V117H85ZM94 118H96V117H94ZM97 118H98V117H97ZM114 118H115V116H114ZM116 118H117V117H116ZM121 118H122V116H121ZM121 118H120V120H121ZM151 118H152V117H151ZM190 118H191V117H190ZM205 118H206V117H205ZM210 118H211V117H210ZM213 118L215 119L214 116H213ZM243 118H244V117H243ZM245 118H246V117H245ZM260 118H261V117H260ZM260 118H259V119H260ZM14 119H15V118H14ZM21 119H23V118L21 117ZM30 119H31V118H30ZM36 119H37V118H34L33 121H35ZM43 119L45 120V118H43ZM76 119H77V117H76ZM79 119H80V118H79ZM104 119H105V118H104ZM112 119H113V118H112ZM125 119L127 120V117H126ZM132 119H133V118H132ZM144 119H145V118H144ZM155 119H157V118H155ZM155 119H154V120H155ZM167 119H168V116H167ZM178 119H179V118H178ZM184 119H185V117H184ZM194 119H195V118H194ZM196 119H197V118H196ZM219 119H220V118H219ZM219 119H218V120H219ZM252 119H255V118L253 117ZM256 119H257V118H256ZM259 119H257V120H259ZM261 119H262V118H261ZM6 120L8 121V119H6ZM16 120H17V122H18V119H16ZM23 120H24V119H23ZM28 120H29V117H28ZM28 120H26V121H28ZM38 120H39V119H38ZM49 120H50V119H49ZM54 120L57 121L56 118H55ZM54 120H53V121H54ZM61 120H62V119H61ZM89 120H90V119H89ZM93 120H94V119H93ZM130 120H131V119H130ZM136 120H137V119H136ZM146 120H147V117H146ZM146 120H145V121H146ZM171 120H173V119L171 118ZM171 120H170V121H171ZM182 120H183V119H182ZM201 120H202V119H201ZM211 120H212V119H211ZM215 120H216V119H215ZM218 120H217V121H218ZM220 120H221V119H220ZM226 120H227V119H226ZM226 120H225V121H226ZM234 120H235V119H234ZM237 120H238V118H237ZM242 120H243V119H242ZM246 120H247V119H246ZM246 120H245V122H246ZM248 120H249V118H248ZM2 121H3V120H2ZM2 121H0V122H2ZM14 121H15V120H14ZM14 121H13V122H14ZM20 121H21V120H20ZM26 121H24V122H26ZM51 121H52V120H51ZM51 121H50V122H51ZM70 121H71V120H70ZM72 121H73V120H72ZM74 121H75V120H74ZM76 121H77V120H76ZM101 121H102V120H101ZM112 121H113V120H111V122H112ZM116 121L118 122V120H116ZM133 121H134V120H133ZM156 121H158V120H156ZM156 121H155V122H156ZM160 121H162V119H161ZM165 121H166V120H165ZM178 121H180V120H178ZM185 121H187V120H185ZM188 121H190V120H188ZM188 121H187V122H188ZM209 121H210V120H209ZM213 121H214V120H213ZM249 121H251V120H249ZM260 121L262 122V120H260ZM4 122H5V121H4ZM11 122H12V120H11ZM44 122H45V121H44ZM83 122H84V120H83ZM90 122H91V121H90ZM94 122H95V121H94ZM94 122H93V123H94ZM114 122H115V121H114ZM114 122H113V123H114ZM123 122H124V121H123ZM140 122H141V121H140ZM147 122H148V121H147ZM147 122H146V123H147ZM192 122H193V121H192ZM192 122H191V123H192ZM197 122H198V123H201V121H200V122L197 121ZM203 122H204V121H203ZM210 122H212V121H210ZM238 122H239V121H238ZM255 122H256V120H255ZM258 122H259V121H258ZM261 122H260V123H261ZM263 122H264V120H263ZM14 123L17 124L16 121H15ZM20 123H21V122H20ZM20 123H19V125H20ZM36 123H37V120H36ZM36 123H34V124H36ZM39 123H40V120H39ZM39 123H38V124H39ZM41 123H42V125H43V122H41ZM48 123H49V122H48ZM53 123H54V122H53ZM55 123H56V122H55ZM55 123H54V124H55ZM57 123H58V122H57ZM68 123H70V122H68ZM73 123H74V122H73ZM78 123H79V122H78ZM93 123H92V125H93ZM97 123H98V122H96V124H95V123H94V124L97 126V125H98ZM108 123H110V122H108ZM128 123H129V122H128ZM134 123H135V122H134ZM134 123H133V124H134ZM146 123H145V124H146ZM166 123H167V125H168V122H166ZM175 123H176V122H175ZM179 123H180V122H179ZM204 123H205V122H204ZM204 123H203V125H204ZM208 123H209V122H208ZM223 123H224V122H223ZM229 123H230V122H229ZM9 124H10V123H9ZM9 124H8V125H9ZM21 124H22V123H21ZM23 124H24V123H23ZM29 124H30V123H29ZM34 124H33V126H34ZM65 124H66V122H65ZM102 124H103V123H102ZM110 124H111V123H110ZM119 124H121V123H119ZM123 124H124V123H123ZM123 124H122V125H123ZM130 124H132V123H130ZM155 124H156V123H155ZM162 124H163V123H162ZM189 124H190V123H189ZM192 124H193V123H192ZM192 124H191V125H192ZM206 124H207V122H206ZM232 124H233V123H232ZM235 124H236V123H235ZM241 124H243V122H242ZM246 124H247V123H246ZM251 124H252V123H251ZM261 124H262V123H261ZM263 124H264V123H263ZM1 125H2V124H1ZM1 125H0V126H1ZM10 125H11V124H10ZM40 125H41V124H39V126H40ZM46 125H48V124H46ZM60 125H61V124H60ZM62 125H63V124H62ZM95 125H94V126H95ZM152 125H153V124H152ZM164 125H165V122H164ZM176 125H177V124H176ZM184 125H185V124H183V126H184ZM196 125H197V124H196ZM213 125H214V124H213ZM225 125H226V123L224 124V126H225ZM227 125H228V124H227ZM236 125H237V124H236ZM5 126H6V125H5ZM15 126H16V125H15ZM37 126H38V125H37ZM43 126H44V125H43ZM57 126H59V125H57ZM64 126H65V125H64ZM79 126H80V125H79ZM83 126H84V125H83ZM83 126H82V127H83ZM88 126L90 127L89 124H88ZM96 126H95V127H96ZM101 126H103V125H101ZM105 126L107 127V122H106V125H105ZM113 126H114V125H113ZM136 126H138V125H136ZM142 126H143V125H142ZM165 126H166V125H165ZM174 126H175V125H174ZM185 126H186V125H185ZM200 126H201V125H200ZM214 126H215V125H214ZM219 126H220V125H219ZM224 126H223V127H224ZM11 127H12V126H11ZM13 127H14V126H13ZM22 127H23V126H22ZM30 127L32 128V126H30ZM41 127H42V126H41ZM44 127H45V126H44ZM49 127H50V126H49ZM67 127H68V126H67ZM69 127H70V126H69ZM86 127H87V126H86ZM89 127H87L86 129H88ZM91 127H92V126H91ZM97 127H98V126H97ZM108 127H109V126H108ZM127 127H128V126H127ZM133 127H134V126H133ZM133 127L131 126L130 128H133ZM139 127H141V125H140ZM146 127H147V126H146ZM171 127H172V126H171ZM175 127H176V126H175ZM207 127H208V125H207ZM216 127H217V126H216ZM221 127H222V126H220V129H221ZM223 127H222V128H223ZM226 127H227V126H226ZM228 127H229V126H228ZM3 128H4V127H3ZM3 128H2V129H3ZM9 128H10V127H9ZM35 128H36V127H35ZM58 128H59V127H58ZM71 128L73 129L72 126H71ZM75 128H76V127H75ZM83 128H84V127H83ZM92 128H93V127H92ZM101 128H102V127H101ZM144 128H145V127H144ZM153 128H154V127H153ZM159 128H160V127H159ZM177 128H178V127H177ZM181 128H182V127H181ZM197 128H199V127H197ZM203 128H204V127H203ZM232 128H233V127H232ZM232 128H231V129H232ZM4 129H5V128H4ZM11 129H12V128H11ZM11 129H10V130H11ZM17 129H18V127H17ZM17 129H16V127H15V129H14L13 131L15 132V130H17ZM22 129H23V128H22ZM28 129H29V128H28ZM28 129H27V131H28ZM49 129H50V128H49ZM77 129H78V127H77ZM84 129H85V128H84ZM84 129H83V130H84ZM86 129H85V130H86ZM93 129H94V128H93ZM104 129H105V127H104ZM118 129H119V128H118ZM128 129H129V128H128ZM134 129H135V128H134ZM134 129H132V130H134ZM139 129H140V128H139ZM139 129H138V130H139ZM149 129H151V128L149 127ZM155 129L157 130L158 127H156ZM186 129H187V128H186ZM186 129H184V131H185ZM191 129H192V128H191ZM204 129H205V128H204ZM206 129H207V128H206ZM206 129H205V131H206ZM214 129H215V128H214ZM216 129H217V128H216ZM224 129H225V128H224ZM228 129H229V128H228ZM245 129H246V128H245ZM38 130H39V129H38ZM47 130H48V129H47ZM61 130H62V128H61ZM61 130H59V131H61ZM65 130H66V129H65ZM70 130H71V129H70ZM70 130H69V131H70ZM75 130H76V129H75ZM90 130H91V129H90ZM100 130H101V129H100ZM113 130H114V129H113ZM113 130H112V131H113ZM121 130H122V129H121ZM144 130H145V129H144ZM169 130H170V129H169ZM169 130H168V131H169ZM181 130H182V129H181ZM201 130H203V129H202V126H201ZM207 130H209V129H207ZM4 131H5V130H4ZM4 131H3V132H4ZM13 131H12V132H13ZM18 131H19V130H18ZM41 131H42V130H41ZM48 131H49V130H48ZM53 131H54V129H53ZM55 131H56V130H55ZM59 131H58V132H59ZM69 131H68V133H69ZM71 131H72V130H71ZM73 131H74V130H73ZM80 131H81V129H80ZM88 131H89V130H88ZM97 131H98V130H97ZM107 131H108V130H107ZM109 131H110V130H109ZM125 131H127V130H125ZM125 131L123 130V134H124V135H125ZM139 131H140V130H139ZM145 131H147V129H146ZM150 131H151V130H150ZM158 131H159V130H158ZM176 131H177V130H176ZM191 131H192V130H191ZM205 131H204V132H205ZM217 131H218V130H217ZM220 131L222 132V131H224V130H220ZM220 131H218V132H220ZM239 131H240V130H239ZM19 132H21V131H19ZM23 132H24V134H25L24 129H23ZM23 132H22V133H23ZM31 132H32V131H31ZM36 132L39 133V131H37V130H36ZM103 132H104V131H103ZM113 132H114V131H113ZM130 132H132V131L130 130ZM194 132H195V131H194ZM204 132H203V133H204ZM218 132H217V133H218ZM235 132H237V131H235ZM28 133H29V132H28ZM33 133H34V132H33ZM40 133H41V132H40ZM43 133H44V132H43ZM46 133H47V132H46ZM54 133H56V132H54ZM54 133H52V134L54 135ZM61 133L63 134L62 131H61ZM87 133H89V132H87ZM91 133H92V132H91ZM115 133H117V132H115ZM148 133H150V132H148ZM180 133H181V132H180ZM190 133H191V132H190ZM195 133H196V132H195ZM201 133H202V131H201ZM207 133H208V132H207ZM223 133H224V132H223ZM225 133H227V132H225ZM240 133H242V131H241ZM247 133H248V132H247ZM258 133H259V132H258ZM11 134H12V133H11ZM11 134H10V135H11ZM17 134H18V133H17ZM17 134H16V135H17ZM19 134H20V133H19ZM24 134L22 135V137L25 136V135H27V134H25V135H24ZM29 134H30V133H29ZM58 134H59V133H58ZM66 134H67V133H66ZM71 134H75V133L73 132V133H71ZM76 134H77V133H76ZM83 134H84V133H83ZM93 134H94V133H93ZM93 134H92V135H93ZM95 134H98V133H95ZM101 134H102V132H101ZM108 134H109V133H108ZM111 134H112V133H111ZM129 134H130V133H129ZM132 134H135V133H132ZM143 134H144V133H143ZM145 134H146V133H145ZM152 134H153V133H152ZM152 134H151V137H152ZM154 134H155V131H154ZM154 134H153V136H154ZM168 134H170V133H168ZM174 134H175V133H174ZM183 134H184V136L186 135L185 133H183ZM211 134H212V132H211ZM215 134H216V132H215ZM221 134H222V133H221ZM227 134H228V133H227ZM231 134H233V132H232ZM231 134L228 135V136L231 137ZM245 134H246V132H245ZM248 134L250 135V133H248ZM3 135H4V134H3ZM14 135H15V134H14ZM14 135H13V136H14ZM35 135H37V134H35ZM48 135H50V134H47V136H48ZM55 135H56V134H55ZM60 135H61V134H60ZM63 135H64V134H63ZM78 135H79V134H78ZM80 135H81V133H80ZM85 135H86V133H85ZM92 135H91V137H92ZM124 135H123V136H124ZM130 135H131V134H130ZM156 135H157V134H156ZM161 135H162V134H161ZM201 135H202V134H201ZM201 135H200V136H201ZM218 135H219V134H218ZM235 135H236V134H235ZM5 136H6V134H5ZM17 136H18V135H17ZM32 136H33V135H32ZM41 136H42V135L40 134V138H41ZM57 136H58V135H57ZM65 136H68V135H65ZM76 136H77V135H76ZM89 136H90V135H89ZM89 136H88V137H89ZM103 136H105L104 133H103ZM107 136H108V135H107ZM136 136H137V135H136ZM148 136H150V135H148ZM165 136H166V135H165ZM174 136H175V135H174ZM174 136H173V137H174ZM177 136H178V134H177ZM196 136H197V135H196ZM211 136H212V135H211ZM225 136H226V134L224 135V137H225ZM232 136H233V135H232ZM37 137H38V136H37ZM61 137H62V136H61ZM72 137H73V136H72ZM74 137H75V136H74ZM74 137H73V140H74ZM80 137H82V135H81ZM83 137H84V136H83ZM113 137H114V135H113ZM134 137H135V136H134ZM134 137H133V139H134ZM142 137H143V136H142ZM154 137H155V136H154ZM169 137H171V136H169ZM178 137H180V136H178ZM178 137H177V138H178ZM181 137H182V136H181ZM185 137H186V136H185ZM188 137H189V136H188ZM213 137H214V136H212V138H213ZM230 137H228V138H230ZM9 138H10V137H9ZM11 138H12V135H11ZM15 138H16V137H15ZM25 138H26V137H25ZM35 138H36V137H35ZM35 138H34V139H35ZM38 138H39V137H38ZM38 138H37V139H38ZM42 138H43V137H42ZM42 138H41V139H42ZM45 138H47V137L45 136ZM56 138H57V137H56ZM59 138H60V137H59ZM94 138H95V137H94ZM104 138H105V137H104ZM120 138H121V137H120ZM120 138H119V139H120ZM124 138H126V137L124 136ZM157 138H158V137H157ZM157 138H156V139H157ZM174 138H176V136H175ZM183 138H184V137H183ZM200 138H201V137H200ZM216 138H217V137H216ZM3 139H4V137H3ZM37 139H35V140H37ZM43 139H44V138H43ZM66 139H68V138H66ZM70 139H71V138H70ZM75 139H76V138H75ZM88 139H90V138H88ZM95 139H96V138H95ZM101 139H102V138H100V140H101ZM109 139H110V138H109ZM117 139H118V138H117ZM128 139H130V137H129ZM135 139H136V138H135ZM137 139H140V138L138 137ZM145 139H146V138H145ZM149 139H150V138H149ZM164 139H165V138H164ZM171 139H172V138H171ZM178 139H179V138H178ZM208 139H209V138H208ZM223 139H224V138H223ZM225 139L227 140V138H225ZM242 139L244 140V138H242ZM4 140L6 141V139H4ZM8 140H11V139H8ZM14 140H15V139H14ZM22 140H23V139H22ZM27 140H29V139H28V135H27ZM45 140H46V139H45ZM50 140H51V139H50ZM71 140H72V139H71ZM71 140H70V141H71ZM81 140H82V139H81ZM98 140H99V139H98ZM98 140H97V141H98ZM102 140H103V139H102ZM110 140H111V139H110ZM113 140L116 141L115 139L112 138V141H113ZM122 140H123V139H122ZM124 140H125V139H124ZM124 140H123V141H124ZM140 140H141V139H140ZM142 140H143V138H142ZM146 140H147V139H146ZM160 140H162V139H160ZM165 140H166V139H165ZM167 140H168V139H167ZM199 140H200V139H199ZM199 140H198V141H199ZM203 140H204V139H203ZM213 140H214V139H213ZM217 140H218V139H217ZM239 140H240V139H239ZM16 141H18V140H16ZM23 141H24V140H23ZM29 141H30V140H29ZM29 141H27V142H29ZM32 141H33V140H32ZM37 141H38V140H37ZM37 141H35V142H37ZM43 141H44V140H43ZM46 141H47V140H46ZM52 141H53V140H52ZM56 141H57V140H56ZM60 141H61V140H60ZM86 141H87V140H86ZM89 141H90V140H89ZM93 141H94V139H93ZM114 141H113V142H114ZM126 141H127V138H126L125 142H126ZM128 141H129V140H128ZM130 141H131V140H130ZM144 141H145V140H144ZM204 141H205V140H204ZM211 141H212V140H211ZM219 141H220V140H219ZM252 141L254 142V140H252ZM7 142H8V141H7ZM7 142H6V143H7ZM9 142H11V141H9ZM30 142H31V141H30ZM80 142H81V141H80ZM152 142H153V141H152ZM179 142H180V141H179ZM179 142H178V143H179ZM199 142H200V141H199ZM208 142H209V141H207V143H208ZM221 142H223V141H221ZM238 142H240V141H238ZM12 143H13V142H12ZM16 143H18V142H16ZM32 143L34 144V142H32ZM44 143H45V142H44ZM63 143H64V142H63ZM95 143H96V142H95ZM110 143H111V142H110ZM114 143H115V142H114ZM116 143H117V141H116ZM130 143H131V142H130ZM137 143H138V142H137ZM145 143H146V142H145ZM189 143H190V142H189ZM205 143H206V141H205ZM219 143H220V142H219ZM236 143H237V142H236ZM243 143L245 144V142H243ZM248 143H249V142H248ZM3 144H4V142L2 143V146H3ZM8 144H11V143H8ZM30 144H31V143H30ZM42 144H43V142H42ZM68 144H69V143H68ZM81 144H82V143H81ZM98 144H99V143H98ZM106 144H107V143H106ZM118 144H119V143H118ZM120 144H121V143H120ZM132 144H133V143H132ZM132 144L130 145L131 147H132ZM175 144H176V143H175ZM194 144H195V143H194ZM208 144H209V143H208ZM210 144H211V143H210ZM239 144H240V143H239ZM239 144H237V145H239ZM249 144H250V143H249ZM252 144H253V143H252ZM254 144H255V143H254ZM254 144H253V145H254ZM257 144H259V143L257 142ZM4 145H5V144H4ZM15 145H17V144H15ZM24 145H25V144H24ZM35 145H36V144H35ZM38 145H39V144H38ZM71 145H72V144H71ZM95 145L97 146V144H95ZM110 145H111V144H110ZM115 145H117V144H115ZM122 145H123V143H122ZM122 145H121V146H122ZM125 145H126L125 148L128 147V146H127V143H126ZM128 145H129V144H128ZM134 145H135V144H134ZM136 145H137V144H136ZM165 145H166V144H165ZM165 145H164V146H165ZM180 145H181V144H180ZM185 145H186V144H185ZM185 145H184V146H185ZM192 145H193V144H192ZM196 145H197V144H196ZM196 145H195V146H196ZM211 145H212V144H211ZM215 145H216V144H215ZM230 145H231V144H230ZM237 145H236L235 147H237ZM242 145H243V144H242ZM245 145H246V144H245ZM5 146H6V145H5ZM7 146H8V145H7ZM27 146H28V145H27ZM30 146H31V145H30ZM45 146H46V145H45ZM55 146H56V145H55ZM60 146H61V144H60ZM65 146H66V144H65ZM65 146H64V147H65ZM93 146H94V145H93ZM93 146H92V147H93ZM96 146H95V147H96ZM105 146H106V145H105ZM107 146H108V145H107ZM111 146H113V145H111ZM117 146H118V145H117ZM142 146H144V144H143ZM148 146H149V145H148ZM152 146H153V145H152ZM172 146H173V144H172ZM174 146H175V145H174ZM190 146H191V145H190ZM190 146H187V147H190ZM233 146H234V145H233ZM240 146H241V145H240ZM254 146H255V145H254ZM258 146H259V145H258ZM9 147H10V146H8V148H9ZM14 147H15V146H14ZM20 147H24V146H20ZM25 147H26V146H25ZM36 147H37V146H36ZM56 147H57V146H56ZM61 147H63V146H61ZM75 147H76V146H75ZM75 147H74V148H75ZM83 147H84V146H83ZM85 147H87V146H85ZM122 147H124V146H122ZM139 147H140V146H139ZM144 147H145V146H144ZM144 147H143V148H144ZM149 147H150V146H149ZM167 147H168V146H167ZM167 147H166L165 149H168ZM169 147H170V146H169ZM202 147H203V146H202ZM213 147H214V146H213ZM230 147H231V146H230ZM230 147H229V148H230ZM243 147H244V146H243ZM246 147H247V146H246ZM246 147H245V148H246ZM248 147H252V145H251V146L249 145ZM256 147H257V145H256ZM261 147H262V145H261ZM1 148H2V147H1ZM26 148H27V147H26ZM37 148H38V147H37ZM51 148H52V147H51ZM53 148H54V147H53ZM90 148H91V147H90ZM98 148H100V147L98 146ZM101 148H102V147H101ZM101 148H100V149H101ZM110 148H111V147H110ZM110 148H109V149H110ZM116 148H117V147H116ZM116 148H115V149H116ZM119 148H120V146H119ZM133 148H134V147H133ZM171 148H172V147H171ZM171 148H169V149H171ZM215 148L217 149V147H215ZM218 148H219V147H218ZM220 148H222V147H220ZM237 148H238V147H237ZM241 148H242V147H241ZM3 149H4V147H3ZM5 149H7V147H6ZM11 149H12V148H11ZM13 149H14V148H13ZM16 149H18V148H16ZM27 149H28V148H27ZM42 149H43V148H41L40 150H42ZM59 149H60V148H59ZM68 149H69V147H68ZM72 149H73V148H72ZM76 149H79V145H78V148H76ZM85 149H86V148H85ZM85 149H84V150L81 149V150H83V151H87L89 148L86 149V150H85ZM122 149H123V148H122ZM128 149H129V148H128ZM128 149H127V150H128ZM134 149H135V148H134ZM134 149L132 150V152L134 151ZM137 149H138V148H137ZM146 149H148L147 146H146ZM160 149H161V148H160ZM172 149H173V148H172ZM176 149H178V148L176 147ZM180 149H181V148H180ZM189 149H191V148H189ZM198 149H199V146H198ZM202 149H203V148H201V150H202ZM222 149H223V148H222ZM231 149H232V148H231ZM233 149H234V148H233ZM238 149H240V148H238ZM253 149H254V148H253ZM256 149H257V148H256ZM7 150H8V149H7ZM24 150H26V149H24ZM28 150H29V149H28ZM28 150H27V151H28ZM30 150H32V149L30 148ZM33 150H34V149H33ZM38 150H39V149H38ZM43 150H44V149H43ZM73 150H74V149H73ZM89 150H90V149H89ZM92 150H94V149H92ZM113 150H114V149H113ZM117 150H118V149H117ZM119 150H120V149H119ZM143 150H144V149H143ZM161 150H164V149H161ZM174 150H175V149H174ZM199 150H200V149H199ZM203 150H204V149H203ZM240 150H241V149H240ZM242 150H243V149H242ZM14 151H15V150H14ZM16 151H17V150H16ZM18 151H19V150H18ZM20 151H21V150H20ZM22 151H23V150H22ZM47 151H48V150H47ZM47 151H46V152H47ZM53 151H54V150H53ZM64 151H65V150H64ZM69 151H70V150H69ZM96 151H97V150H96ZM99 151H100V150H99ZM106 151H107V149H106ZM115 151H116V150H115ZM121 151H122V150H121ZM130 151H131V149H130ZM158 151H159V150H158ZM171 151H172V150H171ZM177 151H178V150H177ZM250 151H251V150H250ZM253 151H254V150H253ZM2 152H4V151H2ZM7 152H8V151H7ZM11 152H12V151H11ZM33 152H34V151H33ZM33 152H31V153H33ZM35 152H36V151H35ZM39 152H40V151H39ZM56 152H57V151H56ZM60 152H62V151H60ZM65 152H66V151H65ZM77 152H81V151H77ZM88 152H89V151H88ZM119 152H120V151H119ZM124 152L126 153V151H124ZM124 152H123V153H124ZM132 152H130V154H131ZM135 152H136V151H135ZM162 152H163V151H162ZM204 152H205V151H204ZM213 152H214V151H213ZM213 152H212V153H213ZM221 152H223V151H221ZM221 152H220V154H222ZM229 152H231V151H229ZM232 152L234 153V151H232ZM243 152H244V151H243ZM8 153H9V152H8ZM27 153H28V152H27ZM31 153H29L30 156L33 155V154H31ZM53 153H54V152H53ZM72 153H73V152H72ZM72 153H71V155H72ZM95 153H96V152H95ZM101 153H102V152H101ZM104 153H105V152H104ZM117 153H118V152H117ZM168 153H169V152H168ZM187 153H188V152H187ZM210 153H211V152H209V154H210ZM212 153H211V154H212ZM215 153H216V152H215ZM215 153H214V154H215ZM217 153H218V152H217ZM223 153H224V152H223ZM225 153H226V149H225ZM247 153H248V152H247ZM5 154H6V153H5ZM22 154H23V153H22ZM25 154H26V152H25ZM25 154H23V155H25ZM45 154H46V153H45ZM45 154H44V155H45ZM56 154H57V153H56ZM59 154H60V153H59ZM64 154H65V153H63V155H64ZM79 154H80V153H79ZM79 154H78V156H79ZM89 154H91V153H87L88 156H89ZM96 154H97V153H96ZM106 154H108V153H106ZM128 154H129V153H128ZM166 154H167V153H166ZM174 154H175V153H174ZM184 154H185V153H184ZM192 154H193V153L191 152V155H192ZM206 154H208V153H206ZM229 154H230V153H229ZM231 154H232V153H231ZM236 154H237V153H235V155H236ZM240 154H242L241 151H240ZM243 154H244V153H243ZM0 155H1V154H0ZM3 155H4V154H3ZM9 155H10V154H9ZM13 155H14V154H13ZM15 155H17V154H15ZM19 155H20V154H19ZM19 155H18V156H19ZM23 155H22V156H23ZM36 155H37V154H34V156H36ZM57 155H58V154H57ZM65 155H66V154H65ZM82 155H83V154H82ZM84 155H86V154H84ZM87 155H86V156H87ZM100 155H101V154H100ZM100 155H99V156H100ZM118 155H119V157L123 158V157H122V154H121V156H120V154H118ZM161 155H162V154H161ZM167 155H168V154H167ZM197 155L200 156V154H197ZM223 155H224V154H223ZM223 155H222V158L224 157ZM235 155H233V156H235ZM238 155H239V153H238ZM6 156H8V155L6 154ZM20 156H21V155H20ZM26 156H27V155H26ZM28 156H29V155H28ZM53 156H54V154H53ZM67 156H70V155H67ZM67 156H66V157H67ZM86 156H85V157H86ZM91 156H92V155H91ZM97 156H98V154H97ZM107 156H108V155H107ZM107 156H106V157H107ZM113 156H114V155H113ZM128 156H129V155H128ZM155 156H156V155H155ZM155 156H154V158H155ZM213 156H214V155H213ZM217 156H218V155H217ZM217 156H216V157H217ZM228 156H230V155H228ZM246 156H247V155H245V157H246ZM251 156H252V154H251ZM0 157H1V156H0ZM37 157H38V156H37ZM40 157H41V156H40ZM62 157H63V156H62ZM72 157H73V156H72ZM72 157H71V158H72ZM83 157H84V156H83ZM101 157H102V156H101ZM106 157H104L105 160H106ZM116 157H117V156H116ZM130 157H131V156H130ZM142 157H143V156H142ZM158 157H159V156H158ZM160 157H161V156H160ZM168 157H169V156H168ZM180 157H181V156H180ZM182 157H183V156H182ZM247 157H248V156H247ZM1 158H2V157H1ZM1 158H0V159H1ZM12 158H14V157L12 156ZM15 158H16V157H15ZM15 158H14V159H15ZM18 158H19V157H18ZM21 158H22V157H21ZM43 158H44V157H43ZM48 158H50V157H48ZM55 158H57V157L55 156ZM71 158H69V160H70ZM74 158H76V156L73 157V159H74ZM79 158L81 159V157H79ZM93 158H94V156H93ZM109 158H110V156H109ZM109 158H108V160H109ZM121 158H120V159H121ZM124 158H125V157H124ZM124 158H123V159H124ZM127 158H128V157H127ZM127 158H125V159H127ZM154 158H153V159H154ZM166 158H167V156H166ZM172 158H173V157H172ZM184 158H185V157H184ZM194 158H195V157H194ZM201 158H202V157H201ZM258 158H260V157H258ZM7 159H8V158H7ZM19 159H20V158H19ZM44 159H46V158H44ZM44 159H43V160H44ZM58 159L60 160L61 157H59ZM58 159H57L56 161H59ZM64 159H66V158H64ZM64 159H62V160H64ZM76 159H78V158H76ZM88 159H89V158H88ZM91 159H92V158H91ZM96 159H97V158H96ZM96 159H94V160H96ZM100 159H101V158H100ZM111 159H113V157H112ZM114 159H115V158H114ZM114 159H113V160H114ZM145 159H146V158H145ZM157 159H159V158H157ZM157 159H156V160H157ZM168 159H169V158H167V160H168ZM178 159H179V158H178ZM180 159H182V158H180ZM180 159H179V161H180ZM197 159H198V158H197ZM199 159H200V158H199ZM219 159H220V158H219ZM223 159H225V158H223ZM232 159H233V158H232ZM2 160H3V159H2ZM9 160H10V159H8V162H9ZM15 160L19 161L17 158H16ZM15 160H13V161H15ZM22 160H23V159H22ZM25 160H27V159H25ZM38 160H41V159H38ZM47 160H48V159H47ZM49 160H50V159H49ZM83 160H84V159H83ZM154 160H155V159H154ZM172 160H173V159H172ZM191 160H192V159H191ZM229 160H230V159H229ZM239 160L241 161V158H240ZM239 160H238V161H239ZM3 161H4V160H3ZM3 161H2V162H3ZM10 161H11V164H12V162H13L12 159H11ZM20 161H21V160H20ZM27 161H28V160H27ZM30 161H31V160H30ZM34 161H37V160H34ZM41 161H42V160H41ZM45 161H46V160H45ZM50 161H51V160H50ZM67 161H68V160H67ZM74 161H75V160H74ZM78 161H79V159H78ZM78 161H76V162L78 163ZM89 161H90V160H89ZM92 161H93V160H92ZM97 161H98V159H97ZM100 161H101V160H100ZM116 161H117V159H116ZM118 161H119V160H118ZM120 161H123V160H120ZM124 161H125V160H124ZM124 161H123V162H124ZM126 161H127V160H126ZM173 161H174V160H173ZM181 161H182V160H181ZM186 161H188V160H186ZM186 161H185V162H186ZM206 161H207V160H206ZM206 161H205V162H206ZM212 161H213V160H212ZM216 161H217V160H216ZM216 161H215V162H216ZM220 161H221V159H220ZM260 161H261V160H260ZM21 162H22V161H21ZM25 162H26V161H25ZM42 162H43V161H42ZM60 162H61V160H60ZM60 162H59V163H60ZM65 162H66V161H65ZM69 162H70V161H69ZM76 162H75V166L77 165ZM83 162H84V161H82V163H83ZM85 162H86V161H85ZM87 162H88V161H87ZM90 162H91V161H90ZM90 162H89V163H90ZM93 162H94V161H93ZM108 162H109V161H108ZM141 162H142V159H141ZM150 162H152V161H150ZM150 162L146 161V163H150ZM167 162H168V161H167ZM174 162H175V161H174ZM174 162H173V163H174ZM183 162H184V161H183ZM207 162H208V161H207ZM218 162H219V160H218ZM225 162H227V160H226ZM229 162H231V161H229ZM236 162H237V161H236ZM253 162H254V161H253ZM253 162H252V163H253ZM26 163H27V162H26ZM29 163H30V162H29ZM29 163H27V164H29ZM34 163H35V162H34ZM46 163H47V162H46ZM46 163H43V164H46ZM48 163H49V165H51L50 162H48ZM54 163H55V162H54ZM62 163H63V162H62ZM62 163H61V164H62ZM101 163H102V161H101ZM142 163H143V162H142ZM171 163H172V162H171ZM177 163H178V162H177ZM202 163H203V162H202ZM232 163H233V162H232ZM234 163H235V162H234ZM257 163H258V162H257ZM260 163H261V162H260ZM3 164H4V163H3ZM9 164H10V163H9ZM13 164H14V163H13ZM17 164H18V162H17ZM22 164H23V163H22ZM22 164H21V165H22ZM36 164H37V163H36ZM38 164H39V163H38ZM52 164H53V163H52ZM65 164H67V163H65ZM70 164H71V163H70ZM70 164H69V166H70ZM72 164H74V162H73ZM91 164H92V163H91ZM94 164H95V163H94ZM104 164H105V163H104ZM106 164H107V163H106ZM106 164H105V165H106ZM174 164H175V163H174ZM191 164H192V163H191ZM191 164H190V165H191ZM215 164H216V163H215ZM219 164H220V163H219ZM223 164H224V163H223ZM228 164H230V163H228ZM240 164H241V163H240ZM19 165H20V164H19ZM21 165H20V167H21ZM24 165H25V164H24ZM41 165H42V164H41ZM54 165H55V164H54ZM62 165H63V164H62ZM89 165H90V164H89ZM98 165H99V163L97 164V168H98ZM105 165H104L103 167H105ZM108 165H109V164H108ZM111 165H113V164H110V166H111ZM117 165H118V164H116V167H117ZM136 165H137V164H136ZM138 165H139V164H138ZM138 165H137V166H138ZM148 165H149V164H148ZM152 165H153V164H152ZM161 165H163V164H161ZM171 165H172V164H171ZM175 165H176V164H175ZM186 165H187V164H186ZM188 165H189V164H188ZM190 165H189V166H190ZM226 165H227V164H226ZM256 165H257V164H256ZM258 165H259V164H258ZM4 166H5V165H4ZM15 166H16V165H15ZM15 166L13 165V167H15ZM29 166H30V165H29ZM55 166H56V165H55ZM55 166H54V168H56ZM57 166H58V165H57ZM64 166H65V165H64ZM78 166H80L79 163H78ZM86 166H88V165H86ZM119 166H120V164H119ZM153 166H154V165H153ZM183 166H184V165H183ZM189 166H188V167H189ZM195 166H196V165H195ZM197 166H198V165H197ZM217 166H218V165H217ZM244 166H245V165H244ZM250 166H251V165H250ZM263 166H264V164H263ZM5 167H6V166H5ZM9 167H10V165H9ZM13 167H12V168H13ZM31 167H32V165H31ZM33 167H34V165H33ZM44 167H45V166H44ZM48 167H49V166H48ZM95 167H96V166H95ZM95 167H93V168H94L93 171L96 169ZM99 167H100V166H99ZM120 167H121V166H120ZM139 167H141V164L139 165ZM139 167H138V168H139ZM142 167H143V166H142ZM142 167H141V168H142ZM145 167H146V166H145ZM145 167H144V168H145ZM151 167H152V166H151ZM157 167H158V166H157ZM177 167H178V166H177ZM192 167H193V166H192ZM192 167H191V169H192ZM219 167H220V166H219ZM229 167H230V166H229ZM246 167L250 168L249 166H246ZM251 167H252V166H251ZM257 167H259V166H257ZM6 168H7V167H6ZM10 168H11V167H10ZM17 168H18V167H17ZM26 168H27V167H26ZM40 168H41V167H40ZM42 168H43V167H42ZM63 168H65V167H63ZM70 168H71V167H69V171H70ZM79 168H80V167H79ZM81 168H82V165H81ZM91 168H92V167H91ZM106 168H107V167H106ZM109 168H110V167H109ZM109 168H108V169H109ZM111 168H112V167H111ZM113 168H114V167H113ZM141 168H139V169H141ZM148 168H150V167H148ZM148 168H147V169H148ZM155 168H156V167H155ZM168 168H169V167H167V169H168ZM171 168H173V167H171ZM183 168H185V167H183ZM193 168H194V167H193ZM200 168H201V167H200ZM202 168H203V167H202ZM213 168L215 169V167H213ZM241 168H242V167H241ZM241 168H240V169H241ZM253 168H254V167H253ZM4 169H5V168H4ZM4 169H3V171H4ZM19 169H20V168H19ZM29 169H30V171H28L27 173L31 172V168H29ZM46 169H47V168H46ZM56 169H57V168H56ZM60 169H61V168H60ZM60 169H59V170H60ZM65 169H66V168H65ZM75 169H76V168H75ZM88 169H89V166H88ZM99 169H100V168H99ZM101 169H102V168H101ZM101 169H100V170H101ZM115 169H116V168H115ZM117 169H118V168H117ZM156 169H157V168H156ZM156 169H155V170H156ZM163 169H165V166H164ZM169 169H170V168H169ZM175 169H176V168H175ZM194 169H195V168H194ZM220 169H221V168H220ZM224 169H225V168H224ZM233 169H234V168H233ZM261 169H262V168H261ZM7 170H8V169H7ZM16 170H18V169H16ZM22 170H23V169H22ZM52 170H53V169H52ZM52 170H49V171H52ZM62 170H63V169H62ZM67 170H68V168H67ZM72 170H73V168H72ZM77 170H78V169H76V172H79V171H77ZM80 170H81V169H80ZM100 170H99V172H100ZM126 170H127V169H126ZM126 170H125V171H126ZM136 170H137V169H136ZM142 170H143V169H141V171H142ZM145 170H146V168H145ZM149 170H150V169H149ZM151 170H152V169H151ZM170 170H171V169H170ZM173 170H174V169H173ZM202 170H203V169H202ZM206 170H207V169H206ZM241 170H243V169H241ZM259 170H260V169H259ZM0 171H1V169H0ZM24 171H27V170L25 169ZM53 171H54V170H53ZM74 171H75V170H74ZM88 171H90V169H89ZM106 171H107V169H106ZM114 171H115V170H113V172H114ZM125 171H124V172H125ZM132 171H133V169H132ZM158 171H159V170H158ZM162 171H163V170H162ZM185 171H186V170H185ZM200 171H201V170H200ZM221 171H222V170H221ZM246 171H247V170H246ZM246 171L243 173L244 175H245ZM262 171H263V170H262ZM262 171H260V172H262ZM15 172H16V171H15ZM15 172H14V173H15ZM37 172H38V171H37ZM37 172H36V173H37ZM39 172H40V171H39ZM67 172H68V171H67ZM80 172H81V171H80ZM80 172H79V173H80ZM86 172H87V171H86ZM111 172H112V171H110V173H111ZM121 172H122V171H121ZM126 172H127V171H126ZM126 172H125V174H128V173H129V172H128V173H126ZM144 172H146V171H144ZM153 172H154V171H153ZM172 172H173V171H172ZM179 172H180V171H179ZM182 172H183V171H182ZM231 172H232V171H231ZM258 172H259V171H258ZM260 172H259V175H260ZM2 173H4V172H2ZM21 173H22V171H21ZM25 173H26V172H25ZM27 173H26V175H27ZM43 173H44V172H43ZM48 173H49V175H48V174L46 175V173H45V175H46L47 177L50 176V172H48ZM96 173H97V172H95V174H96ZM107 173H108V171H107ZM136 173H137V172H136ZM149 173H150V172H149ZM149 173H148V175H149ZM155 173H156V172H155ZM158 173H159V172H158ZM188 173H189V172H188ZM197 173H198V172H197ZM222 173H223V171H222ZM237 173H238V172H237ZM251 173H252V172H251ZM254 173H255V175H256V172H255V171H254ZM7 174H8V173H7ZM7 174H6V175H7ZM15 174H16V173H15ZM17 174H20V173H18V171H17ZM37 174H38V173H37ZM39 174H40V173H39ZM53 174H54V173L52 172V175H53ZM93 174H94V173H93ZM143 174H145V173H143ZM146 174H147V173H146ZM159 174H160V173H159ZM174 174H175V173H174ZM184 174H185V173H184ZM193 174H194V173H193ZM199 174H200V173H199ZM201 174H202V173H201ZM230 174H231V173H230ZM232 174H234V173H232ZM235 174H236V173H235ZM2 175H3V174H2ZM2 175H1V176H2ZM4 175H5V174H4ZM13 175H14V174H13ZM21 175H22V174H21ZM54 175H55V174H54ZM60 175H61V174H60ZM62 175H63V174H62ZM79 175H80V174H78V177H79ZM115 175H117V174H115ZM132 175H133V173H132ZM140 175H141V174H140ZM170 175H171V173H170ZM202 175H203V174H202ZM202 175H201V176H202ZM211 175H212V174H211ZM218 175H219V172H218ZM224 175H226V174H224ZM244 175H243V176H244ZM255 175H254V179L256 178ZM261 175H262V174H261ZM8 176H9V175H8ZM24 176H25V175H24ZM35 176L38 177V175H35ZM46 176H45V179L47 178ZM58 176H59V175H58ZM64 176H66V175H63V178H64ZM68 176L70 177V175H68ZM80 176H81V175H80ZM145 176H146V175H145ZM145 176H144V177H145ZM168 176H169V174L167 173V177H168ZM196 176H197V175H196ZM205 176H206V175H205ZM205 176H204V177H205ZM208 176H209V175H208ZM220 176H221V175H220ZM232 176H233V175H231V177H232ZM241 176H242V174H241ZM241 176L238 174V178L241 177ZM6 177H7V176H6ZM6 177H5V180H6ZM17 177H18V176H17ZM22 177H23V176H22ZM39 177H40V176H39ZM42 177H43V175H42ZM61 177H62V176H61ZM76 177H77V175H76ZM84 177H85V176H84ZM88 177H89V176H88ZM98 177H99V176H98ZM105 177H106V176H105ZM120 177H121V174H120ZM125 177L127 178V176H125ZM128 177H129V176H128ZM131 177H132V176H131ZM135 177H137V176H135ZM135 177H134V178H135ZM139 177H140V176H139ZM152 177H153V176H152ZM157 177H158V176H157ZM159 177H160V176H159ZM170 177H171V176H170ZM170 177H169V178H170ZM191 177H192V176H191ZM198 177H200V176H198ZM206 177H207V176H206ZM222 177H223V176H222ZM227 177H228V176H227ZM236 177H237V176H236ZM259 177H260V176H259ZM2 178H3V177H2ZM40 178H41V177H40ZM51 178H52V177H51ZM89 178H90V177H89ZM94 178H95V177H94ZM102 178H103V177H102ZM108 178H109V177H108ZM117 178H118V177H117ZM122 178H123V175H122ZM148 178H149V177H148ZM155 178H156V177H155ZM164 178H165V177H164ZM172 178H173V177H172ZM207 178H208V177H207ZM207 178H203V179L206 181ZM210 178H211V177H210ZM216 178H217V177H216ZM0 179H1V178H0ZM7 179H9V178L7 177ZM16 179H19V177L16 178ZM24 179H25V178H24ZM47 179H49V178H47ZM55 179H56V177H55ZM76 179H77V178H76ZM76 179H75V182H76ZM91 179H92V177H91ZM96 179H97V178H96ZM109 179H111V177H110ZM114 179H115V178H113V180H114ZM120 179H121V178H119L118 181H121ZM123 179H124V178H123ZM132 179H133V178H132ZM135 179L138 180V178H135ZM135 179H134V180H135ZM140 179H141V178H140ZM140 179H139V180H140ZM142 179H143V178H142ZM159 179H160V178H159ZM161 179L165 181V179H163V178H161ZM161 179H160V180H161ZM194 179H195V178H194ZM196 179H197V178H196ZM212 179H213V178H212ZM220 179H221V178H220ZM232 179H233V178H232ZM256 179H257V178H256ZM260 179H261V178H260ZM11 180H15V178H14V179H11ZM25 180H26V179H25ZM25 180H24V181H25ZM27 180H28V179H27ZM38 180H39V179H38ZM43 180H44V179H43ZM85 180H86V178H85ZM93 180H94V181H97V180H95V179H93ZM100 180H102V179H100ZM113 180H112V181H113ZM116 180H117V179H116ZM116 180H115V181H116ZM129 180H131V179H129ZM144 180H145V179H144ZM146 180H147L148 182L150 181L149 179H146ZM189 180H190V179H189ZM198 180H201V178L198 179ZM237 180H238V179H237ZM251 180H252V179H251ZM258 180H259V179H258ZM261 180H262V179H261ZM39 181H40V180H39ZM50 181H52V180L50 179ZM53 181H54V180H53ZM57 181H58V180H57ZM61 181H62V179H61ZM69 181H70V179H69ZM94 181H92V182H94ZM104 181H105V180H104ZM107 181H108V180H107ZM115 181H114V182H115ZM126 181H127V180H126ZM126 181L124 182V184L122 183L123 186L125 185V183L127 184ZM166 181H167V180H166ZM192 181H193V180H192ZM213 181H214V180H213ZM227 181H228V180H227ZM235 181H236V180H234V182H235ZM252 181H253V180H252ZM256 181H257V180H256ZM256 181H255V183H257ZM0 182H1V180H0ZM3 182H5V181H3ZM29 182H30V181H29ZM34 182H35V181H34ZM44 182H45V181H44ZM44 182H43V183H44ZM59 182H60V180H59ZM78 182H80V181H78ZM81 182H82V181H81ZM122 182H123V181H122ZM130 182H131V181H130ZM136 182H137V181H136ZM143 182H145V181H143ZM152 182H153V181H151V183H152ZM155 182H156V180H155ZM195 182H196V181H195ZM203 182H204V181H203ZM203 182H201V185H202ZM241 182H242V181H241ZM260 182H261V181H260ZM8 183L10 184V182H8ZM14 183H15V182H14ZM19 183H20V182H19ZM62 183H63V182H62ZM70 183H71V182H70ZM94 183H95V182H94ZM96 183H97V182H96ZM96 183H95V184H96ZM99 183H100V182H99ZM99 183H98V184H99ZM118 183H119V182H118ZM139 183H141V182H139ZM153 183H154V182H153ZM153 183H152V185H153ZM159 183H160V182H159ZM178 183H179V182H178ZM182 183H183V180H182ZM190 183H191V182H190ZM193 183H194V182H193ZM213 183H214V182H213ZM236 183H238V182H236ZM242 183H243V182H242ZM245 183H246V182H245ZM250 183H251V182H250ZM252 183H254V181H253ZM258 183H259V182H258ZM20 184H22V182H21ZM26 184H27V183H26ZM26 184H25V185H26ZM35 184H36V183H35ZM37 184H38V183H37ZM44 184H45V183H44ZM53 184H54V183H53ZM53 184H52V185H53ZM58 184H59V183H58ZM63 184H64V183H63ZM82 184H83V183H82ZM103 184H105V182H103ZM107 184H108V183H107ZM120 184H121V183H120ZM129 184H130V183H129ZM133 184H136V185H137L138 183L133 182ZM146 184H147V182H146ZM166 184H168V182H166ZM208 184H210V183H208ZM227 184H228V182H227ZM227 184H226V185H227ZM0 185H2V184L0 183ZM41 185H42V183H41ZM52 185H51V186H52ZM73 185L75 186L76 184H73ZM83 185H84V184H83ZM83 185H82V186H83ZM89 185H90V184H89ZM91 185H92V183H91ZM91 185H90V186H91ZM93 185H94V184H93ZM110 185H112V184H110ZM117 185H118V184H117ZM136 185H135V186H136ZM141 185H143V183H142ZM148 185H150V183H149ZM181 185H182V184H181ZM186 185H187L188 187H190L189 185H191V184H189V185L186 184ZM193 185H194V184H193ZM233 185H235V184H233ZM244 185H245V184H244ZM249 185L253 187L255 184H254V185L248 184V186H249ZM7 186H8V184H7ZM11 186H14V185L11 184ZM33 186H35V185L33 184ZM33 186H32V187H33ZM38 186H39V185H38ZM48 186H49V185H48ZM48 186H47V187H44V188H46V190H47ZM65 186H66V185H65ZM69 186H70V185H69ZM84 186H85V185H84ZM104 186H105V185H104ZM129 186H130V185H129ZM135 186H134V187H135ZM138 186H139V185H138ZM165 186H166V185H164V187H165ZM203 186H204V185H203ZM207 186H209V185H207ZM207 186H206V187H207ZM235 186H237V185H235ZM5 187H6V185H5ZM8 187H9V186H8ZM25 187H26V186H25ZM55 187H56V186H55ZM58 187L61 189L62 184H61V187H60V186H57V188H58ZM92 187H93V186H91V188H92ZM95 187L97 188V186H95ZM95 187H93L92 189H95ZM105 187H106V186H105ZM110 187H111V186H110ZM126 187H128V185H127ZM136 187H137V186H136ZM140 187H141V186H140ZM142 187H143V186H142ZM146 187H147V185H146ZM146 187H145V188H146ZM154 187H155V186H154ZM164 187H163V188H164ZM194 187H195V185H194ZM204 187H205V186H204ZM204 187H203V188H204ZM209 187H210V186H209ZM229 187H231V185H230ZM237 187H238V186H237ZM241 187H242V185H241ZM254 187H255V186H254ZM254 187H253V188H254ZM256 187H258V186H256ZM2 188H3V187H2ZM11 188H12V187H11ZM21 188H22V187H21ZM23 188H24V187H23ZM37 188H38V187H37ZM37 188L35 187V189H37ZM51 188H52V187H51ZM53 188H54V187H53ZM66 188H67V187H66ZM71 188H72V187H71ZM73 188H74V187H73ZM73 188H72V189H73ZM80 188H82V187H80ZM88 188H89V187H88ZM88 188H87V189H88ZM91 188H90V189H91ZM101 188H103L102 190L106 189V188H104L103 186L100 187V189H101ZM108 188H109V187H108ZM112 188H114V186H113ZM115 188L117 189L116 186H115ZM129 188H130V187H129ZM145 188H144V189H145ZM157 188H158V186H157ZM197 188H199V187H197ZM200 188H201V187H200ZM211 188H212V187H211ZM219 188H221V187H219ZM235 188H236V187H235ZM238 188H239V187H238ZM238 188H237V189H238ZM244 188H245V187H244ZM0 189H1V187H0ZM9 189H10V188H9ZM12 189H13V188H12ZM16 189H17V188H16ZM24 189H26V188H24ZM27 189H29V188H27ZM40 189H41V187H40ZM67 189H68V188H67ZM72 189H70V190H68V191L70 192V191H72ZM97 189H98V188H97ZM110 189H111V188H110ZM110 189H109V190H110ZM116 189H114V190H112V191H115ZM123 189H124V188H123ZM127 189H128V188H126V190H127ZM139 189H140V188H139ZM161 189H162V188H161ZM179 189H180V188H179ZM179 189H178V190H179ZM191 189H193L192 186H191ZM209 189H210V188H209ZM226 189H227V188H226ZM237 189H236V190H237ZM239 189H240V188H239ZM242 189H243V188H242ZM247 189H248V187H247ZM254 189H255V188H254ZM254 189H251L252 192H253ZM7 190H8V189H7ZM29 190H30V189H29ZM31 190H32V189H31ZM38 190H39V188H38ZM46 190H44V191H46ZM53 190H54V189H53ZM53 190H52V191H53ZM63 190H64V189H63ZM63 190H62V191H63ZM80 190L83 191L84 189L82 188V189H80ZM80 190H79L78 192H80ZM119 190H120V187H119V189H118V193H119V194H118L117 196H119V195L121 194V193L119 192ZM129 190H130V189H128V193H129V192L131 193V191H129ZM132 190H133V188H132ZM145 190H146V189H145ZM169 190H170V189H169ZM188 190H190V188H189ZM195 190H196V189H194V191H195ZM218 190H220V189H218ZM223 190H224V189H222V191H223ZM229 190H231V189H229ZM17 191H18V190H17ZM39 191H40V190H39ZM44 191L42 190L43 193H44ZM50 191H51V190H50ZM60 191H61V190H60ZM64 191H65V190H64ZM68 191L66 190V192H68ZM76 191H77V190H76ZM90 191H91V190H90ZM90 191H89V192H90ZM92 191H94V190H92ZM106 191H108V189H107ZM121 191H122V190H121ZM123 191H124V190H123ZM138 191H139V190H138ZM146 191H147V190H146ZM148 191H150V190H148ZM151 191H153V189H152ZM171 191H172V190H171ZM171 191H170V192H171ZM180 191H182V190H180ZM197 191H198V190H197ZM197 191H196V192H197ZM201 191H202V189H201ZM204 191H205V190H204ZM204 191H203V192H204ZM213 191H214V189H213ZM231 191H233V190H231ZM231 191H230V192H231ZM237 191H238V190H237ZM246 191H249V189L246 190ZM5 192H6V191H5ZM7 192H8V191H7ZM9 192H10V190H9ZM9 192H8V194H9ZM11 192H13V191H11ZM11 192H10V193H11ZM31 192H32V191H31ZM37 192H38V191H37ZM37 192H35V193H37ZM48 192H49V191H48ZM66 192H65V193H66ZM74 192H75V191H74ZM74 192L72 191V194H73V195H74ZM78 192H77V193H78ZM96 192H97V191H96ZM115 192H116V191H115ZM154 192H155V191H153V193H154ZM156 192H157V191H156ZM159 192H160V191H159ZM178 192H179V191H178ZM190 192H191V191H190ZM216 192H217V191H216ZM223 192H224V191H223ZM244 192H245V191L243 190L242 195H244V194H243ZM250 192H251V191H250ZM14 193H15V191H14ZM19 193H20V191H19ZM24 193H26V192H24ZM27 193H28V192H27ZM38 193H39V192H38ZM40 193H41V192H40ZM45 193H46V194H49V193H47V191H46ZM60 193H61V192H60ZM83 193H84V192H83ZM87 193H88V190H87ZM90 193H91V192H90ZM99 193H103V192L100 191ZM110 193H112V192H110ZM110 193H109V197H111V196H110ZM125 193H126V192H125ZM130 193H129V194H130ZM139 193H140V192H139ZM139 193H138V194H139ZM157 193H158V192H157ZM176 193H177V192H176ZM176 193H175L174 195H176ZM180 193H183V192H180ZM193 193H194V192H193ZM206 193H207V192H206ZM209 193H210V192H209ZM227 193L229 194V191H228ZM233 193L235 194V192H233ZM236 193H239V192H236ZM240 193H241V192H240ZM247 193H248V192H247ZM261 193H262V192H261ZM1 194H2V193H0V195H1ZM32 194H33V193H32ZM58 194H59V193H58ZM75 194H76V193H75ZM94 194H95V193H94ZM116 194H117V193H116ZM116 194H114V195H116ZM134 194H135V192H133V195H134ZM145 194H147V193H145ZM149 194H150V192H149ZM165 194H166V193H165ZM215 194H217V193H215ZM222 194H223V193H222ZM15 195H17V194H15ZM24 195H25V194H24ZM28 195H29V193H28ZM39 195H40V194H39ZM61 195L63 196V194H61ZM61 195H59V198H61V197H60ZM69 195H70V193H69ZM69 195L67 194L66 196H68L67 198L70 199V198H71V197H70L71 195H70V196H69ZM77 195H78V194H77ZM79 195H80V194H79ZM84 195H85V194H84ZM84 195H83V196H84ZM121 195H122V194H121ZM123 195L125 196V194H123ZM130 195L132 196V193H131ZM135 195H136V194H135ZM177 195H178V194H177ZM203 195H205V194L203 193ZM223 195H224V194H223ZM229 195H230V194H229ZM231 195H232V196H228V197H225V196H224L225 198H223L222 196H220V195L218 196V194H217L218 198H219V197H222V198H223V199H221V200L219 199L218 202H225V203L231 204V201H230L229 199H233V197L235 196V195L233 196V194H231ZM238 195H239V194H238ZM245 195H246V194H245ZM245 195H244V196H245ZM5 196H6V195H5ZM8 196H9V195H8ZM36 196H37V195H35V197H36ZM40 196H41V195H40ZM42 196H43V195H42ZM64 196H65V194H64ZM81 196H82V194H81ZM86 196H88V194H87ZM90 196L92 197V195H90ZM95 196H96V195H95ZM126 196H127V195H126ZM126 196H125V197H126ZM142 196H144V191H143V195H142ZM160 196H161V195H160ZM167 196H168V195H167ZM167 196H166V198H167ZM193 196H194V195H193ZM208 196H209V195H208ZM246 196L248 197V195H246ZM246 196H245V197H246ZM3 197H4V196H3ZM10 197H11V196H10ZM13 197H14V196H13ZM13 197H11V198H13ZM15 197H17V196H15ZM15 197L13 198L14 200H16ZM18 197H19V196H18ZM35 197H34V198H35ZM37 197H38V196H37ZM49 197H51V196L49 195ZM57 197H58V196H57ZM72 197H73V196H72ZM75 197H76V196H75ZM109 197H108V198H109ZM112 197H113V196H112ZM112 197H111V198H112ZM127 197H129V195H128ZM136 197H137V196H136ZM136 197H135V198H136ZM138 197H139V196H138ZM147 197H148V196H146V198H147ZM161 197H162V196H161ZM168 197H169V196H168ZM181 197H182V196H181ZM199 197H202V196H201V193H200V195L198 196V198H199ZM209 197H210V196H209ZM209 197H208V198H209ZM237 197H238V196H237ZM24 198H25V196H24ZM24 198H23V199H24ZM28 198H29V196H28ZM38 198L41 199L40 197H38ZM47 198H48V197H47ZM52 198H53V196H52ZM52 198H51V199H52ZM64 198H65V197H64ZM80 198H81V197H80ZM113 198H115V197H113ZM117 198H121V197H117ZM117 198H116V199H117ZM130 198H131V197H130ZM141 198H142V197H141ZM159 198H160V197H159ZM190 198H191V197H190ZM234 198H235V197H234ZM239 198H240V197H239ZM241 198H242V197H241ZM241 198H240V199H241ZM249 198H251V197H249ZM4 199H7V197L4 198ZM9 199H10V198H9ZM18 199H19V198H18ZM18 199H17V200H18ZM30 199H33V198H30ZM51 199H50V200H51ZM57 199H58V198H57ZM75 199H76V198H75ZM77 199H78V197H77ZM89 199L91 200V199H93V198H89ZM96 199L99 200L100 198H96ZM122 199H123V198H122ZM125 199H126V198H125ZM143 199H144V198H143ZM149 199H150V198H149ZM154 199H155V198H154ZM180 199H181V198H180ZM193 199H194V198H193ZM196 199H197V198H196ZM213 199H215V198H213ZM213 199H210V198H209L207 201H205V203H206L205 205H208L209 207L211 206V207H212L211 209H213V207H214V209H216V207H218V204L214 203V202H213ZM246 199H247V198H246ZM35 200H36V199H35ZM41 200H42V199H41ZM52 200H54V198H53ZM55 200H56V199H55ZM61 200H62V198H61ZM61 200H60V201H61ZM64 200H65V199H64ZM66 200H67V199H66ZM80 200H81V199H80ZM94 200H95V199H94ZM94 200H93V201H94ZM98 200H97V201H98ZM101 200H103V199H101ZM111 200H112V199H111ZM113 200H114V199H113ZM141 200H142V199H141ZM144 200H145V199H144ZM197 200H198V199H197ZM199 200H200V199H199ZM201 200H202V199H201ZM205 200H206V199H205ZM243 200H245V198H244ZM243 200H242V202H243ZM1 201H2V199L0 200V202H1ZM10 201H11V200H10ZM26 201H28V200H26ZM26 201H25V202H26ZM38 201H40V200H38ZM48 201H49V200H48ZM56 201H57V200H56ZM56 201H55V202H56ZM58 201H59V200H58ZM75 201H76V200H74L73 203H76ZM85 201H87V199H86ZM99 201H100V200H99ZM99 201H98V202H99ZM120 201H121V200H120ZM123 201H124V200H123ZM125 201H126V200H125ZM152 201H153V200H152ZM152 201H151V202H152ZM166 201H167V200H166ZM181 201H183V200L181 199ZM237 201H238V200H237ZM250 201H251V200H250ZM250 201H249V202H250ZM259 201H260V200H259ZM2 202H3V201H2ZM20 202H21V201H20ZM41 202H42V201H41ZM46 202H47V200H46ZM67 202H69V201L67 200ZM70 202H71V201H70ZM77 202H78V201H77ZM95 202H96V201H95ZM101 202H102V201H101ZM101 202H100V203H101ZM104 202H105V201H104ZM106 202H107V201H106ZM113 202H114V201H113ZM113 202H112V203H113ZM117 202H119V201H116V204H117ZM127 202H128V201H127ZM130 202L133 203L134 201L132 200V201H130ZM130 202H129V203H130ZM153 202H154V201H153ZM155 202H156V201H155ZM198 202H199V201H197V203H198ZM232 202H233V201H232ZM238 202H239V201H238ZM238 202H236V203H238ZM3 203H4V202H3ZM11 203H12V202H11ZM11 203H10V204H11ZM13 203H14V202H13ZM13 203H12V204H13ZM26 203H27V202H26ZM26 203H25V204H26ZM29 203H30V202H29ZM37 203H38V202H37ZM43 203H44V200H43ZM43 203H42V205H43ZM59 203H60V202H59ZM63 203H64V201H63ZM63 203H62V204H63ZM88 203H89V200H88ZM107 203H108V202H107ZM109 203H110V201H109ZM119 203H120V202H119ZM157 203H158V202H157ZM191 203H192V202H191ZM200 203H201V201H200ZM240 203H241V202H240ZM7 204H8V203H7ZM12 204H11L10 206H13ZM32 204H33V202H32ZM53 204H54V203H53ZM56 204H57V203H56ZM60 204H61V203H60ZM60 204H59V205H60ZM67 204H68V203H67ZM69 204H70V203H69ZM71 204H72V203H71ZM89 204H90V203H89ZM89 204H88V205H89ZM101 204H102V203H101ZM104 204H105V203H104ZM104 204H102V206H103ZM120 204H121V203H120ZM122 204H123V203H122ZM124 204H125V203H124ZM124 204H123V205H124ZM130 204H131V203H130ZM130 204H129V205H130ZM133 204H134V203H133ZM148 204H149V203H148ZM160 204H162V203L159 202L158 205H160ZM172 204H173V203H172ZM203 204H204V203H203ZM203 204H202V205H203ZM228 204H225V205H228ZM2 205H5V204H2ZM15 205H16V202H15ZM17 205H18V204H17ZM27 205H28V204H27ZM34 205H35V203H34ZM38 205H39V204H38ZM46 205H47V204H46ZM50 205H51V204H50ZM63 205H64V204H63ZM65 205H66V203H65ZM75 205H76V204H75ZM79 205H80V204H79ZM79 205H78V206H79ZM107 205H108V204H107ZM123 205H122V206H123ZM136 205H137V204H136ZM146 205H147V204H146ZM149 205H150V204H149ZM152 205H153V204H152ZM163 205H164V204H163ZM163 205H162V206H163ZM166 205H167V203H166L164 206H166ZM173 205H174V204H173ZM173 205H172V206H173ZM186 205H187V204H186ZM197 205H198V204H197ZM220 205H221V204H220ZM236 205H237V204H236ZM236 205H235V207H236ZM238 205H239V204H238ZM246 205H247V204H246ZM246 205H245V206H246ZM8 206H9V205H8ZM8 206H7V208H8ZM21 206H22V205H21ZM48 206H49V205H48ZM69 206H70V205H69ZM81 206H82V205H81ZM90 206H91V205H90ZM102 206H101V207H102ZM120 206H121V205H120ZM125 206H126V205H125ZM127 206H128V205H127ZM130 206H131V205H130ZM130 206H129V208H130ZM137 206L139 207V205H137ZM172 206H170V207H172ZM198 206H199V205H198ZM18 207H19V206H18ZM18 207H17V208H18ZM30 207H31V206H30ZM57 207H58V206H57ZM73 207H74V204H73ZM76 207H77V206H76ZM96 207H97V206H96ZM114 207H115V206H114ZM114 207H113V208H114ZM134 207H136V206H134ZM156 207H157V206H155V208H156ZM159 207H160V206H159ZM166 207H167V206H166ZM166 207H164V208L166 209ZM170 207H168V208H170ZM179 207H182V206L180 205ZM179 207H178V208H179ZM228 207H229V206H228ZM231 207H232V204H231ZM233 207H234V206H233ZM255 207H256V206H254V208H255ZM259 207H260V206H259ZM7 208H6V209H7ZM11 208H12V207H11ZM23 208H24V207H23ZM41 208H42V207H41ZM64 208H65V207H64ZM79 208H80V207H79ZM83 208H84V207H83ZM93 208H94V205H93ZM102 208H103V207H102ZM119 208H120V207H119ZM121 208H123V207H121ZM136 208H137V207H136ZM141 208H142V207H141ZM155 208H154V209H155ZM199 208H200V206H199ZM204 208H206V207H203V209H204ZM218 208H219V207H218ZM220 208H221V206H220ZM220 208H219V209H220ZM223 208H224V207H223ZM223 208H222V209H223ZM0 209H1V206H0ZM6 209H5V210H6ZM15 209H16V208H15ZM20 209H22V207H21ZM32 209H33V208H32ZM50 209H51V208H50ZM57 209H58V208H57ZM57 209H56V210H57ZM61 209H62V207H61ZM65 209H66V208H65ZM89 209H90V208H89ZM94 209H95V208H94ZM104 209H105V208H104ZM106 209H108V206H107ZM106 209H105V211H106ZM111 209H112V208H110V210H111ZM124 209H125V208H124ZM132 209H133V208H132ZM134 209H135V208H134ZM142 209H143V208H142ZM146 209H148V208H146ZM149 209H150V208H149ZM149 209H148V210H149ZM162 209H163V208H162ZM162 209H161V210H162ZM165 209H164V210H165ZM173 209H174V208H172V210H173ZM175 209H176V208H175ZM191 209H192V208H191ZM2 210H3V209H2ZM9 210H10V208H9ZM11 210H12V209H11ZM18 210H19V209H18ZM22 210H23V209H22ZM25 210H27V209H25ZM28 210H31V209L28 208ZM53 210H54V209H53ZM66 210H67V209H66ZM71 210H72V209H71ZM78 210H79V209L77 208V211H78ZM81 210H82V208H81ZM92 210H93V209H92ZM99 210H100V209H99ZM99 210H98L97 212H99ZM138 210H139V209H138ZM144 210H145V209H144ZM157 210H158V208H157ZM164 210H163V212H164ZM169 210H170V209H169ZM197 210L199 211V209H197ZM250 210H251V209H250ZM256 210H257V208H256ZM19 211H20V210H19ZM41 211H42V210H41ZM43 211H45V210H43ZM49 211H50V210H49ZM58 211H59V210H58ZM62 211H64V210L62 209L60 212H62ZM82 211H83V210H82ZM87 211H88V210H87ZM87 211H86V212H87ZM93 211H94V210H93ZM103 211H104V210H103ZM132 211H133V210H132ZM141 211H142V210H140V212H141ZM167 211H168V210H167ZM170 211H171V210H170ZM189 211H190V210H189ZM193 211H194V210H193ZM200 211H201V210H200ZM202 211H203V210H202ZM202 211H201V212H202ZM215 211H216V210H215ZM225 211H228V210H225ZM233 211H234V210H233ZM233 211H232V212H233ZM252 211H253V210H252ZM258 211H260L259 208H258ZM263 211H264V210H263ZM5 212H8V210L5 211ZM12 212H13V210H12ZM32 212H33V211H32ZM34 212H35V211H34ZM66 212H67V211H66ZM69 212H70V211H69ZM75 212H76V210H75ZM79 212H80V211H79ZM84 212H85V211H84ZM112 212H114V211H112ZM115 212H117V210H116ZM119 212H121V211H119ZM119 212H118V213H119ZM136 212H137V211H136ZM145 212H146V211H145ZM149 212L152 213V211H149ZM149 212H147V214H148ZM158 212H159V211H158ZM165 212H166V211H165ZM173 212H174V210H173ZM173 212H172V213H173ZM196 212H197V211H196ZM228 212H229V211H228ZM242 212H243V211H242ZM13 213H14V212H13ZM22 213H23V212H22ZM67 213H68V212H67ZM67 213H66V214H67ZM72 213H74V212H72ZM88 213H89V212H87L86 214H88ZM90 213H91V212H90ZM93 213H94V212H93ZM99 213H100V212H99ZM99 213H98V215H99ZM108 213H111V212H108ZM108 213H107V214H108ZM124 213H125V212H124ZM128 213H131V211L128 212ZM155 213L157 214V212H155ZM155 213H154V214H155ZM172 213H171V214H172ZM189 213H191V212H189ZM210 213H211V212H210ZM224 213H225V212H224ZM224 213H223V214H224ZM251 213H252V212H251ZM257 213H260V212H257ZM257 213H256V214H257ZM5 214H6V213H5ZM5 214H4V215H5ZM16 214H17V213H16ZM19 214H20V213H19ZM43 214H44V213H43ZM69 214H70V213H69ZM77 214H78V213H77ZM77 214L75 213V215H77ZM95 214H96V213H95ZM102 214H103V213H102ZM134 214H135V213H134ZM134 214H132V215H134ZM138 214H139V213H138ZM142 214H143V212H142ZM152 214H153V213H152ZM159 214L161 215V213H159ZM164 214H165V213H164ZM164 214H162V215L165 216ZM166 214H169V213H166ZM171 214H169V215H171ZM192 214H193V213H192ZM213 214H214V213H213ZM0 215L2 216L1 213H0ZM7 215L9 216V212L7 213ZM7 215H6V216H7ZM11 215H12V214H11ZM13 215H15V214H13ZM13 215H12V216H13ZM45 215H46V213H45ZM48 215H49V214H48ZM67 215H68V214H67ZM75 215H74V216H75ZM91 215H92V214H91ZM91 215L88 216V217H90V218L93 217V218H94V215H93V216H91ZM115 215H116V214H115ZM140 215H141V214H140ZM140 215H139V216H140ZM144 215H145V214H144ZM157 215H158V214H157ZM175 215H176V213H175ZM181 215H182V214H181ZM181 215H180V216H181ZM185 215H186V214H185ZM208 215H209V214H208ZM211 215H212V214H211ZM215 215H216V213H215ZM221 215H222V214H221ZM260 215H261V214H260ZM262 215H263V214H262ZM20 216H21V215H20ZM29 216H31V215H29ZM57 216H61V214H60V215H57ZM57 216H56V217H57ZM62 216H63V215H62ZM62 216H61V217H62ZM65 216H66V215H65ZM80 216H81V215H80ZM95 216H96V215H95ZM104 216L106 217L107 215L104 214ZM110 216L112 217L111 214H110ZM110 216H109V218H110ZM130 216H131V215H130ZM130 216H129V218H130ZM141 216H142V215H141ZM141 216H140V218H142ZM145 216H146V215H145ZM149 216H150V215H149ZM149 216H148V217H149ZM152 216H154V215H152ZM152 216H151V217H152ZM163 216H161V217L159 216V218L162 219ZM167 216H168V215H167ZM167 216H166V218L169 217V216H168V217H167ZM171 216H172V215H171ZM182 216H183V215H182ZM182 216H181V217H182ZM212 216H213V215H212ZM216 216H217V215H216ZM219 216H220V215H219ZM223 216H224V215H223ZM24 217H25V216H24ZM49 217H50V216H49ZM71 217H72V215H71ZM71 217H70V218H71ZM102 217H103V216H102ZM105 217L103 218L104 220L106 219ZM115 217H117V216H115ZM121 217H122V215H121ZM132 217H133V216H132ZM135 217H136V216H135ZM143 217H144V216H143ZM155 217H156V216H155ZM178 217H179V216H178ZM178 217H177V218H178ZM188 217H189V216H188ZM249 217H250V216H249ZM252 217H253V216H252ZM252 217H251V218H252ZM2 218H3V217H2ZM20 218H21V217H20ZM26 218H28V217H26ZM30 218H31V217H30ZM30 218H29V219H30ZM53 218H55V217H53ZM63 218H66V217H63ZM67 218H68V216H67ZM70 218H69V220H70ZM73 218L76 219L75 217H73ZM77 218H78V216H77ZM93 218H92V220H91L92 222H93ZM95 218H96V217H95ZM99 218H101V217H99ZM112 218H113V217H112ZM137 218H139V217H137ZM157 218H158V217H157ZM164 218H165V217H164ZM164 218H163V220H164ZM175 218H176V217H175ZM185 218H186V217H185ZM209 218H210V217H209ZM219 218H221V217H219ZM255 218H256V217H255ZM4 219H5V218H4ZM18 219H19V218H18ZM39 219H40V218H39ZM39 219H38V220H39ZM57 219H58V218H57ZM59 219H61V218H59ZM71 219H72V218H71ZM79 219H80V218H79ZM81 219H82V216H81ZM85 219H86V216H85ZM107 219H108V217H107ZM107 219H106V220H107ZM110 219H111V218H110ZM120 219H121V218H120ZM135 219H136V218H135ZM153 219H155V218H153ZM183 219H184V217H183ZM200 219H201V216H200ZM211 219H212V218H211ZM213 219H214V216H213ZM213 219H212V220H213ZM12 220H13V219H12ZM12 220H9V221L11 222ZM20 220H21V219H20ZM24 220H25V219H24ZM99 220H100V219H99ZM101 220H102V218H101ZM104 220H103V221H104ZM108 220H109V219H108ZM114 220H115V218H114ZM114 220H113V221H114ZM116 220H117V219H116ZM118 220H119V219H118ZM118 220H117V221H118ZM131 220H132V219H131ZM133 220H134V219H133ZM137 220H138V219H137ZM139 220H140V219H139ZM142 220H143V218H142ZM165 220H166V219H165ZM168 220H169V219H168ZM172 220H173V219H172ZM184 220H185V219H184ZM184 220H182V222H184ZM212 220H211V221H212ZM244 220H245V219H244ZM246 220H247V217H246ZM255 220H256V219H255ZM17 221H18V220H17ZM17 221H16V219H14V223H13V224H15V222H17ZM22 221H23V219H22ZM66 221H67V219H66ZM66 221H65V222H66ZM86 221H88V220L86 219V220H85V223H86ZM95 221H96V220H95ZM134 221H135V220H134ZM151 221H152V220H151V218H150V223H151ZM158 221H159V220L156 221V223H155L156 225L158 224V223H157ZM185 221H186V220H185ZM198 221H199V220H198ZM211 221H209V222H211ZM242 221H243V220H242ZM251 221L253 222V218H252ZM259 221H260V220H259ZM27 222H29V221H27ZM30 222H31V221H30ZM30 222H29V223H30ZM44 222H45V221H44ZM47 222H48V220H47ZM60 222H61V221H60ZM67 222H68V221H67ZM101 222H102V221H101ZM114 222H116V221H114ZM123 222H124V221H123ZM142 222H144V221H142ZM154 222H155V221H154ZM161 222H162V220H161ZM167 222H168V221H167ZM167 222H166V223H167ZM172 222H173V221H172ZM172 222H171V224H173ZM176 222H177V219H176ZM178 222H180V219H179ZM192 222H193V221H192ZM192 222L190 221V223H192ZM247 222H248V221H247ZM1 223H2V221H1ZM4 223H5V222H3V224H1V225H4ZM20 223H21V222H20ZM23 223L25 224V222H23ZM23 223H22V224H23ZM45 223H46V222H45ZM48 223H49V222H48ZM63 223H64V221H63ZM77 223H78V221H77ZM77 223H76V224H77ZM88 223H89V222H88ZM98 223H99V222H98ZM98 223H97V224H98ZM131 223H132V222H131ZM135 223H136V222H135ZM147 223H148V222H147ZM150 223H149V224H150ZM159 223H160V222H159ZM162 223L164 224V222H162ZM185 223H186V222H185ZM185 223H184V224H185ZM199 223H200V221H199ZM202 223H203V221H202ZM240 223H241V222H240ZM249 223H251V222H249ZM9 224H11V223H9ZM16 224H18V223H16ZM16 224H15V225H16ZM55 224H56V223H55ZM86 224H87V223H86ZM90 224H91V223H90ZM90 224H89V226H90ZM93 224H95V223H93ZM93 224H91V225H93ZM99 224H100V223H99ZM99 224H98V225H99ZM112 224H113V223H112ZM116 224H117V223H116ZM118 224H119V223H118ZM120 224H121V223H120ZM120 224H119V225H120ZM126 224H127V223H126ZM129 224H130V222H129ZM139 224H140V223H139ZM171 224H170V225H171ZM177 224H178V223H177ZM180 224H181V223H180ZM193 224H194V223H193ZM241 224H242V223H241ZM256 224H257V222H256ZM256 224H255V225H256ZM260 224H261V223H260ZM1 225H0V226H1ZM26 225H27V224H26ZM32 225H33V224H32ZM36 225H37V224H36ZM48 225H49V224H48ZM50 225H51V224H50ZM53 225H54V224H53ZM62 225H63V224H62ZM65 225H68V224H65ZM65 225H63V226H65ZM71 225H72V224H71ZM121 225H122V224H121ZM121 225H120V226H121ZM123 225H124V224H123ZM127 225H128V224H127ZM127 225H126V226H127ZM142 225H143V224H142ZM153 225H154V224H153ZM158 225H159V224H158ZM173 225H174V224H173ZM182 225H183V224H182ZM182 225H181V227H182ZM185 225H186V224H185ZM185 225H183V226H185ZM188 225H189V224H187V226H188ZM191 225H192V224H191ZM195 225H196V224H195ZM6 226L8 227V225H6ZM6 226H5V227H6ZM12 226H14V225H12ZM18 226H20V224H19ZM18 226H17V227H18ZM28 226H29V224H28ZM78 226H79V225H78ZM80 226H81V225H80ZM84 226H85V225H84ZM87 226H88V224H87ZM89 226H88V227H89ZM100 226H101V225H100ZM104 226H105V225H104ZM120 226H119V227H120ZM135 226H136V225H135ZM160 226H161V225H160ZM162 226H163V225H162ZM166 226H167V225H166ZM177 226H178V225H177ZM179 226H180V225H179ZM189 226H190V225H189ZM196 226H197V225H196ZM231 226H232V225H231ZM235 226H236V225H235ZM252 226H253V224H252ZM263 226H264V225H263ZM14 227H15V226H14ZM30 227H31V226H30ZM50 227H51V226H50ZM50 227H48V228H50ZM59 227H60V226H59ZM59 227H58V228H59ZM74 227H75V226H74ZM82 227H83V226H82ZM82 227H81V228H82ZM93 227H94V226H92L91 228H93ZM112 227H113V226H112ZM112 227H111V229H112ZM122 227L125 228L124 226H122ZM128 227H131V224H130V226H128ZM132 227H133V225H132ZM143 227H144V226H143ZM148 227H151V226H148ZM152 227H153V226H152ZM154 227H155V225H154ZM163 227H164V226H163ZM172 227H173V226H172ZM174 227H175V226H174ZM232 227H233V226H232ZM255 227H256V226H255ZM0 228H4V226H3V227H0ZM9 228H11V225H10ZM12 228H13V227H12ZM25 228H26V226H25ZM25 228H24V229H25ZM38 228H39V227H38ZM41 228H42V227H41ZM55 228H57V227H55ZM86 228H87V227H86ZM86 228L84 227L82 230H84V229H86ZM89 228H90V227H89ZM120 228H121V227H120ZM120 228H119V229H120ZM139 228H141V227H139ZM160 228H161V227H160ZM189 228H191V227H189ZM240 228H241V227H240ZM244 228H246V227H244ZM259 228H260V227H259ZM13 229H14V228H13ZM20 229H21V227H20ZM43 229H44V228H43ZM79 229H80V228H79ZM96 229H97V226H96ZM107 229H108V227H107ZM119 229H118V230H119ZM126 229H127V228H126ZM134 229H135V228H134ZM156 229H159V228H156ZM177 229H180V228H177ZM177 229H176V231H177ZM181 229H182V228H181ZM184 229H185V228H184ZM220 229H221V228H220ZM238 229H239V228H238ZM248 229H249V228H248ZM0 230H1V229H0ZM2 230L5 231L6 229H2ZM16 230H18V228H17ZM28 230H29V229H27V231H28ZM48 230H49V229H48ZM62 230H63V229H62ZM69 230H70V229H69ZM73 230L77 231V230H76V227H75V229L73 228L72 231H73ZM108 230H109V229H108ZM108 230H106V231L108 232ZM120 230H121V229H120ZM137 230H138V229H137ZM141 230H142V228H141ZM162 230H163V229H162ZM187 230H188V229H187ZM187 230H186V231H187ZM226 230H227V229H226ZM250 230H251V229H250ZM8 231H9V229H8ZM14 231H15V230H14ZM19 231H20V230H19ZM45 231H46V230H45ZM52 231H53V230H52ZM54 231H55V230H54ZM60 231H61V228H60ZM80 231H81V229H80ZM86 231H87V230H86ZM92 231H93V230L91 229V233H92ZM95 231H96V230H95ZM95 231H94V232H95ZM125 231H126V230H125ZM129 231H130V230H129ZM133 231H134V230H133ZM135 231H136V229H135ZM151 231H152V230H151ZM157 231H158V230H157ZM159 231H160V230H159ZM171 231H172V230H171ZM246 231H247V230H246ZM5 232H6V231H5ZM49 232H50V230H49ZM64 232H65V231H64ZM64 232H63V233H64ZM68 232H69V231H68ZM81 232H83V231H81ZM84 232H85V231H84ZM89 232H90V231H89ZM94 232H93V233H94ZM100 232H101V230H100ZM104 232H105V231H104ZM109 232H110V231H109ZM142 232H143V230H142ZM148 232H149V231H148ZM148 232H146V234H148ZM161 232H162V231H161ZM164 232H165V231H164ZM179 232H180V231H179ZM179 232H177V233H179ZM204 232H205V231H204ZM220 232H221V230H220ZM236 232H238V231H236ZM240 232H241V231H240ZM9 233H10V231H9ZM15 233H17V232H15ZM28 233H29V232H28ZM54 233H56V232H54ZM54 233H53V234H54ZM66 233H67V232H66ZM69 233H70V232H69ZM71 233H72V232H71ZM71 233H70V234H71ZM85 233H86V232H85ZM85 233H84V234H85ZM93 233H92V234H93ZM98 233H99V230L97 231L96 234H98ZM111 233H113V232H111ZM123 233H124V231H123ZM171 233H173V232H171ZM258 233H259V232H258ZM258 233H256V234H258ZM4 234L6 235V233H4ZM13 234H14V233H13ZM20 234H21V233H20ZM31 234H32V233H31ZM43 234H45V233H43ZM46 234H47V233H46ZM46 234H45V235H46ZM57 234H58V231H57ZM80 234H81V237H82V233H80ZM86 234H87V233H86ZM117 234H118V231H117ZM121 234H122V233H121ZM127 234H129V233H127ZM155 234L157 235V233H155ZM165 234H167V233H165ZM165 234H164L163 238H165V236H166ZM174 234H175V232H174ZM180 234H181V233H180ZM194 234H195V232H194ZM217 234H218V233H217ZM225 234H226V233H225ZM16 235H17V234H16ZM39 235H40V233H39ZM48 235H49V234H48ZM54 235H55V234H54ZM58 235H59V234H58ZM58 235H57V237H56V236H55V237L58 238ZM71 235H72V234H71ZM87 235H88V234H87ZM139 235H140V234H139ZM139 235H138V237H139ZM149 235H150V233H149ZM168 235H169V233H168ZM168 235H167V236H168ZM181 235H182V234H181ZM190 235H191V234H190ZM223 235H224V234H223ZM228 235H229V233H228ZM243 235H244V234H243ZM245 235H246V234H245ZM260 235H261V234H260ZM11 236H12V235H11ZM11 236H10V237H11ZM31 236H32V235H31ZM61 236H62V235H61ZM94 236H95V235H94ZM96 236H98V235H96ZM105 236H106V235H105ZM126 236H128V235H126ZM130 236H131V235H130ZM136 236H137V235H136ZM167 236H166V237H167ZM175 236H176V234H175ZM211 236H212V235H211ZM217 236H218V235H217ZM230 236H231V233H230ZM19 237H20V236H19ZM19 237H18V238H19ZM42 237H43V239H44V236H42ZM47 237H48V236H47ZM49 237H51V236H49ZM76 237H77V236H76ZM83 237H84V236H83ZM85 237H86V236H85ZM85 237H84V238H85ZM88 237H89V236H88ZM88 237H87V238H88ZM90 237H91V236H90ZM107 237H108V236H107ZM109 237H110V236H109ZM115 237H116V233H115ZM124 237H125V236H124ZM159 237H160V236H159ZM170 237H171V239H172V236H170ZM225 237H226V236H225ZM235 237H236V236H235ZM235 237H234V238H235ZM39 238H40V237H39ZM51 238H52V237H51ZM65 238H66V237H65ZM70 238H71V237H70ZM84 238H82V239H84ZM94 238H95V237H94ZM98 238H99V237H98ZM119 238H120V237H119ZM148 238H150V237H148ZM160 238H161V237H160ZM168 238H169V237H168ZM195 238H196V237H195ZM211 238H212V237H211ZM228 238H229V237H228ZM228 238H227V239H228ZM4 239H5V238H4ZM8 239H9V238H8ZM11 239H12V238H11ZM35 239H36V238H35ZM79 239H80V238H79ZM99 239H100V238H99ZM101 239H104V236H103V238L101 237ZM111 239H113V238H111ZM117 239H118V238H117ZM126 239H129V238H126ZM151 239H152V238H151ZM151 239H150V240H151ZM153 239H154V237H153ZM161 239H162V238H161ZM169 239H170V238H169ZM173 239H174V238H173ZM193 239H194V238H193ZM193 239H192V240H193ZM33 240H34V239H33ZM39 240H40V239H39ZM39 240H38V241H39ZM77 240H78V239H77ZM92 240H94V239H92ZM95 240H96V238H95ZM118 240H119V239H118ZM118 240H117V241H118ZM130 240H131V238H130ZM146 240H147V239H146ZM146 240H145V241H146ZM195 240H197V238H196ZM221 240H222V239H221ZM12 241H13V240H12ZM14 241H15V240H14ZM25 241H26V239H25ZM36 241H37V240H36ZM78 241H79V240H78ZM78 241H77V242H78ZM100 241H101V240H100ZM107 241H108V239H107ZM113 241H114V240H113ZM113 241H112V242H113ZM123 241H124V240H123ZM123 241H122V242H123ZM151 241H152V240H151ZM166 241H167V240H166ZM201 241H202V240H201ZM233 241H234V240H233ZM19 242H20V241H19ZM33 242H34V241H33ZM81 242H82V241H81ZM81 242H80L79 244H81ZM87 242H88V241H87ZM94 242H95V241H94ZM124 242H125V241H124ZM132 242H134V240H133ZM155 242H156V241H155ZM157 242H159V241H157ZM160 242H161V240H160ZM160 242H159V243H160ZM162 242H163V241H162ZM162 242H161V244H162ZM202 242H203V241H202ZM1 243H2V242H1ZM41 243H43V242L41 241ZM60 243H61V242H60ZM90 243H91V241H90ZM90 243H89V244H90ZM101 243H103V242H101ZM116 243H117V242H116ZM145 243H146V242H145ZM145 243H144V244H145ZM180 243H182L181 246H182V245L184 246V243H183V242H180ZM224 243H225V242H224ZM16 244H17V243H16ZM26 244H27V243H26ZM36 244H38V243H36ZM39 244H40V243H39ZM82 244H83V243H82ZM84 244H86V243H84ZM87 244H88V243H87ZM92 244H94V243H92ZM104 244H105V243H104ZM106 244H107V243H106ZM156 244H157V243H156ZM185 244H186V243H185ZM6 245H8V244H6ZM9 245H11V247H12V244H9ZM21 245H23V247H24V244L21 243ZM59 245H60V244H59ZM102 245H103V244H102ZM112 245H113V244H112ZM120 245H121V244H120ZM130 245H131V244L129 243V246H130ZM133 245H134V244H133ZM141 245H142V244H141ZM148 245H149V244H147V246H148ZM152 245H153V243H152ZM168 245H169V244H168ZM219 245H220V244H219ZM219 245H218V246H219ZM14 246H15V245H14ZM17 246H18V245H17ZM17 246H15V247H17ZM75 246H77V245H75ZM80 246H81V245H80ZM85 246H86V245H85ZM91 246H93V245H91ZM96 246L98 247V244H97ZM99 246H100V244H99ZM114 246H115V244H114ZM131 246H132V245H131ZM145 246H146V245H145ZM153 246H155V245H153ZM177 246H178V244H177ZM181 246H180V247H181ZM27 247H28V245H27ZM86 247H87V246H86ZM86 247H85V248H86ZM94 247H95V246H93L92 248L94 249ZM100 247H102V246H100ZM103 247H104V246H103ZM108 247H109V246H108ZM117 247H118V246H117ZM119 247H121V246H119ZM256 247H257V246H256ZM34 248H35V246H34ZM58 248H59V247H58ZM65 248H66V247H65ZM88 248H89V247H88ZM95 248H96V247H95ZM115 248H116V247H115ZM124 248H126V247L124 246ZM145 248H146V247H145ZM150 248H151V247H150ZM159 248H160V246H159ZM176 248H178V247H176ZM5 249H6V248H5ZM7 249L9 250V248H7ZM7 249H6V250H7ZM14 249H15V248H14ZM14 249H13V250H14ZM18 249H19V251H20V250H22L23 248L20 249V248L18 247ZM24 249H25V247H24ZM26 249H27V248H26ZM36 249H37V248H36ZM43 249H47V248L45 247V248H43ZM82 249H83V248H82ZM89 249H90V248H89ZM104 249H106V248H104ZM107 249H108V248H107ZM116 249H117V248H116ZM122 249H123V247H122ZM153 249H154V248H153ZM174 249H175V248H174ZM252 249H253V248H252ZM6 250H5V251H6ZM29 250H30V249H29ZM32 250H33V249H32ZM49 250H50V248H49ZM53 250H55V249H53ZM85 250H87V249H85ZM102 250H103V249H102ZM144 250H145V249H143V252H144ZM146 250H147V249H146ZM149 250H150V249H149ZM151 250H152V248H151ZM192 250H193V248H192ZM260 250H261V249H260ZM27 251H28V250H27ZM33 251H34V250H33ZM37 251H38V250H37ZM55 251H56V250H55ZM81 251H82V250H81ZM147 251H148V250H147ZM173 251H174V250H173ZM173 251H172V252H173ZM0 252H1V251H0ZM13 252H14V251H13ZM15 252H17V251H15ZM35 252H36V251H35ZM42 252H43V251H42ZM42 252H41V254H42ZM47 252L49 253V251H47ZM52 252H53V251H52ZM64 252H65V251H64ZM99 252H100V251H99ZM99 252H98V253H99ZM119 252H120V251H119ZM126 252H127V251H126ZM128 252H129V251H128ZM128 252H127V253H128ZM141 252H142V251H141ZM145 252H146V251H145ZM181 252H182V251H181ZM185 252H186V251H185ZM215 252H216V251H215ZM215 252L213 251V253H215ZM4 253H5V252H4ZM10 253H11V252H10ZM10 253H9V254H10ZM20 253H21V252H20ZM24 253H25V252H24ZM24 253H23V254H24ZM39 253H40V250H39ZM44 253H45V251H44ZM81 253H82V252H81ZM83 253H84V252H83ZM86 253H87V252H86ZM92 253H93V252H92ZM130 253H131V252H130ZM211 253H212V252H211ZM30 254H31V253H30ZM45 254H46V253H45ZM51 254H52V253H51ZM84 254H85V253H84ZM84 254H83V255H84ZM95 254H96V253H95ZM106 254H107V252H106ZM170 254H172V253H170ZM170 254H169V255H170ZM183 254H184V253H183ZM5 255H6V254H5ZM13 255H14V254H13ZM13 255H12V256H13ZM15 255H16V253H15ZM28 255H29V253H28ZM31 255L33 256V253H32ZM42 255H44V254H42ZM42 255H41V256H42ZM47 255H48V254H47ZM56 255H57V253H56ZM69 255H70V254H69ZM72 255H73V254H72ZM75 255H77V254H75ZM75 255H73V256L75 257ZM86 255H87V254H86ZM96 255H97V254H96ZM101 255H102V254H101ZM104 255H105V254H104ZM108 255H110V254L108 253ZM108 255H107V257H108ZM111 255H114V254H111ZM116 255H117V254H116ZM122 255H123V254H122ZM124 255H125V254H124ZM124 255H123V256H124ZM148 255H149V254H148ZM12 256H11V257H12ZM20 256H21V254H20ZM20 256H19V257H20ZM25 256H27V254H26ZM29 256H30V255H29ZM36 256H37V255H35V257H36ZM54 256H55V255H54ZM57 256L62 257V255H57ZM64 256H65V255H64ZM73 256H72V257H73ZM79 256H80V255H79ZM135 256H136V255H135ZM165 256H166V255H165ZM0 257H1V255H0ZM6 257H7V256H6ZM8 257H10V256H8ZM14 257H15V256H14ZM33 257H34V256H33ZM51 257H53V256L51 255ZM55 257H56V256H55ZM81 257H82V256H81ZM87 257H88V256H87ZM97 257H98V256H97ZM114 257H115V256H114ZM114 257H113V258H114ZM116 257H117V256H116ZM116 257H115V259H116ZM143 257H145V256H143ZM166 257H167V256H166ZM2 258H3V257H2ZM23 258H24V256H23ZM25 258H26V257H25ZM27 258H29V257H27ZM43 258H44V257H43ZM63 258H64V257H63ZM88 258H89V257H88ZM92 258H93V257H92ZM113 258H112V259H113ZM238 258H239V257H238ZM5 259H6V258H5ZM17 259H18V258H17ZM35 259H38V258H35ZM47 259H48V258H47ZM50 259H51V258H50ZM53 259H54V258H53ZM55 259H56V258H55ZM65 259H66V258H65ZM117 259H119V258H117ZM122 259H123V258H122ZM161 259H162V258H161ZM172 259H173V258H172ZM234 259H235V258H234ZM240 259H241V258H240ZM1 260H3V259H1ZM11 260H12V259H9V261H11ZM18 260H19V259H18ZM18 260H17V262H18ZM23 260H25V262H26L27 259H23ZM23 260H21V261L19 260L20 262H18V263H19V264H20V263H23ZM61 260H62V259H61ZM66 260H67V259H66ZM85 260H86V259H85ZM110 260H111V259H110ZM113 260H114V259H113ZM175 260H176V259H175ZM188 260H190V259H188ZM188 260H187V261H188ZM201 260H202V259H201ZM204 260H207V259H204ZM27 261H28V260H27ZM32 261H33V260H32ZM44 261H45V260H42V259L40 258V261H38V262L35 261L36 263H33V264H41V263L44 262ZM48 261H50V260H48ZM56 261H57V260H56ZM62 261H63V260H62ZM119 261H120V260H119ZM121 261H123V260H121ZM176 261H177V260H176ZM234 261H235V260H234ZM237 261H238V260H237ZM5 262H6V260H5ZM12 262H13V260H12ZM15 262H16V261H15ZM45 262H46V261H45ZM45 262H44V263H45ZM50 262H51V261H50ZM82 262H83V260H82ZM90 262L92 263V261H90ZM94 262H96V261H94ZM114 262H116V261H114ZM172 262H173V261H172ZM190 262H191V261H190ZM190 262H188V264H189ZM202 262H203V261H202ZM46 263H47V262H46ZM46 263H45V264H46ZM48 263H49V262H48ZM65 263H66V262H65ZM76 263H77V262H76ZM79 263H80V262H79ZM83 263H84V262H83ZM85 263H86V261H85ZM87 263L89 264L88 261H87ZM87 263H86V264H87ZM176 263H177V262H176ZM215 263H216V262H215ZM1 264H2V263H1ZM3 264H4V260H3ZM10 264H11V262H10ZM13 264H14V263H13ZM27 264H28V263H27ZM52 264H53V263H52ZM58 264H59V263H58ZM68 264H69V263H68ZM73 264H74V263H73ZM93 264H95V263H93ZM98 264H99V262H98ZM100 264H101V262H100ZM191 264H192V263H191ZM235 264H236V263H235Z\"/></svg>",
    "mask_w": 264,
    "mask_h": 264
}]
</instances>
